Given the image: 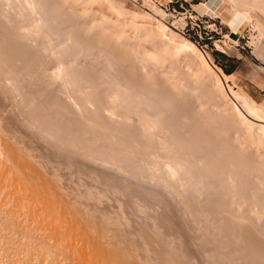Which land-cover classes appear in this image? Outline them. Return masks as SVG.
Segmentation results:
<instances>
[{"label": "rangeland", "instance_id": "rangeland-1", "mask_svg": "<svg viewBox=\"0 0 264 264\" xmlns=\"http://www.w3.org/2000/svg\"><path fill=\"white\" fill-rule=\"evenodd\" d=\"M12 1V2H11ZM11 1H9V0H5V2H4V0H1L0 1V28H2L3 27V29L4 30H2V29H0V48H1V50L2 51H0V72H2V73H0V75H1V77H0V85H1V87H0V89H2V92H1V90H0V105H2L3 104V106H0V113H1V115H0V117L1 118H3V120L1 119V122L3 121V126H6L5 128L6 129H19V130H22L23 129V132L24 133H26L27 135H29V133L31 132V131H35V133H34V131H33V134H35V135H32V132H31V134L29 135V136H31V139L30 140H32L31 142H30V144H32V146L31 147H35V148H37L38 146V148H40L38 151H40L39 153H41V154H44L43 156H48V157H46V158H48L49 160H53L54 161V164L55 163H59V166L62 168L63 166H65L64 167V170H63V173H64V175H66L65 177L69 180V184L71 185V187H73V189L75 188V186H76V189H77V187L79 186V185H85V186H81L80 188H81V190H80V188L78 187V189H77V192L78 193H81V194H83L81 197V199H82V201H83V198L84 199H86L85 201H86V203H87V201L88 200H90V202L89 203H87L89 206H91L90 208H88L89 206L87 205V208L89 209V211H88V214H93V216H94V219H96V223H98V224H100L103 220L105 221H103V224L105 223V224H107V226H110L111 225V223H112V221L113 222H115L116 224H117V222L116 221H114V220H116L117 218H119V216H120V221L122 222V225L124 224L126 227L124 228V227H122V225L120 226V224H118L119 225V228L121 229H119L118 228V225L116 226H113V225H111L112 227H109L110 229H109V231H111L112 230V234H110V235H114V233L116 234L115 235V238H117V239H119L118 241H120V245H124V248L126 247L127 248V250L129 251V253L130 254H132V252L134 253L135 252V254H136V256H137V254H141L140 252H142V249H143V251H144V253H142L143 255H144V259H147V262H149L148 264H150V262H152L151 264H178V262H179V264H188V260H190V259H192V256L194 257V259H192V261H193V264H195L194 262H196L197 264H212V263H218V264H257V262H258V264L260 263V264H264V263H262V259L264 260V193L263 192H260V190L262 191H264V189H263V187H264V165H263V163H264V160H262V158L264 157V137H262V136H264V130L261 128V127H258V123H261V121H259V120H257V119H255V118H252V119H254L253 121H254V123H256V124H252V126H251V124L248 122V121H251V123H252V120H246V119H244V118H242L239 114V116L237 115V113H239V112H237V110L236 109H234L235 107L233 106V103L231 102L232 100H231V98L229 97L230 96V94H229V90L228 89H230L231 88V90L233 91V92H236L237 93V91H238V93H239V95H243V96H246V97H248V99H249V101H250V103H251V105L253 106V108L254 109H256V111L257 112H259L261 115H263L264 116V64L261 62V61H259L258 59H256L255 57H254V55H253V51L255 50V49H257V48H259V47H263L264 46V2H259V1H262V0H259V1H255V0H247V1H245V0H84V2H83V0H67V1H69V3L67 4L66 3V1L65 0H47V2L53 7H51L50 5H49V9L48 10H50V11H52L51 13H49V14H47V17H46V15H44L42 12H44L43 10L47 7L46 5H47V3H45V2H43L42 0H39V2H40V4L42 3V4H44V5H42V6H46L44 9L42 8V9H40L41 8V6L39 5V3H38V5L36 6V8H33V7H31V6H33V5H30L31 3H29L31 0H19L18 1V3H17V0L16 1H14V0H11ZM24 1V2H23ZM26 1H27V3H26ZM42 1V2H41ZM46 1V0H45ZM54 1V2H53ZM61 2V4H57V2ZM77 1V2H76ZM79 1V2H78ZM82 1V2H81ZM249 1V2H248ZM1 2H3V3H1ZM8 2H10L9 3V5H8ZM14 2V3H13ZM16 2V3H15ZM20 2V3H19ZM72 2V3H71ZM253 2V3H252ZM259 2V3H258ZM5 3V4H4ZM7 3V4H6ZM63 3H64V5H63ZM66 3V4H65ZM241 3V4H240ZM243 3V4H242ZM4 6H6V7H3V5ZM15 6H14V5ZM17 4H18V6H17ZM27 4H29L28 6H27ZM46 4V5H45ZM55 4V5H54ZM249 4H250V6H249ZM2 5V6H1ZM21 5V6H20ZM23 5V6H22ZM57 5V6H56ZM62 5H63V10H62ZM66 5V6H65ZM70 5H72V6H70ZM75 5V6H74ZM77 5V6H76ZM262 5V6H261ZM22 7V9L20 8V7ZM24 6H25V9H24ZM65 6V7H64ZM79 6V7H78ZM7 7H8V9H7ZM9 7H10V9L12 8L13 9V7H14V10H12L11 9V13L9 12ZM38 7V8H37ZM40 7V8H39ZM58 7V8H57ZM20 8V9H19ZM30 10H29V9ZM38 9V10H33V9ZM48 8V7H47ZM51 8H52V10H51ZM61 8V9H60ZM74 8V9H73ZM3 9V10H2ZM5 9V10H4ZM60 9V10H59ZM22 10V11H21ZM47 10V9H46ZM47 10V11H48ZM66 12H65V11ZM81 10V11H80ZM6 11L8 12V13H10V14H8V13H6ZM31 11V12H30ZM40 11V12H39ZM61 11H63V13L61 12ZM88 11V12H87ZM1 12H3V13H1ZM13 12V13H12ZM18 12V13H17ZM34 14H33V13ZM55 12H58V14L57 13H55ZM79 12V13H78ZM82 12H84V13H82ZM87 12V13H86ZM21 13V14H20ZM62 13V14H61ZM71 13V14H70ZM5 14H8V16L6 17V15ZM14 15V16H11V15ZM24 14V15H23ZM27 14V15H26ZM37 14V15H36ZM53 14V15H52ZM65 14V15H64ZM70 14V15H75V16H68V15ZM86 14V15H85ZM5 15V16H4ZM10 15V16H9ZM17 15V16H16ZM36 15V16H35ZM43 15V16H42ZM51 15V16H50ZM56 15V16H55ZM57 15H59L58 17H60V18H62V20L60 19V18H58L57 17ZM84 15V16H83ZM92 15V16H91ZM22 16V17H21ZM33 16V17H32ZM61 16H63V17H61ZM66 16V17H65ZM69 18H68V17ZM77 16V17H76ZM3 17H5V18H3ZM17 17V18H16ZM19 17L20 18H22V20L21 19H19ZM23 17H26V18H23ZM40 17V18H39ZM44 17V18H43ZM74 17V18H73ZM77 18V20H76V18ZM83 17V18H82ZM104 17V18H103ZM12 20V19H14V21L12 20H10V19ZM29 18V19H28ZM49 18H51V19H49ZM66 18H67V20H68V22H67V20H66ZM71 18V19H70ZM87 18H88V20H87ZM25 19V20H24ZM31 19H33V20H31ZM38 19V20H37ZM58 19V20H57ZM86 19V20H85ZM106 19V20H105ZM24 20V21H23ZM28 20L30 21L29 23H28ZM39 20H40V22H39ZM45 22H44V21ZM47 20V21H46ZM49 20V21H48ZM58 21V22H56V21ZM65 20V21H64ZM80 20V21H79ZM97 20V21H96ZM102 20V21H101ZM105 20V21H104ZM2 21V22H1ZM17 21V22H16ZM32 21V22H31ZM53 21V22H52ZM71 21V22H70ZM78 21V22H77ZM104 21V22H103ZM11 22V23H10ZM12 22H13V24H12ZM15 22V23H14ZM27 22V23H26ZM34 22V23H33ZM50 23L51 24V26L50 25H48V23ZM65 22H67V23H65ZM70 22V23H69ZM86 22V23H85ZM2 23H4V24H2ZM6 23V24H5ZM32 23V24H31ZM36 23H37V25H40V26H36ZM43 23V24H42ZM60 23V24H59ZM69 23V24H68ZM88 23V24H87ZM96 23V24H95ZM107 23V24H106ZM7 24H9L8 26H7ZM22 24V25H21ZM23 24H24V26H23ZM33 24H34V27H36L37 29H35V28H33ZM44 24H46V25H44ZM64 26H63V25ZM77 24H79V25H77ZM101 24V25H100ZM110 24V25H109ZM114 24V25H113ZM1 25H3V26H1ZM10 25H12V26H10ZM27 25H28V27H27ZM30 25H32V26H30ZM48 25V26H47ZM72 25H73V27H72ZM77 25V26H76ZM90 25V26H89ZM109 25V26H108ZM4 26H6V27H4ZM21 26V27H20ZM30 26V27H29ZM47 26V27H46ZM84 26L86 27V28H84ZM88 26V27H87ZM107 26V27H106ZM50 27V28H49ZM54 29H53V28ZM58 27V28H57ZM60 27V28H59ZM66 27V28H65ZM79 27H80V29H79ZM82 27V28H81ZM8 28L11 30V31H8ZM14 28V29H13ZM18 28V29H17ZM27 28V29H26ZM28 28H30V29H28ZM32 28V29H31ZM47 28V29H46ZM84 28V29H83ZM101 30H100V29ZM105 28V29H104ZM111 28V29H110ZM39 29V30H38ZM42 29V30H41ZM49 29H51V30H49ZM56 29V30H55ZM65 31H64V30ZM80 31H79V30ZM81 29H82V31H81ZM89 29V30H88ZM92 29V30H91ZM96 29V30H95ZM100 31H99V30ZM46 32H45V31ZM62 30V31H61ZM74 30V31H73ZM93 30H94V32H93ZM4 31H6L7 32V34H6V32L4 33ZM14 31V32H13ZM59 33H58V32ZM61 31V32H60ZM66 31L68 32H70V33H66ZM74 33H73V32ZM77 31H78V33H77ZM84 31V33L85 32H87V33H82ZM98 31H99V33H98ZM103 31V32H102ZM106 31V32H105ZM110 31H111V33H110ZM119 31V32H118ZM3 32V33H2ZM11 34V35H9V33ZM36 32V33H35ZM38 32H40V33H38ZM44 32V33H43ZM53 32V33H52ZM54 32H56V33H54ZM72 32V33H71ZM102 32V33H101ZM28 33V34H27ZM48 34V38H50L51 39V37H52V39L50 40V39H47V34ZM83 35H82V34ZM233 33H237L238 34V39H235L234 37H233ZM14 34V35H13ZM21 34V35H20ZM34 36H33V35ZM39 34V36H37ZM43 34H45V35H43ZM50 34H52V35H50ZM57 34V35H56ZM59 34H61V35H59ZM71 34H73L72 36H71ZM75 34V35H74ZM81 34V35H80ZM87 34V35H86ZM93 36H92V35ZM95 34V35H94ZM154 34V35H153ZM7 35V36H6ZM63 35V36H62ZM66 37H65V36ZM68 35H70V37L68 36ZM77 35H79V36H77ZM86 36V37H83V36ZM112 35V36H111ZM121 35V36H120ZM5 36V37H4ZM12 37L11 38V40L13 39L14 41H11L10 40V37ZM32 36V37H31ZM42 36V37H41ZM45 38H44V37ZM75 36V37H74ZM117 36V37H116ZM119 36V37H118ZM129 36V37H128ZM133 37V39H132V37ZM25 39H24V38ZM38 38V40L40 41V42H38V40H37V38ZM41 37V38H40ZM74 37V38H73ZM76 37H77V39L79 40H77L76 39ZM92 39L91 41H89L90 40V38ZM103 37V38H102ZM108 37V38H107ZM3 38V39H2ZM53 38H55V40H53ZM63 38H65V39H63ZM85 38V39H84ZM87 38V39H86ZM94 38V39H93ZM120 38V39H119ZM162 38V39H161ZM167 38V39H166ZM9 39V40H8ZM42 41H41V40ZM46 39V40H45ZM62 39V40H61ZM66 39H67V41H66ZM97 39H101V40H98L97 41ZM104 39V40H103ZM125 39V40H124ZM127 39V40H126ZM159 39V40H158ZM27 40V41H26ZM31 40V41H30ZM32 40H34V41H32ZM46 42H45V41ZM69 40V41H68ZM72 40V42H70ZM111 40V41H110ZM118 40V41H117ZM123 40V41H122ZM134 41V42H132V41ZM137 40V41H136ZM185 40V41H184ZM5 41V42H4ZM22 41V42H21ZM36 41H37V43H36ZM49 41V42H48ZM51 41V42H50ZM62 41V42H61ZM77 41V42H76ZM82 43H81V42ZM89 41V42H88ZM112 41H114V42H112ZM145 41V42H144ZM171 41H172V43H171ZM17 42V43H16ZM24 42V43H23ZM29 44H28V43ZM34 42V43H33ZM42 42V43H41ZM43 42H45L46 43V45H45V43H43ZM65 42V43H64ZM83 42L86 44V46H85V44H83ZM102 42V43H101ZM129 42V43H128ZM182 42V43H181ZM185 42V43H184ZM189 44H188V43ZM192 42V43H191ZM3 43V44H2ZM6 43V44H5ZM33 43V44H32ZM49 43V44H48ZM72 43H74V44H72ZM89 43V44H88ZM91 43V44H90ZM93 43H97V44H95V45H93ZM121 43V44H120ZM137 43V44H136ZM35 44V45H34ZM37 44V45H36ZM40 44V45H39ZM45 46H44V45ZM51 44V45H50ZM54 44V45H53ZM57 44H59V45H57ZM61 44V45H60ZM66 44H68V45H66ZM100 44V45H99ZM112 44V45H111ZM120 44V45H119ZM174 44V45H173ZM178 44V45H177ZM185 44V45H184ZM187 44V45H186ZM195 45V48L193 47L194 45ZM14 45V46H13ZM34 45V46H33ZM53 45V46H52ZM57 45V46H56ZM78 45H80L79 47H81V48H79L78 49ZM90 45H92L93 47H91ZM99 45V46H98ZM132 45H134V46H132ZM137 45H139V46H137ZM158 45H159V47H158ZM162 45V46H161ZM164 45V46H163ZM172 45V46H171ZM191 45H193V46H191ZM4 46H9V47H6V49H2V48H4ZM50 46V47H49ZM52 46V47H51ZM65 46L67 47V48H65ZM89 46V47H88ZM107 46H108V48H107ZM113 46V47H112ZM129 46V47H128ZM131 46V47H130ZM137 46V48H134V47H136ZM156 46V47H155ZM169 48H168V47ZM184 46V47H183ZM11 47V48H10ZM20 47V48H19ZM29 47V48H28ZM37 47V49L35 50V48ZM41 47H45L44 49L43 48H41ZM48 48V50H47V48ZM53 47L56 49H54L53 50ZM62 47V48H61ZM64 47V48H63ZM69 47V48H68ZM74 47H76L75 49V51H76V54L73 52L74 51ZM83 47H85V49L83 48ZM95 47V48H94ZM115 47V48H114ZM122 47V48H121ZM8 48V49H7ZM12 48H13V51H12ZM15 48V49H14ZM50 48V49H49ZM60 48V49H59ZM71 48V49H70ZM131 52V54H132V57L130 56L131 54H130V52L129 51H127V49ZM132 48H134V49H132ZM142 48H143V50H142ZM156 48H159V49H157L156 50ZM170 49V51L169 50H167V53H166V50L164 51V49ZM176 48H178V49H176ZM180 48V49H179ZM197 48V49H196ZM10 49V50H9ZM30 49V50H29ZM31 49H32V51H31ZM45 49H46V51H45ZM62 49V50H61ZM63 49H64V51H63ZM70 49V50H69ZM94 49H96V50H94ZM102 49V50H101ZM121 49V50H120ZM136 49V50H135ZM175 49V50H174ZM9 51V53H6L5 51ZM45 52H44V51ZM58 50V51H57ZM60 50H61V53L63 54V52L65 53V54H61L60 53ZM68 52H67V51ZM78 50H79V52H78ZM83 50H85V51H83ZM87 50V51H86ZM88 50H91V51H88ZM132 50H133V53H132ZM141 50V52L139 53V51ZM156 50V51H155ZM160 50V51H159ZM173 50V51H172ZM181 52H180V51ZM13 53H12V52ZM38 51V52H37ZM47 51H49V52H47ZM53 51H55V52H53ZM83 52V53H81L80 54V52ZM116 51H118V52H116ZM124 51H126V54H128L127 55V57L128 58H130V59H127V60H123L124 58H122V57H120V56H125V54H123L122 55V53H124ZM137 52V54H139L138 56H137V54H134L135 52ZM143 51V52H142ZM153 51V52H152ZM158 51V52H157ZM163 51H164V53H163ZM23 52H25V53H23ZM29 52V53H28ZM30 52L32 53V52H34V53H32V56H30L31 54H30ZM46 52L48 53V54H46ZM53 52V53H52ZM72 52V53H71ZM87 52H89V54H85V53ZM93 52V53H92ZM107 52V53H106ZM113 52V53H112ZM145 52H147V53H145ZM150 52V53H149ZM157 52V53H156ZM162 52V54H160ZM169 52V53H168ZM171 52V53H170ZM180 54H179V53ZM3 53V54H2ZM28 53V54H27ZM45 53V54H44ZM67 53H69V56H68V54ZM118 53V54H117ZM120 53V54H119ZM144 53V54H143ZM168 54V55H166V54ZM175 53H177L176 55H175ZM13 54V55H12ZM19 54H20V56H19ZM35 54V55H34ZM39 54V55H38ZM49 54H50V56H49ZM70 54H74V55H70ZM80 54V55H79ZM85 54V55H84ZM115 54V55H114ZM141 54V55H140ZM143 54V55H142ZM151 54H153L152 55V57H151ZM157 54H159V57H158V55ZM5 55V56H4ZM13 57H12V56ZM27 55V56H26ZM37 55V56H36ZM43 55V56H42ZM45 55V56H44ZM46 55L48 56V57H46ZM64 55H67V57L65 58L64 57ZM78 57H77V56ZM83 55V57H81ZM91 55V56H90ZM109 55V56H108ZM113 55V56H112ZM145 55V56H144ZM155 55H157L155 58H153ZM162 55L164 56V57H162ZM175 55V56H174ZM179 55V57H176V56H178ZM7 56V57H6ZM15 56V57H14ZM64 58H63V57ZM81 58H83V59H81ZM90 56V57H89ZM92 56H94V57H92ZM98 56V57H97ZM105 56V57H104ZM134 56V57H133ZM139 56H141V57H139ZM11 57V58H10ZM26 57V58H25ZM44 57V58H43ZM119 57V58H118ZM127 57H125V59L127 58ZM136 57V58H135ZM140 59H139V58ZM145 57V58H144ZM157 57L159 58V59H157ZM161 57V58H160ZM167 57V58H166ZM173 57V58H172ZM3 58V59H2ZM7 58V59H6ZM15 58V59H14ZM16 58H19V59H17L16 60ZM36 58V59H35ZM52 60H51V59ZM54 58V59H53ZM68 58V59H67ZM88 58H89V60H88ZM99 58V59H98ZM102 58V59H101ZM134 58V59H133ZM142 58V59H141ZM58 59V60H57ZM65 61H64V60ZM71 59V60H70ZM76 59V60H75ZM78 59V60H77ZM87 59V60H86ZM92 59V60H91ZM97 59V60H96ZM117 59V60H116ZM135 60V62L136 63H138V61H139V64L140 65H138V64H135V62L134 61H131L130 62V60ZM137 59H138V61H137ZM147 61H146V60ZM150 59V60H149ZM153 59V60H152ZM154 59H155V61H154ZM162 59V60H161ZM163 59H166V60H163ZM169 61H168V60ZM9 60V61H8ZM22 60V61H21ZM32 60V61H31ZM34 60V61H33ZM45 60V61H44ZM48 60H50L49 62H47ZM54 60H55V62H54ZM61 60V61H60ZM73 60H74V62H73ZM95 60V61H94ZM99 60H100V62H99ZM121 60V61H120ZM129 60V62H127L126 63V61H128ZM145 62H144V61ZM152 60V61H151ZM161 60V61H160ZM19 61V62H18ZM37 61V62H36ZM42 61V62H41ZM60 61V62H59ZM66 61H68V62H66ZM78 61V62H77ZM85 61V62H84ZM91 61V62H90ZM144 63H143V62ZM164 61V62H163ZM177 61H179V63L177 62ZM12 62H14V63H12ZM54 64H53V63ZM57 62V63H56ZM63 62V63H62ZM81 62V63H80ZM87 62V63H86ZM96 62V63H95ZM133 62V63H132ZM151 62H153V63H150ZM156 62V63H155ZM162 62V63H161ZM5 64V65H3V64ZM18 63V64H17ZM35 63V64H34ZM45 63H46V66H45ZM49 63H51V64H49ZM56 63V64H55ZM61 63V64H60ZM66 63V64H65ZM69 64V66H68V64ZM77 63V64H76ZM79 63V64H78ZM104 63V64H103ZM164 63V64H163ZM209 65H208V64ZM10 64H12V65H10ZM19 64H20V66H19ZM31 64V65H30ZM37 64V65H36ZM49 64V65H48ZM74 64V65H73ZM82 64H83V66H82ZM124 67V65H125V67L123 68V67H121V65ZM131 64V65H130ZM135 66H134V65ZM142 64V65H141ZM143 64H144V66L147 68H145L144 66H143ZM147 64H148V66H147ZM9 67H8V66ZM17 65H18V67H17ZM24 65V66H23ZM66 65V66H65ZM78 65V66H77ZM86 65V66H85ZM136 65H138V66H136ZM151 65V66H150ZM154 65V66H153ZM156 65V66H155ZM164 65V66H163ZM6 66H7V68H6ZM13 66V67H12ZM15 66V67H14ZM26 66H28V68L26 67ZM43 66V67H42ZM45 66V67H44ZM58 67L57 69L59 70H57L55 67ZM62 66V67H61ZM63 66H64V68L67 70H65V69H63ZM71 66V68H69ZM92 68H91V67ZM107 66V67H106ZM117 66V67H116ZM130 66V67H129ZM153 66V67H152ZM164 67L165 68V66H166V70H169L170 72H169V74H166V72H164L165 70H163L162 68V70H163V73L164 74H162V70H160V71H157V69H160V68H157V67ZM207 66V67H206ZM233 66H235L236 67V69L232 72V73H227L226 71H225V69H229V68H231V67H233ZM3 67V68H2ZM4 67H5V69H4ZM53 67V68H52ZM79 69H78V68ZM103 67V68H102ZM106 67V68H105ZM110 67V68H109ZM120 67V68H119ZM179 67H181V69H182V71H181V69L179 68ZM188 67V68H187ZM38 68V69H37ZM76 70L77 69V71H75L74 69ZM82 68H85V69H82ZM89 68V69H88ZM90 68H91V70H90ZM139 68H140V70H139ZM144 68V69H143ZM177 68H179V69H177ZM209 68V69H208ZM3 69V71H1ZM54 69V70H53ZM71 69H73V71L71 70ZM114 69V70H113ZM124 69H126V70H124ZM130 69V70H129ZM184 69H186L187 71H183ZM189 69V70H188ZM211 69V70H210ZM11 72H10V71ZM39 70V71H38ZM50 70H52V71H50ZM63 71L64 73H62L61 71ZM68 70L70 71V72H68ZM79 70V71H78ZM80 70H82L83 71V73H84V75L88 72V71H90L89 73L91 74V75H89V73H87L85 76L82 74V71H80ZM88 70V71H87ZM96 70H97V72H96ZM107 70V71H106ZM113 70V71H112ZM179 71L178 72V74L180 75H178L177 74V72L176 71ZM196 70V71H195ZM5 71V72H4ZM56 71H58V72H56ZM86 71V72H85ZM119 71V72H118ZM122 71V72H121ZM141 73H140V72ZM146 73H144V72ZM151 71V72H150ZM153 71H155L154 72V74H153ZM193 71V72H192ZM195 71V72H194ZM8 72V73H7ZM47 72V73H46ZM59 72H60V74H59ZM72 72V74L73 75H69V73H71ZM74 72V73H73ZM77 72V74H75ZM79 72V73H78ZM95 72V73H94ZM105 72V73H104ZM109 72V73H108ZM124 72V73H123ZM126 72V73H125ZM132 72H134V73H132ZM161 72V73H160ZM190 72V73H189ZM192 72V73H191ZM217 72V73H216ZM221 72V73H220ZM15 73V74H14ZM22 73H23V75H22ZM51 73V74H50ZM53 73H54V77H53ZM66 73V74H65ZM108 73V74H107ZM112 73V74H111ZM121 73H123V74H121ZM159 73H160V76H159ZM170 73H172V74H170ZM184 75H183V74ZM5 74V75H4ZM64 74V76H62ZM81 76H80V75ZM95 74V75H94ZM97 74V75H96ZM99 74V75H98ZM110 74H111V76H110ZM116 75V76H114V75ZM119 74V75H118ZM129 74V75H128ZM139 74V75H138ZM145 74V75H144ZM149 74V75H148ZM156 74V75H155ZM166 74V75H165ZM176 74V75H175ZM194 74V75H193ZM225 74V75H224ZM12 75H15V76H12ZM56 75H58V77L56 76ZM100 75H101V78H103L104 77V79H103V84L101 83V79H100ZM112 75H113V77H114V80H113V77H112ZM124 75V76H123ZM126 75V76H125ZM152 75V76H151ZM158 75V76H157ZM161 75H162V78H160L161 77ZM167 75H169V76H167ZM172 75V76H171ZM188 75H190V76H188ZM199 75V76H198ZM202 75V76H201ZM2 76L6 79V80H8L9 82H6V80L5 79H3L2 78ZM10 76H12V77H14V80H13V78L11 77V78H9ZM34 76V77H33ZM42 76V77H41ZM45 76V77H44ZM56 76V77H55ZM78 76H79V79H78ZM82 76H84L83 78H82ZM86 76H90L91 78H93L92 80L94 81V83H93V81H91V78H89V77H86ZM106 76H110L112 79H110V78H108V77H106ZM131 76V77H130ZM142 76V77H141ZM147 76H148V78H147ZM149 76H151V77H149ZM175 76V78L177 79H174L173 77ZM179 76V77H178ZM182 76V77H181ZM204 76V77H203ZM224 76V77H223ZM24 77V78H23ZM27 79H26V78ZM44 77V78H43ZM51 77V78H50ZM72 77V78H71ZM74 77V78H73ZM136 77V78H135ZM137 77H138V79H137ZM139 77H141V78H139ZM190 77V78H189ZM223 77V78H222ZM11 80V82H10V80ZM36 78V79H35ZM60 78V79H59ZM66 78H68V81H67V79ZM69 78L74 82V81H77V79L79 80V82L77 81L76 83H78V85L76 84V83H73L71 80H69ZM108 78V83L106 82V81H104L105 79H107ZM123 78L125 79V80H123ZM153 78V79H152ZM158 78H160V79H162V80H158ZM163 78H165V80H163ZM169 80H168V79ZM178 78H180V79H178ZM183 78H185V79H183ZM188 78H189V80H188ZM191 78H193V80L191 79ZM207 78H208V81H207ZM219 78H221V79H219ZM225 78V79H224ZM2 79V80H1ZM17 79H18V81H17ZM21 79V80H20ZM23 79H24V81H23ZM46 79H48V80H46ZM57 79V80H56ZM76 79V80H75ZM80 79H82V82H81V80ZM90 79V80H89ZM98 79H100V80H98ZM126 79H127V81H126ZM133 79H135L134 81H133ZM144 79V80H143ZM150 79V80H149ZM172 79V80H171ZM201 81H200V80ZM203 79H204V81H203ZM26 80V81H25ZM64 80H66V83H64L65 81ZM84 80V81H83ZM86 80H88V81H86ZM110 80L114 83V81H115V83H114V85H113V83H111L110 82ZM119 80V81H118ZM154 80V81H153ZM168 80V81H167ZM172 81V83H171V81ZM173 80H176V81H173ZM179 80V81H178ZM185 80V81H184ZM192 80V81H191ZM224 80H227L226 82L224 81ZM5 81V82H4ZM59 83H58V82ZM86 81V85H84L85 82ZM89 81H91L90 83L92 84V85H90L89 84ZM122 81H126L125 83H131L130 84V87H128L129 86V84H128V86H127V84L126 85H121V84H125L124 82H122ZM140 81V82H139ZM177 81H178V84L179 85H185V89H184V86H183V88L180 86V90H179V85L177 86ZM189 81V82H188ZM197 81H198V83H197ZM200 81V82H199ZM4 82V83H3ZM47 82V83H46ZM49 82V83H48ZM70 84H68V83ZM99 82V83H98ZM106 82V83H105ZM134 82V83H133ZM143 82V83H142ZM153 82V83H152ZM160 82H161V84H160ZM163 82V83H162ZM176 82V83H175ZM183 82V83H182ZM221 82H222V85H221ZM3 83V84H2ZM11 83H16V85L14 84H12L13 85V88H11L12 87V85H11ZM35 83V84H34ZM43 83V84H42ZM54 83V84H53ZM87 83H88V87H87ZM98 83V84H97ZM118 83V84H117ZM134 85H137V86H134V88H135V90L133 89V92H132V88H133V84ZM138 83H140V85H138ZM158 83V84H157ZM169 83V84H168ZM186 83V84H185ZM201 83V84H200ZM208 83V84H207ZM8 84H10L9 86H8ZM35 86H34V85ZM57 84V85H56ZM69 86H68V85ZM79 84H83V86L81 87ZM94 84H96V85H94ZM109 87V85H111L112 84V86L113 87H115V86H117V88H118V86L120 87H124L125 86V88H124V92H123V88H119L120 89V91H119V89L117 90V88L115 87V91L114 90H111V89H113V87H110V88H107V86ZM143 84L144 85H146V86H144V87H142L143 86ZM149 84H151V85H149ZM157 86H156V85ZM163 84V85H162ZM166 84V85H165ZM175 86H173V85ZM188 84V85H187ZM197 84V85H196ZM198 84H200L199 86H198ZM25 85V86H24ZM65 85H67L68 87H66ZM76 85V86H75ZM98 85H100V86H98ZM165 85V86H164ZM191 85V86H190ZM212 85V86H211ZM4 86V87H3ZM5 86H6V88H5ZM21 86V87H20ZM45 86V87H44ZM54 86V87H53ZM74 86V87H73ZM96 86V87H95ZM105 86L107 89H105V87L103 88V87ZM153 86H154V88H153ZM170 89V91H167V90H169V89H167V87ZM209 86V87H208ZM228 86V87H227ZM3 87V88H2ZM8 87V88H7ZM63 87V88H62ZM65 87V88H64ZM75 87H77V88H75ZM99 87V88H98ZM102 87V88H101ZM148 87V88H147ZM152 87V88H151ZM156 87V88H155ZM166 87V88H165ZM178 88V90L181 92V93H179V91L177 90L176 91V89L175 88ZM190 87H191V90H190ZM193 87H194V89H193ZM197 87H198V90H197ZM202 87V88H201ZM224 87H225V89H226V91H225V89H224ZM28 88V89H27ZM36 88V89H35ZM47 88V89H46ZM54 88V89H53ZM56 88V89H55ZM73 88V89H72ZM83 88V89H82ZM85 88V89H84ZM90 88H92V89H90ZM128 88V89H127ZM140 88H142L141 90H142V93H140V96H138L139 95V93H137V92H140ZM145 88H147L146 90H145ZM158 88V89H157ZM164 88H165V90H164ZM187 88H188V90H187ZM196 88V89H195ZM222 88V89H221ZM7 89V90H6ZM12 89V91L13 92H11L10 90ZM58 89V90H57ZM63 89V90H62ZM67 89H68V91H67ZM75 89V90H74ZM78 89V91H76ZM80 89V90H79ZM81 89L83 90V92L81 91ZM104 89V90H103ZM122 89V90H121ZM125 89H127V91L125 90ZM130 89V91L128 92V90ZM139 89V90H138ZM153 89V90H152ZM157 91H156V90ZM160 89V90H159ZM183 89V90H182ZM199 89H201V91L199 90ZM205 89V90H204ZM208 89V90H207ZM215 89V90H214ZM5 90V91H4ZM16 90H17V92L19 91L21 94H19V92L17 93L16 92ZM47 90V91H46ZM92 90H96L97 92H98V94H96L97 92L95 91H93L92 92ZM103 90V91H102ZM148 90H149V92H148ZM152 90V91H151ZM163 90V91H162ZM191 92V93H189V96L187 97V94H188V92ZM194 90V91H193ZM204 90V91H203ZM207 90V91H206ZM210 90V91H209ZM217 90V91H216ZM230 90V91H231ZM44 91H45V93H44ZM65 91V92H64ZM70 91V92H69ZM73 91V92H72ZM81 91V92H80ZM102 91V92H101ZM106 91V92H105ZM112 91V93H108V92H111ZM117 91V92H116ZM119 91V92H118ZM146 91H147V94H143V92L144 93H146ZM183 91H184V93H183ZM195 91H197V92H195ZM199 91V92H198ZM212 92L211 94L209 93V96L207 95L208 93L207 92ZM6 94H5V93ZM8 92V93H7ZM31 92V93H30ZM53 92V93H52ZM88 92H89V94H88ZM113 92H115V93H113ZM123 92V93H125V94H122L123 96H121V93ZM127 92L130 94L131 92L133 93V95H132V93L130 94V95H132V96H135V92L138 94H136V96H135V98L137 97H139V100H141V102L139 103L138 101V99L136 98V101H135V98H133L132 96L131 97H129V95L127 94ZM153 92V93H152ZM154 92L156 93V94H154ZM157 92H158V95H159V97H157L156 95H157ZM163 94H162V93ZM171 94H170V93ZM203 92H205V93H203ZM11 93H13V94H11ZM25 93H27V94H25ZM30 93V94H29ZM34 93V94H33ZM37 95H36V94ZM41 93V94H40ZM49 93V94H48ZM61 93V94H60ZM64 93V94H63ZM68 93V94H67ZM75 93V94H74ZM82 93V95H83V99H84V96H85V100H86V102H84L85 100H83L82 98H80V96L82 97V95H80ZM86 93H87V95H86ZM105 93V94H104ZM116 93H117V97H116V99H115V96H116ZM118 93H120V94H118ZM148 93H150V94H148ZM164 93H167V95L166 94H164ZM172 93H173V95H172ZM179 93V94H178ZM187 93V94H186ZM196 93V94H195ZM219 93V94H218ZM237 93V94H238ZM4 94V96H2ZM24 94V95H23ZM52 94H54V95H52ZM74 94V95H73ZM77 94V95H76ZM91 94H93V96H91ZM113 94V95H112ZM114 94H115V96H114ZM127 94V96H124V95H126ZM143 96H145L144 98L145 99H143L142 97V95ZM153 94V95H152ZM160 94L161 95H163L162 97L160 96ZM182 94V95H181ZM195 96H193V95ZM201 95V97L202 98H199L200 97V95ZM11 95V96H10ZM12 95H14V96H12ZM27 95V96H26ZM48 95V96H47ZM64 95H66V96H64ZM68 95V96H67ZM80 95V96H79ZM88 95H90V96H88ZM96 95H98V96H96ZM149 95H152V96H156V98H152V96H149ZM171 95H172V98H171ZM177 95H179V96H177ZM190 95H192L193 97H191ZM198 95V96H197ZM205 95H206V97H205ZM219 95V96H218ZM15 96H17V97H15ZM40 96V97H39ZM44 96V97H43ZM59 96V97H58ZM86 96H88V97H86ZM100 96V97H99ZM103 96V97H102ZM107 96H108V98H107ZM111 96V97H110ZM114 96V97H113ZM149 96V97H148ZM166 96H170V97H166L167 99H169L170 100V102H169V100L166 102V98L165 97ZM211 96V97H210ZM213 96V97H212ZM2 97H3V99H2ZM6 97H8V98H6ZM11 97V98H10ZM21 97H23V98H21ZM25 97V98H24ZM33 97V98H32ZM37 97V98H36ZM71 97V98H70ZM74 97V98H73ZM79 97V98H78ZM92 97V98H91ZM97 97H99V99L97 98ZM113 97V98H112ZM120 97V98H119ZM122 97V98H121ZM130 98V99H128V101L129 102H131V103H129L127 100H124V99H126V98ZM148 97V98H147ZM164 97V99H162ZM186 97V98H185ZM189 97H191V98H194L193 99V103H195L196 104V106L197 107H195L194 106V104L192 103L191 104V102H189L190 100H192V99H188ZM211 99H210V98ZM32 98V99H31ZM46 98L47 99H49V100H46ZM62 98V99H61ZM91 98V99H90ZM113 100H112V99ZM118 98V99H117ZM141 98V99H140ZM159 98V99H158ZM174 98V99H173ZM179 98H181V99H179ZM210 100H209V99ZM12 99H14V100H12ZM20 101H19V100ZM35 99V100H34ZM42 99H44V100H42ZM65 99H67V100H65ZM73 99H75V100H73ZM94 99L96 100V102L94 101ZM99 101H98V100ZM132 99H134V101L132 100ZM146 99H147V101H146ZM179 99V100H178ZM183 99V100H182ZM187 99L189 100V101H187ZM198 99H200V100H198ZM209 101V103L207 102L206 103V101ZM213 99V100H212ZM7 102H9V103H7ZM13 102V104H12V102ZM16 100V101H15ZM40 100V101H39ZM73 102H72V101ZM78 102H77V101ZM81 100H83V101H81ZM91 100V101H90ZM106 100H108V101H106ZM117 100H118V102H117ZM148 100H149V102H148ZM161 100V101H160ZM174 102V104H176L177 103V106L178 107H180L178 110L180 111H175V110H177L176 108H173L172 109V107L174 106V107H177L176 105H173V102ZM196 102H195V101ZM198 100V101H197ZM204 100V101H203ZM230 100V101H229ZM25 101V102H24ZM62 103H61V102ZM88 101V102H87ZM104 102L105 103V101L107 102V104L105 103V104H102L101 106H100V102ZM111 101V102H110ZM119 101H121L122 103L123 102H128L129 104H131V107H132V105H133V107H132V109L135 107V109H136V111H134V112H132L130 109H127L126 108V106H125V103H121V102H119ZM143 101V102H142ZM146 101V102H145ZM180 101V102H179ZM187 101V102H186ZM203 102V103H201V102ZM211 101V102H210ZM24 102V103H23ZM34 102V103H33ZM47 102H49V103H47ZM52 102V103H51ZM79 102H80V104H79ZM82 102H83V104H82ZM91 102V103H90ZM97 102H99V104L97 103ZM117 102V103H116ZM136 104V103H139L140 105V107H141V105H142V110L144 109V111L146 112V109H147V107H148V109H149V107H151L152 108V110L153 109H155L156 107V109H155V111L153 112V111H150V112H152V114L150 113L149 114V116H148V112L147 113H145V114H147V116H148V118H149V120H150V115H152L153 117H151V118H154V120H155V118L156 117H159L160 119H157V121H160L159 123L155 120L154 121V123H155V126H156V128L155 127H153L152 126V124L150 125L149 123H151V122H148L147 124L145 123V121H147L148 119L146 118V116L144 115V113L142 114V110H141V108H139V110H141V112H140V114L138 113V105H134V103ZM153 102V104H151V105H153V106H150V104L149 103H152ZM154 102L155 103H157V105L154 107ZM229 102H230V104H229ZM20 105H19V104ZM21 103H22V105H21ZM40 103V104H39ZM42 103V104H41ZM56 103V104H55ZM58 103V104H57ZM62 105H61V104ZM69 105H68V104ZM87 103V104H86ZM90 103V104H89ZM95 103H96V105H95ZM111 103H113L114 104V106H115V108L112 106V104ZM118 103H119V105H118ZM127 103V105H129ZM142 103V104H141ZM145 103V104H144ZM167 103H169V105H170V103L172 104V105H170V106H172L171 108H170V106L169 105H167ZM185 103V104H184ZM215 103H216V105H215ZM219 103V104H218ZM232 103V104H231ZM5 104V105H4ZM10 104V105H9ZM11 104H12V106H11ZM15 104V105H14ZM25 104V105H24ZM46 104V105H45ZM49 105V107H48V105ZM78 104V105H77ZM85 104V105H84ZM94 104V105H93ZM110 104V106L112 107H110V108H108V109H106L108 106L107 105H109ZM189 104V105H188ZM199 104L200 105H202V107L206 104V107L208 108V109H211V105H212V107L214 108V109H216L217 110V108H219V110H214V109H211V111L210 110H207V108L206 107H203L204 109H201L200 108V106H199ZM14 105V106H13ZM24 105V106H23ZM34 105V107H36V109L38 110L37 112H35L36 111V109L35 108H33L32 106ZM36 105V106H35ZM44 107H43V106ZM64 105V106H63ZM73 105V106H72ZM76 105L77 106H79L80 108H82V109H78L79 107H76ZM81 105H83L85 108L87 107L88 109H85L83 106H81ZM91 105V106H90ZM93 105V106H92ZM123 105V106H122ZM145 105H146V108H145ZM162 105V106H161ZM180 105V106H179ZM185 105L187 106L186 107V109H185ZM191 105V106H190ZM210 107H208V106ZM219 107H218V106ZM228 105V106H227ZM41 106L43 107V108H41ZM46 106H47V108H46ZM58 106V107H57ZM71 106H72V109H71ZM96 106H98V107H96ZM105 106V107H104ZM107 106V107H106ZM119 108H118V107ZM163 106H165V107H163ZM166 106H168V107H166ZM183 106V107H182ZM195 107V109H196V111L198 110L199 111V113H198V111L196 112L195 111V109L193 110L194 112H192V108H194ZM199 106V107H198ZM1 107H4L3 109H1ZM7 107V108H6ZM9 107H11L10 109H9ZM12 107H13V109H12ZM23 107V108H22ZM26 107V108H25ZM53 107H54V110H53ZM65 107V108H64ZM67 107V108H66ZM69 107V108H68ZM92 107H94V108H92ZM101 107L102 108H104V109H101ZM128 108H129V106H127ZM160 108V110H159V108ZM162 107L164 108V110L162 109ZM188 107H190L189 109H188ZM231 107H232V109H231ZM16 109V111H15V109ZM21 108V109H20ZM40 108H41V110H40ZM52 108V109H51ZM60 108H62V111H61V109ZM97 110H96V109ZM117 108H118V111L120 110V112L121 113H119V112H117L116 110H117ZM123 108V109H122ZM125 108V109H124ZM150 108V109H151ZM165 108H167L166 110H165ZM170 108V109H169ZM183 108V109H182ZM221 108V109H220ZM25 109V111H23ZM27 109H29V110H27ZM52 110V112H54V113H52L51 112V110ZM58 109V110H57ZM65 109H69V111H67V110H65ZM75 109H78V111L77 110H75ZM98 109H100L99 111H98ZM149 109V110H150ZM260 109V110H259ZM3 110V111H2ZM6 110V111H5ZM31 110H33V111H31ZM35 110V111H34ZM56 110V111H55ZM81 110H82V113L84 114V115H82V113H81ZM84 110H87V111H84ZM107 110V112H103V111H106ZM128 110V111H127ZM170 110H172L173 111V113H172V111H170ZM186 110V111H185ZM205 110V112L206 111H208V113H211V115H210V118H208V113L206 114H204V111ZM212 110H214V111H216V112H212ZM222 110V111H221ZM234 112L233 114H231L232 113V111ZM2 111V112H1ZM8 111V113L10 114H6V112ZM13 111H15V112H13ZM28 111V112H27ZM41 112V115H40V112ZM50 111V112H49ZM58 111V112H57ZM67 111V112H66ZM73 113H72V112ZM92 113H90V112ZM94 111V112H93ZM97 113H96V112ZM113 111H115V112H113ZM127 111V112H126ZM156 111H157V113H156ZM165 111H166V113H165ZM170 111V112H169ZM182 111L183 112H185V113H182ZM13 112V113H12ZM31 112H32V115H31ZM45 113V116H44V114H42V113ZM56 112V113H55ZM61 112V113H60ZM69 112V113H68ZM87 112V113H86ZM112 112V113H111ZM118 114H117V113ZM128 113L127 115V117H125L126 115V113ZM130 112H131V116H130ZM137 114H136V113ZM175 112H176V114H175ZM192 112V113H191ZM223 112V113H222ZM3 113V114H2ZM20 113V114H19ZM24 113V114H23ZM29 113V114H28ZM36 113V114H35ZM39 113V114H38ZM59 113V114H58ZM64 113H66V117H65V115H64ZM94 113V114H93ZM104 115H106V117L108 118V116H109V118H111L112 120H111V123H110V120H109V118L107 119L106 117H105V115H104V117L101 119V117H102V114ZM114 113H116V114H114ZM125 113V114H124ZM136 114V115H133V114ZM162 113H163V115H162ZM165 113V114H164ZM170 115H169V114ZM181 113V114H180ZM187 113H189L188 115H187ZM194 113V114H193ZM198 113V114H197ZM201 113H203V115L201 114ZM214 113V114H213ZM216 113V114H215ZM219 113V114H218ZM220 113H221V115H220ZM40 115L42 118L40 119V121H39V119H38V115ZM67 114H69V116L67 115ZM72 114V115H71ZM73 114H75V115H73ZM76 114H77V116H76ZM113 114V115H112ZM142 114V115H141ZM168 114V115H167ZM177 114H180V115H177ZM182 114H186V115H182ZM190 114H193V115H195V116H192V115H190ZM229 114H230V116H229ZM259 114V115H260ZM5 115H7V116H5ZM16 115V116H15ZM18 115V116H17ZM24 115V116H23ZM37 116V117H35V116ZM48 115V118L50 119V120H52L50 123L49 122H47V120H48V118L46 119L45 117ZM50 115V116H49ZM53 115V116H52ZM54 115H56V116H54ZM58 115H60V116H58ZM87 115H89V116H87ZM94 115V116H93ZM116 115V116H115ZM120 115V116H119ZM121 115H122V119H124L123 121H122V119H121ZM124 115V116H123ZM141 115V116H140ZM143 115H144V117H143ZM159 115H161V117L159 116ZM168 116V117H165V116ZM206 115V116H205ZM215 115H216V117H215ZM220 115V116H219ZM224 115V116H223ZM234 115H235V117H234ZM10 116V117H9ZM21 116H23V117H21ZM26 116H29V118L28 117H26ZM65 118H64V117ZM71 116V117H70ZM80 116V117H79ZM86 116V117H85ZM91 116H93V117H91ZM111 116V117H110ZM112 116H114V117H112ZM120 117V119H118L119 117ZM175 116V117H174ZM180 116V117H179ZM183 116H185V117H183ZM199 116V117H198ZM204 116V117H203ZM214 117V118H212V117ZM219 117V120H218V117ZM232 116V117H231ZM16 117V118H15ZM17 117H18V119H17ZM53 117V118H52ZM58 117V119H56V118ZM75 117V118H74ZM78 117L79 118H81V119H78ZM88 117H89V119H90V123L88 122L89 121V119H88ZM137 117H139L138 119H137ZM142 117V118H141ZM170 117H174L173 119L172 118H170ZM180 119H179V118ZM191 117H197V119H201L200 121L198 120V121H193L195 118H191ZM201 117V118H200ZM205 117L206 118H208L209 120H208V122L210 121V119H213V121L212 122H214V120H215V122H214V124H216L217 122H216V120L219 122V123H217V125L219 124L220 126H215V125H213V123L210 125V123H208L206 120L207 119H205ZM222 117V118H221ZM235 118V120H237V121H235L234 120V118ZM248 118L247 119H249L250 118V116H247ZM22 118V119H21ZM32 118H34L35 119V121H32L33 119ZM45 118V119H44ZM65 119V123H63L62 124V120L64 121V119ZM77 118V119H76ZM93 120H92V119ZM96 118V119H95ZM114 118V119H113ZM127 118V119H126ZM144 118H146L145 120H144ZM164 118H166V121H164L165 119ZM176 118V119H175ZM185 118V119H184ZM186 118H188V120H189V123H188V120L186 119ZM190 118V119H189ZM216 118V119H215ZM237 118V119H236ZM238 118H239V121H238ZM242 118V119H241ZM250 118V119H251ZM7 119V121L9 120V119H11V120H9L8 122L9 123H11L12 125H10L7 121L5 122V120ZM13 119V120H12ZM28 119V120H27ZM29 119H32V120H29ZM46 121H44V120ZM54 119H56V120H54ZM75 119V120H74ZM83 119V120H82ZM86 119V120H85ZM101 121H99V120ZM104 119V120H103ZM117 121H116V120ZM133 119L135 120V122H136V125H134L135 123H133L134 121H133ZM137 119V120H136ZM143 119V120H142ZM179 119V120H178ZM184 119V120H183ZM192 119V120H191ZM203 119V120H202ZM226 119V120H225ZM23 120V121H22ZM79 120V121H78ZM82 120V121H81ZM105 121V122H103V121ZM107 120V121H106ZM114 120H115V122H114ZM121 120V122H123V124L120 122V124L121 125H118V123H119V121ZM139 120V121H138ZM162 120L164 121V122H166L165 124H164V122H162ZM168 120H169V122H168ZM174 122H173V121ZM180 120H182V121H180ZM187 120V121H186ZM191 120V121H190ZM196 120V119H195ZM230 120H233V121H231L230 122ZM242 122H241V121ZM244 120H246V121H244ZM255 120H256V122H255ZM18 121H20V122H18ZM32 121V122H31ZM39 121V122H38ZM41 121H43L44 122V124H43V122H42V125H41ZM49 121V120H48ZM57 121H58V123L59 124H61L63 127L62 128H64V126H66V128L68 127V129H66L65 128V131L67 132H65L64 131V129H60V127H58L57 125ZM77 121V122H76ZM97 121V122H96ZM126 121H132V124L131 123H129V122H126ZM138 121V122H137ZM141 121H142V123H141ZM144 121V122H143ZM152 121H153V119H152ZM184 121V122H183ZM192 121H193V123H196V122H200V125H196L195 124V128H197V129H195L198 133H199V135H201L202 136V138H204V140H201V141H203V142H201L198 138H199V136H198V133H195V134H193V123H192ZM201 121H203V123H204V121L206 122V124L204 123H202ZM225 125L224 127H226L225 129H222V128H220V127H223V124H221V122ZM6 124H5V123ZM14 122V123H13ZM24 122V123H23ZM56 122V123H55ZM67 122V123H66ZM73 122V123H72ZM78 122H80V123H78ZM93 124H92V123ZM96 122V123H95ZM103 122V123H102ZM163 124H162V123ZM173 122V123H172ZM176 122V123H175ZM181 122H183V123H181ZM185 122H187V124L185 123ZM231 124H230V123ZM7 123H8V125H10L9 127H8V125H7ZM17 123V124H16ZM19 123H21V124H19ZM23 123V124H22ZM26 123V124H25ZM37 123V124H36ZM79 125H78V124ZM88 123L89 124V126H88V124L86 125V124ZM105 123V124H104ZM127 123H129V124H131L130 126H129V124H127ZM139 123V124H138ZM140 123H141V125L143 126V128L145 127V128H147L148 126V130L146 129V130H144L143 128H142V126L140 127L139 125H140ZM153 123V122H152ZM153 123V124H154ZM190 123H192V124H190ZM246 123H249V124H246ZM15 124L17 125V127H14L15 126ZM29 124V125H28ZM32 124H33V126H32ZM72 124V125H71ZM104 124V125H103ZM107 124V125H106ZM110 124V125H109ZM114 124V125H113ZM117 124V125H116ZM125 124V125H124ZM158 124V125H157ZM160 124H162V127H160ZM176 124V126H174V125ZM183 126H182V125ZM189 124L191 125V127L189 126ZM201 124L203 125V126H201ZM226 124H229L228 125V127H227V125ZM247 126L246 128H245V125ZM18 125H19V128H18ZM21 125V126H20ZM31 125V126H30ZM49 125V126H48ZM68 125V126H67ZM127 125H128V129H130L131 128V130H129V131H127ZM164 125V126H163ZM166 125V126H165ZM181 125V126H180ZM187 125V126H186ZM204 125L206 126V128L204 127ZM241 125H244L243 127L241 126ZM249 125H250V127H249ZM24 126H26V127H24ZM34 126H35V128H34ZM39 126L41 127V128H39ZM52 126H54L55 128H57V129H55V128H53ZM60 126V125H59ZM72 126V127H71ZM74 126V127H73ZM103 126V127H102ZM111 126V128H109V127ZM116 126V127H115ZM121 126H123L122 128L123 129H126V130H123V129H121ZM133 126H135V127H137V128H135V127H133ZM158 126L160 127V128H158ZM172 129V130H169L170 128ZM173 126V127H172ZM177 126L179 127V128H181L180 130H178L177 129ZM211 126V127H210ZM257 126V127H256ZM23 127V128H22ZM32 128L30 131L28 130V129H30V128ZM47 127V128H46ZM78 127H79V129H78ZM100 127V128H99ZM118 127V128H117ZM120 127V128H119ZM126 127V128H125ZM133 127V128H132ZM139 127V128H138ZM151 127V128H150ZM165 127V128H164ZM184 127V128H183ZM188 127V128H187ZM204 127V129L202 130V128ZM223 127V128H224ZM236 127V128H235ZM21 128V129H20ZM43 128V130H45V131H43V130H41ZM51 129V130H49V129ZM77 128V129H76ZM91 128H93V129H91ZM97 128V129H96ZM98 128H99V130H98ZM107 128V129H106ZM110 130H109V129ZM117 131H115L114 129ZM150 128V129H149ZM164 128V129H163ZM168 128V129H167ZM173 128H174V130H173ZM199 128V129H198ZM215 128V129H214ZM219 128V129H218ZM241 128V129H240ZM250 128V129H249ZM26 129L28 130V131H26ZM53 129V130H52ZM69 129H70V131L72 130V131H75V133H71V132H69ZM82 129V130H81ZM87 129V130H86ZM95 129H96V131H95ZM100 129H102V131L100 130ZM104 129L105 130H108V131H105L104 132ZM121 129V130H120ZM135 129L137 132H139L140 131V133H142L143 131H145V133H142V134H139V135H141V136H144L143 138H140L139 137V135H135V133H137L136 131H133V130ZM141 129H142V132H141ZM161 129V130H160ZM166 129V130H165ZM185 129V130H184ZM190 129V130H189ZM192 129V130H191ZM252 129H253V131H252ZM254 129H255V131H254ZM39 130V131H38ZM49 130V131H48ZM113 130V131H112ZM122 131V134L121 135H124V136H122L121 137V135H119V136H117V133H119L120 131ZM139 130V131H138ZM156 130V131H155ZM160 131V133L159 134H157L159 131ZM162 130H164V135H163V133H162ZM205 130H206V132L208 133H206L205 132ZM212 130V131H211ZM218 130H219V132H218ZM223 130H225V131H223ZM228 130H229V132H228ZM236 130V131H235ZM256 130H257V132H256ZM51 131V132H50ZM57 131V132H56ZM63 131V132H62ZM123 131H125V132H123ZM127 131V132H126ZM146 131H150V133L152 134V136H151V134H149L148 132H146ZM169 132V134H168V132ZM178 131V132H177ZM188 131H190L192 134H193V136H195V137H192V138H196L195 140H193L192 141V138L190 137L191 135H190V132H188ZM202 131V132H201ZM204 131V132H203ZM250 131V132H249ZM47 132V133H46ZM50 132V133H49ZM59 132V133H58ZM65 132V133H64ZM78 132V133H77ZM83 132H84V135H83ZM89 132V133H88ZM91 132V133H90ZM96 132V133H95ZM99 132V133H98ZM106 132H108V135H107V133ZM112 132H114L115 133V135H116V137H114L115 135L114 134H112ZM128 132H130L129 134H128ZM154 132V133H153ZM155 132H157V133H155ZM166 132V133H165ZM183 132V133H182ZM226 132H228L227 134H226ZM253 132V133H252ZM256 132V133H255ZM45 133V134H44ZM63 133L65 134V136L63 135ZM71 133V134H70ZM93 133H95L94 135H93ZM106 133V134H105ZM146 133H148L147 135H144V134H146ZM172 133V134H171ZM174 133V134H173ZM179 133V134H178ZM183 134V136H181V134ZM189 133V134H188ZM216 133V134H215ZM218 133V134H217ZM220 133V134H219ZM225 133V134H224ZM229 133H230V135H229ZM241 133V134H240ZM250 133V134H249ZM253 135H252V134ZM37 134V135H36ZM41 134V136H39V135ZM44 134V135H43ZM52 134H54V136L52 135ZM66 134H68V135H66ZM82 134V135H81ZM91 134H92V137H89V136H91ZM97 134H98V138H95V137H97ZM131 134V140L130 139H128ZM162 134V135H161ZM166 134V135H165ZM177 134V135H176ZM187 134H188V136H187ZM203 134V135H202ZM222 134V135H221ZM237 134H238V136H237ZM46 135H47V137H46ZM59 135V136H58ZM62 135V136H61ZM73 135H77V136H75V137H73ZM80 135V136H79ZM88 135V136H87ZM103 135V136H102ZM128 135V136H127ZM132 135H135V137L137 136V140L135 139V137H133L132 138ZM150 135V136H149ZM155 135H156V137H155ZM158 135H160V136H158ZM172 135V136H171ZM178 135H180V136H178ZM204 135H205V137H204ZM211 135V136H210ZM214 135V136H213ZM227 135V136H226ZM248 135V136H247ZM44 136V137H43ZM66 136H68V138L66 137ZM71 136H72V139H71ZM78 136H79V138H78ZM83 136V137H82ZM108 136V137H107ZM110 136V137H109ZM114 138H112V137ZM127 136V137H126ZM147 136V137H146ZM158 136V137H157ZM174 136V137H173ZM176 136V137H175ZM185 136H186V138H185ZM209 136V137H208ZM226 136V137H225ZM245 136V137H244ZM250 136V137H249ZM32 137H33V139H32ZM77 137V138H76ZM86 137V139H84ZM99 137H101V138H99ZM105 139H104V138ZM120 137V138H119ZM123 137H126V138H123ZM146 137V138H145ZM152 137V138H151ZM162 137V138H161ZM172 137H173V139H172ZM198 137V138H197ZM208 139H207V138ZM213 137V138H212ZM233 137V138H232ZM237 137H238V139H239V142H238V140H237ZM243 137V138H242ZM261 137V138H260ZM36 138V139H35ZM40 138V140L38 141V139ZM43 138H46L47 140L48 139H56V140H50V141H47L46 139H43ZM61 138V139H60ZM74 138V139H73ZM83 138V140L82 141H80L81 139ZM89 138V139H88ZM90 138H92V139H90ZM94 138V139H93ZM110 138V139H109ZM122 138V139H121ZM155 138H156V141H155ZM159 138H160V140H159ZM170 138V139H169ZM181 138H183V140L181 139ZM191 140H190V139ZM201 137H200V139H202ZM209 138H211V139H209ZM220 138V139H219ZM223 138V139H222ZM240 138H241V140H240ZM255 138V139H254ZM58 139V140H57ZM63 139V140H62ZM66 139H68V140H66ZM88 139V143H89V141H90V143H89V145H88V143H85L86 142V140ZM99 140V141H97V140ZM109 139V140H108ZM121 139V140H120ZM124 139V140H123ZM128 139V140H127ZM134 139H135V143H136V145L134 144V143H131L132 142V140H133V142H134ZM138 139H139V141H140V143H139V141H138ZM163 139V140H162ZM208 140V142H207V140ZM212 139H213V141H212ZM217 139V140H216ZM230 139V140H229ZM37 140V141H36ZM65 140V141H64ZM74 140H75V142H74ZM78 140H79V142H78ZM85 140V141H84ZM93 140V141H92ZM112 140L114 141V142H112ZM123 140V141H122ZM145 140V141H144ZM147 140H149V141H147ZM151 140V141H150ZM158 140V141H157ZM165 140H166V142H165ZM178 140V141H177ZM190 140V141H189ZM215 140L217 141V145L215 144L216 142H215ZM219 140V141H218ZM234 140V141H233ZM237 140V141H236ZM249 141V143H245V141ZM262 140V141H261ZM35 141H36V144H34L35 143ZM42 141H44L43 143H45V144H47V145H43V143H42ZM45 141H47V142H45ZM53 141H54V143H53ZM57 141V142H56ZM64 141V142H63ZM69 143V144H67V142ZM69 141H71L72 143L70 144V142ZM100 141H102L103 143L104 142H106L104 145H106V149H105V146L100 142ZM124 141H125V143H124ZM128 141V142H127ZM136 141H138V144H137V142ZM141 141H143L142 143H141ZM147 141V142H146ZM177 141V142H176ZM182 142V144H181V142ZM193 142V144L192 143H190V142ZM213 142L212 144H214V146L212 145V149H210L211 148V142ZM259 141V142H258ZM56 142V143H55ZM60 142H63L66 146L65 147H69V150L66 148V150H65V147H63L64 146V144L63 143H61V145H60ZM78 142V143H77ZM80 142H82V143H80ZM92 142H93V144H92ZM97 144H96V143ZM100 142V143H99ZM110 142V143H109ZM114 143V144H112V143ZM116 142H118V143H116ZM121 142V143H120ZM161 142H162V144H161ZM167 142H168V144H167ZM173 142V143H172ZM175 142V143H174ZM178 142H179V144H178ZM187 142H189L190 144H192L191 146H192V148H191V146L190 145H188V143ZM197 142H200V143H197ZM205 142H207V144H205ZM221 142V143H220ZM227 142L229 143V144H227ZM258 142V143H257ZM39 143H40V145H39ZM52 143H53V145H52ZM122 143H124V144H122ZM128 143V144H127ZM132 144L131 146H130V144ZM154 143V144H153ZM155 143H157V145L159 144H161L162 146H163V143L166 145H164V148H162V146L160 145V147H159V145H158V148L156 147L157 145L155 144ZM186 143V144H185ZM195 143V144H194ZM196 143L197 144H199V145H196ZM201 143H202V145H201ZM244 143V144H243ZM262 143V144H261ZM50 144V145H49ZM56 144V146H54ZM80 144V145H79ZM82 144V145H81ZM83 144H85V145H83ZM87 144V145H86ZM119 144V145H118ZM121 144V145H120ZM134 144V145H133ZM140 144V146L141 147H143V149L140 147V149H138L139 147H137L138 145ZM142 144L144 145V146H142ZM175 144V145H174ZM181 144V147L179 146ZM205 144V145H204ZM208 144H210V145H208ZM222 144H224V145H222ZM235 144H238V145H236L235 146ZM249 144V145H248ZM35 145V146H34ZM49 145V146H48ZM52 145V146H51ZM59 145V146H58ZM77 145V146H76ZM92 145V146H91ZM115 145H117V146H119V147H117V146H115ZM122 145H124V146H122ZM127 145H129V148H128V146ZM152 146V148H151V146ZM155 145V146H154ZM187 145V146H186ZM206 145L208 146V147H206ZM219 145L222 147V148H224V150L225 149H229L228 150V152L226 153H224V151H223V149H220L219 148ZM226 145V146H225ZM250 145H251V147H250ZM262 145H263V147H262ZM44 147V149H42L43 147ZM45 146H46V150H45ZM80 146H81V148L83 149L82 151H81V148H80ZM100 146V147H99ZM108 146V147H107ZM146 146V149L144 148ZM149 146V147H148ZM171 146V147H170ZM174 146V147H173ZM176 146V147H175ZM183 146V147H182ZM186 146V147H185ZM200 146H202L201 148L202 149H204V151H207L208 150V152H204L202 149H200ZM230 146V147H229ZM239 146V147H238ZM42 147V148H41ZM54 147V148H53ZM73 149H72V148ZM80 148V149H78V148ZM87 147V148H86ZM98 147V148H97ZM112 147H114V148H112ZM122 147V148H121ZM125 147H127V148H125ZM156 147V148H155ZM173 147V148H172ZM179 147V148H178ZM185 147V148H184ZM217 149V151H215L214 152V150H216L215 148ZM227 147V148H226ZM236 147V148H235ZM248 147H250V148H248ZM35 148H32V149H35ZM37 148V149H38ZM57 148V149H56ZM62 148V149H61ZM63 148H64V150H63ZM86 148V149H85ZM107 148H112V149H110L111 151H115V152H109V151H107L108 149ZM125 148V149H124ZM135 149V150H133V149ZM150 148V149H149ZM168 150H167V149ZM170 148V149H169ZM175 148V149H174ZM178 148V149H177ZM180 148H182V149H180ZM198 148V149H197ZM207 148V149H206ZM220 150H219V149ZM254 148H255V150H254ZM260 148H263V149H260ZM48 149V150H47ZM77 149L79 150V151H77ZM92 149V150H91ZM106 150V152L108 153L109 152V155L108 156H106V152H105V150ZM116 149V150H115ZM118 149V150H117ZM119 149L120 150H125L126 151V153H122L121 151H119ZM141 149L142 150H144V152H145V150H147V152H145V153H143V151H141ZM153 149V150H152ZM156 149V150H155ZM158 149H160L159 151H158ZM185 149V150H184ZM189 149V150H188ZM195 149H196V151H195ZM248 149H250L249 150V152H247L248 151ZM253 149V150H252ZM257 149V150H256ZM41 150H43V151H41ZM59 150V151H58ZM68 150V151H67ZM73 150V151H72ZM75 150V151H74ZM88 150V151H87ZM97 150V151H96ZM133 150V152H134V154L136 155V154H138V156H139V160H136L135 158L137 157L138 158V156L136 155V157H133L134 156V154L132 155V153H131V151ZM137 150H140L139 152H137ZM157 151L158 152V154H157V152H156V154L157 155H155V151ZM175 150V151H174ZM177 150V151H176ZM202 152H201V151ZM211 150V151H210ZM223 151V155H221V153H222V151ZM231 150V151H230ZM234 150V151H233ZM37 150L35 151V152H38ZM100 151V152H99ZM165 151H166V153H165ZM181 151V152H180ZM183 151V152H182ZM191 151V152H190ZM195 151V152H194ZM225 151H227V150H225ZM242 151V152H241ZM262 151V152H261ZM48 152V153H47ZM61 152V153H60ZM64 152V153H63ZM68 152L70 153V154H68ZM82 152V153H81ZM85 152V153H84ZM117 152V153H116ZM131 154H129V153ZM137 152V153H136ZM149 152V154H147ZM159 152H161V157L159 156L160 155V153ZM175 152H176V154L178 155V154H180V153H182V154H180V156L178 155H175ZM178 152V153H177ZM192 152H193V156H192ZM212 152V153H211ZM232 155H234V156H236V154L237 153H239L240 155H241V157H240V155H238L237 154V156H239L240 158L238 159V160H240V161H236V160H233L232 161V156H231V154ZM246 152V153H245ZM258 152V153H257ZM57 153H59V154H57ZM63 153V154H62ZM72 153H73V156H72ZM90 153V154H89ZM102 153L104 154V156L105 157H112V159L110 158H108V159H106L103 155H102ZM120 153V154H119ZM123 155H122V154ZM164 153H165V155L167 156V160H165L166 158V156L164 155ZM168 153V154H167ZM173 154V155H171V154ZM186 153H187V155H186ZM199 153V154H198ZM203 153H205V154H203ZM217 153H218V155L219 156H217ZM220 153V154H219ZM229 153V154H228ZM46 154H49V155H46ZM55 154V155H54ZM61 154V155H60ZM80 156H79V155ZM82 154V155H81ZM110 154H112L111 156H110ZM117 154V155H116ZM152 154V155H151ZM184 154L186 155V156H184ZM195 154H197V155H195ZM210 154H211V157H210ZM242 154H244V156L242 155ZM259 154H260V156H259ZM78 155V157H76ZM92 155V156H91ZM100 155V156H99ZM113 155H115L114 157H113ZM119 155H122L123 156V159H122V157L121 156H119ZM126 155H129V156H127V157H125ZM143 156L142 158H144V157H147V155H148V157H150L153 161H154V163H152L151 164V161L152 160H150V162L148 161L149 159H147V158H144V159H142V161L145 163H143L142 161H141V157L140 156ZM146 155V156H145ZM168 155H170V156H168ZM175 155V156H174ZM200 157H199V156ZM213 155V156H212ZM225 155H226V157H225ZM231 157H230V156ZM262 155V156H261ZM51 156V157H50ZM55 157V159L53 158V157ZM65 156V157H64ZM70 157V158H67V157ZM88 156V157H87ZM98 156V157H97ZM117 156V157H116ZM153 156H155V157H153ZM159 156V157H158ZM165 156V157H164ZM175 158H174V157ZM176 156H177V158H178V160L176 159ZM190 156V157H189ZM197 156V157H196ZM203 156V157H202ZM224 158H223V157ZM58 157H59V160H58ZM61 157V158H60ZM63 157V158H62ZM74 157V158H73ZM103 157V158H102ZM125 157V158H124ZM132 157L135 159H132ZM157 157H158V159L159 160H163V161H159L158 159H157ZM193 157V158H192ZM211 158V160H209L210 158ZM219 157V158H218ZM222 157V158H221ZM229 157H230V160H229ZM113 158H114V161H113ZM154 158V159H153ZM165 158V159H164ZM169 158H172V159H169ZM179 158H181V159H179ZM203 158V159H202ZM207 158V159H206ZM216 158V159H215ZM226 158V159H225ZM243 158H245V159H243ZM77 159V160H76ZM80 159V160H79ZM88 159H89V162H88ZM98 159V160H97ZM116 159V160H115ZM132 159V164L130 163V162H128L129 160H131ZM146 159V160H145ZM156 159V160H155ZM170 161H169V160ZM188 159V160H187ZM195 159V160H194ZM206 159V160H205ZM222 161H221V160ZM237 159V158H236ZM241 159H243V161H245V163L244 162H242V160ZM264 159V158H263ZM65 160V161H64ZM70 160V161H69ZM81 160H83V161H81ZM97 160V161H96ZM126 160V161H125ZM158 160V161H157ZM187 160V161H186ZM202 160H203V162H202ZM215 160V161H214ZM219 160V161H218ZM225 160V161H224ZM228 160V161H227ZM262 160V161H261ZM107 161V162H106ZM112 161V162H111ZM120 162L119 163V165H117V164H115L114 162H116V163H118V162ZM134 161H135V163H134ZM148 161V162H147ZM156 161V162H155ZM171 161H175V162H177V163H171ZM183 161H184V163H183ZM189 161V162H188ZM213 161V162H212ZM218 161V162H217ZM234 161L235 162H237V165H236V163H234ZM77 162V163H76ZM86 162V163H85ZM104 162V163H103ZM108 162H110L109 164H108ZM137 162V163H136ZM141 162V163H140ZM164 162V163H163ZM198 162V163H197ZM223 162V163H222ZM231 162V163H230ZM73 163H74V165H73ZM112 163V164H111ZM122 163L124 164V165H122ZM127 163V164H126ZM129 163V164H128ZM150 163V164H149ZM162 163V165H160ZM165 163H166V165H165ZM178 163H181V164H178ZM187 163V164H186ZM215 163V164H214ZM224 163H225V165H224ZM226 163H228V164H226ZM239 163V164H238ZM242 163H243V165H242ZM249 163V164H248ZM262 165H261V164ZM64 164V165H63ZM70 164H72L73 166H75V167H72V165H71V168H70ZM105 164V165H104ZM120 164L122 165V168L121 167H118V166H120ZM136 164H138V166L136 165ZM168 164H175L176 166L177 165H181L180 167H181V171L183 172V170H184V167H183V165L185 166V164L187 165L186 166V169L185 170H187L189 167V169H191V170H189L191 173H193L192 175H193V177H191L193 180L192 181H194L193 183H190V185L188 184L189 183V181H187V180H185V179H188V175H186V172L188 171H186V172H179V174H177V176L175 177V176H172L171 177V175L170 174H168L169 172V168H168V166L169 167H171L170 165H168ZM188 164H190V165H188ZM201 164V165H200ZM204 166H203V165ZM231 164V165H230ZM248 164V165H247ZM76 165L78 166V167H76ZM80 165V166H79ZM83 165V166H82ZM90 165V166H89ZM96 167H95V166ZM110 165V166H109ZM117 165V166H116ZM127 165V166H126ZM134 165V166H133ZM136 165V166H135ZM156 165H158V166H156ZM168 165V166H167ZM196 165V166H195ZM213 165H215V166H217L216 168H215V166H213ZM219 165H220V167H219ZM223 165V166H222ZM235 166L236 167V169H235V167H233V166ZM246 165V166H245ZM249 165H251L250 167H249ZM254 165V166H253ZM58 166V165H57ZM87 166V167H86ZM90 168H89V167ZM101 166V167H100ZM114 166V167H113ZM129 166V167H128ZM131 166H133V169H131L132 167ZM151 166V167H150ZM163 166V167H162ZM164 166H166L167 167V169H168V171L167 170H165L166 169V167H164ZM192 166H193V168H192ZM197 166H198V169H197ZM230 168H229V167ZM241 166V167H240ZM243 166V167H242ZM248 166V167H247ZM67 167V168H66ZM108 167V168H107ZM110 167V168H109ZM114 169H113V168ZM115 167H116V169H115ZM117 167H118V169H117ZM135 167H136V169H135ZM154 167V168H153ZM160 167H162V169L160 168ZM199 167H202L204 170H202L201 168H199ZM210 167H212V168H210ZM219 167V168H218ZM225 167V168H224ZM227 167V168H226ZM239 167V168H238ZM245 167V168H244ZM252 167V168H251ZM255 167V168H254ZM73 168V169H72ZM76 168V169H75ZM83 168V169H82ZM85 168V169H84ZM144 168V169H143ZM158 168V169H157ZM194 168H196L195 170H194ZM220 168L222 169L221 171H220ZM243 170H242V169ZM253 170H251V169ZM63 169V168H62ZM61 169V170H62ZM66 169V170H65ZM109 169V170H108ZM124 169V170H123ZM129 169V170H128ZM135 169V170H134ZM141 170L144 174H142L141 173V171L140 172H138L139 170ZM155 169H156V171H155ZM164 169V170H163ZM194 171H196V172H193V170ZM200 169V170H199ZM214 169H216V171L214 170ZM229 169V170H228ZM233 169V170H232ZM238 169V170H237ZM247 169V170H246ZM249 169V170H248ZM258 169V170H257ZM76 170V171H75ZM131 170H133V171H131ZM149 170H150V173H151V175H150V173H149ZM154 171L155 172V174H153V172L152 171ZM159 170V171H158ZM184 170V171H185ZM235 170V171H234ZM251 170V171H250ZM262 170V171H261ZM74 173H73V172ZM79 171V172H78ZM116 171H118V172H116ZM120 171H122V172H120ZM129 171V172H128ZM135 171V172H134ZM165 171V172H164ZM200 171V172H199ZM213 171V172H212ZM225 173H224V172ZM255 171V172H254ZM106 172V173H105ZM112 172V173H111ZM115 172V173H114ZM124 172V173H123ZM166 173V174H164V173ZM168 172V173H167ZM199 172V173H198ZM204 172V173H203ZM218 172V173H217ZM232 174H231V173ZM235 174H234V173ZM248 172V173H247ZM71 173V174H70ZM121 173H123V174H121ZM130 173H131V175H130ZM133 173H135V174H133ZM158 173V174H157ZM197 173V174H196ZM222 173H224L225 175H223ZM228 173V174H227ZM241 173H242V175H241ZM246 173V174H245ZM255 173H256V175H255ZM259 173V174H258ZM104 174V175H103ZM106 174V175H105ZM114 174V175H113ZM119 176V178H118V176ZM124 174H126V175H124ZM135 176H133V175ZM146 174V175H145ZM157 174V175H156ZM180 174H181V176H180ZM194 174H196V175H194ZM208 174V175H207ZM211 174V175H210ZM224 176L223 178H222V176ZM251 175V177H250V175ZM261 174V175H260ZM70 175V176H69ZM75 175V176H74ZM140 175H141V177H140ZM143 175V176H142ZM155 175V176H154ZM161 177H160V176ZM164 175H167V176H164ZM186 175V176H185ZM199 175H202V176H199ZM208 177H207V176ZM220 175V176H219ZM234 175V176H233ZM235 175H237V176H235ZM241 175V176H240ZM249 175V176H248ZM254 175V177H252ZM257 175H259L260 176V180L259 179H257L258 177H256ZM88 176V177H87ZM98 176V177H97ZM126 176V177H125ZM130 176V177H129ZM132 176V177H131ZM147 176V177H146ZM149 176H151V177H149ZM154 176V177H153ZM180 176V177H179ZM184 176L186 177L185 179H184ZM213 176V177H212ZM226 176H227V178H226ZM231 176V177H230ZM241 178H240V177ZM263 176V177H262ZM64 177V178H65ZM73 177V178H72ZM77 177V178H76ZM81 177V178H80ZM100 177V178H99ZM123 177H124V179H123ZM139 177V180L138 179H136V178H138ZM165 177H167V178H165ZM169 177H170V179H169ZM199 177H202V178H199ZM211 177V178H210ZM215 177V178H214ZM235 178V179H233V178ZM236 177H238V179L236 178ZM70 178H71V180H70ZM89 178V179H88ZM132 178H133V180H132ZM147 180H146V179ZM149 178V179H148ZM180 178V179H179ZM185 181H187L188 183H185V184H188L189 186H185L184 185V180ZM195 178V179H194ZM199 178V179H198ZM218 178V179H217ZM226 178V179H225ZM244 178V179H243ZM245 178H247L246 180H245ZM249 178H250V180L251 181H249ZM252 178H254V179H252ZM261 178L263 179V180H261ZM73 179V180H72ZM80 179H81V181H80ZM123 179V180H122ZM129 179V180H128ZM151 179H153L154 181H152ZM166 179V180H165ZM172 179V180H171ZM201 179L202 180H204V181H202L203 183H205V184H203L202 182H198V181H201ZM206 179V180H205ZM220 179H221V181L223 182H221L220 181ZM227 179H231V181L232 182H234L233 184H232V182L230 181V180H227ZM242 180V181H240V180ZM64 180V179H63ZM78 182H76V181ZM80 181V183H79V181ZM85 180V181H84ZM88 180V181H87ZM93 180V181H92ZM110 180H112V182L110 181ZM120 180V181H119ZM126 180L128 181V182H126ZM132 182H131V181ZM138 180V181H137ZM141 180L142 181H144L143 183L141 182ZM146 180V181H145ZM157 180V181H156ZM169 180V181H168ZM177 180V181H176ZM178 180H179V183H178ZM184 181L183 182V184H182V181ZM189 180V179H188ZM197 180V181H196ZM211 180V181H210ZM212 180H213V182H212ZM235 180H236V182H235ZM256 180V181H255ZM259 180V181H258ZM65 181V183H66V181L67 180H64ZM70 181H73L72 182V184L73 185H75V186H72V184H71V182ZM90 181H92V182H90ZM103 181H105V182H103ZM108 181V182H107ZM122 181V182H121ZM163 181H164V183H163ZM166 181L168 182V183H166ZM174 182V183H172V182ZM191 181V182H192ZM206 181V182H205ZM209 181V182H208ZM220 181V182H219ZM228 181V182H227ZM231 183H230V182ZM258 181V182H257ZM261 181H263V182H261ZM75 182H76V184H75ZM89 184H88V183ZM97 182V183H96ZM100 182H101V184H100ZM103 182V183H102ZM119 182H121L120 184H119ZM151 182V183H150ZM163 183V185L161 184H158V183ZM175 182H176V184L177 185H175ZM198 182V183H197ZM210 182H212L213 183V185H215L214 187L212 186V184H210ZM217 182H218V184H217ZM239 182V183H238ZM247 182V183H246ZM251 184H253V185H251ZM257 182V183H256ZM86 183H87V185H89L88 187H86L87 185H86ZM94 183V184H93ZM126 183V184H125ZM131 183V184H130ZM134 184V186H133V184ZM139 185H138V184ZM148 184L149 186H150V188L148 187V185H146V184ZM152 183H153V185H152ZM167 185H166V184ZM225 183H226V185H225ZM227 183H230V184H227ZM235 183H237V185L235 184ZM243 183H245V184H243ZM248 183H249V185L250 186H248ZM67 184H68V182H67ZM106 184V185H105ZM125 186H124V185ZM130 184V185H129ZM172 184L173 185H175V186H172ZM178 184H180V185H178ZM195 185V187H194V185ZM200 184V185H199ZM207 184V185H206ZM259 184H262V186L261 185H259V187H258V185ZM91 185V186H90ZM92 185L93 186H95L94 188L92 187ZM121 185H122V187H121ZM127 185V186H126ZM129 185V186H128ZM144 185V186H143ZM156 185H157V187H156ZM160 185V186H159ZM168 185H169V188H168ZM171 185V186H170ZM183 185V186H182ZM202 185L204 186V187H202ZM209 185H211L210 187H209ZM224 187H223V186ZM228 185H229V187H228ZM233 185H235L234 187H233ZM242 185H243V187H242ZM98 186L100 187L99 188V190L101 191H103V189H104V195H106L105 197H104V195H102V194H100L101 195V197L103 198H105V201H97L98 199L97 198H95V200L97 201V202H100V204L98 203V204H95V203H97L95 200H94V196H92V200L90 199V197L88 198V200H87V197L85 196L86 194V192L87 191H89L88 190V188L90 187V188H93L92 189V192L93 191H95L96 192V189H98ZM104 186H105V188H104ZM133 186V187H132ZM141 186V187H140ZM143 186V187H142ZM164 186V187H163ZM167 186V187H166ZM182 186V187H181ZM198 186H199V188H198ZM206 186V187H205ZM239 186H240V188H239ZM253 186V187H252ZM84 187V188H83ZM128 187H130V188H128ZM141 188V191L139 190L140 188ZM162 187V188H161ZM167 189H166V188ZM209 187V188H208ZM222 189H221V188ZM250 187V189H248V188ZM258 187V188H257ZM87 188V189H86ZM89 188V189H90ZM121 188H122V191H121ZM126 188H128V189H130L129 190V192H130V194H129V192H128V190L126 189ZM139 188V189H138ZM158 188V189H157ZM170 188H172L171 190H170ZM175 188H177L176 190H175V192H172V191H174V189ZM180 188V190H178ZM195 188H198L199 190H201L202 188H203V190H201L202 192V194L200 193V194H198L199 192L197 191V189H195ZM210 188H211V190H212V192L211 191H209L210 190ZM224 188H226V189H224ZM232 188H234V189H232ZM242 188H243V191H242ZM260 188V190H258ZM76 189L74 190V191H76ZM83 189V190H82ZM85 189V190H84ZM107 189V190H106ZM114 189L116 190V191H114ZM124 189V190H123ZM125 189H126V191H125ZM133 189V190H132ZM137 189V190H136ZM161 189H162V191H161ZM164 189V190H163ZM166 189V190H165ZM182 189V190H181ZM192 189V190H191ZM228 189V190H227ZM241 191H240V190ZM256 189V190H255ZM112 190V191H111ZM185 192H184V191ZM219 190V191H218ZM237 190H239V191H237ZM245 190H247V191H245ZM80 191V192H79ZM85 191V193H83ZM91 191V190H90ZM137 191V192H136ZM146 191V192H145ZM179 192V193H177V192ZM197 191V192H196ZM204 191H205V193H204ZM215 191L217 192V193H215ZM230 191V192H229ZM234 191H235V193H236V195L234 194ZM254 191V192H253ZM259 191V192H258ZM94 192V193H95ZM114 192V193H113ZM121 192V193H120ZM122 192L124 193V194H122ZM126 192V193H125ZM135 193V194H139V195H133V193ZM139 192V193H138ZM169 194H168V193ZM170 192H172V193H170ZM186 192H187V194H186ZM195 192V193H194ZM210 192V193H209ZM221 192V193H220ZM241 192V193H240ZM248 192H249V194H248ZM256 192H258V193H256ZM99 192H97V194H98ZM100 193H102V192H100ZM110 193H112V194H110ZM117 193H119V194H117ZM140 193H141V195H140ZM166 193V194H165ZM174 193V194H173ZM176 193V194H175ZM181 193V195H179ZM208 193V194H207ZM230 193V194H229ZM239 193H240V195H239ZM252 193H254V194H256V196L259 194L260 196H261V198H260V196L258 197L257 196V198H256V196H254V194H252ZM97 194H95V196L97 195ZM143 194V195H142ZM162 194V196L159 198V196ZM172 194H173V196H172ZM185 196H184V195ZM215 194V195H214ZM220 194V195H219ZM227 194V195H226ZM99 195V194H98ZM97 195V196H98ZM122 197H120V196ZM155 195V196H154ZM190 195V196H189ZM196 195V196H195ZM204 195V196H203ZM207 195V196H206ZM209 195H210V197H209ZM231 195V196H230ZM233 195V196H232ZM238 195V196H237ZM245 195H246V198H245ZM252 195V196H251ZM126 196V197H125ZM130 197L131 198V200H129V198L128 197ZM137 196V197H136ZM165 196V197H164ZM168 196V197H167ZM177 196V197H176ZM187 196H189L190 198H187ZM200 196V197H199ZM203 196V197H202ZM212 196V197H211ZM216 196H217V198H216ZM228 196V197H227ZM235 196V197H234ZM242 196V197H241ZM249 196V197H248ZM251 196V197H250ZM100 197V196H99ZM101 197H100V199H101ZM108 197V198H107ZM114 197H116L115 198V200H114ZM133 197H136V198H139V199H136L135 200V198H133ZM157 197V199H153V198H156ZM162 197H164V198H162ZM182 197H186V200L183 198L182 199ZM192 197V198H191ZM193 197H194V199H193ZM223 197H227V198H223ZM230 197V198H229ZM232 197H234V198H232ZM238 199H237V198ZM244 197V198H243ZM255 197V198H254ZM103 198V199H104ZM111 198V199H110ZM119 198V199H118ZM125 198H127V199H125ZM170 198V199H169ZM177 198H179L178 200H176ZM206 198V199H205ZM208 198V199H207ZM220 198V199H219ZM241 198V199H240ZM263 198V199H262ZM142 199V200H141ZM159 199V200H158ZM162 199H164V200H162ZM181 199H182V201H181ZM198 199V200H197ZM201 201H200V200ZM211 201H210V200ZM227 199V200H226ZM232 199H233V201H232ZM238 201H241V202H237L236 200ZM243 199H245V201L243 200ZM249 199V200H248ZM257 200V202L260 204V206H259V204L256 202V200ZM94 200V201H93ZM118 200V201H117ZM121 200V201H120ZM129 200V201H128ZM150 200H152L151 201V203H150ZM158 200V201H157ZM174 200V201H173ZM191 202H190V201ZM209 200V201H208ZM234 200H235V202H234ZM247 200V201H246ZM252 200L254 201V202H252ZM92 201V202H91ZM120 201V202H119ZM124 203H123V202ZM131 201V202H130ZM138 201V202H137ZM142 201H143V203H144V205L146 206V209H147V207H149L150 206V208L152 207V209H150V208H148L147 210H149V212L147 211V210H145V211H147L148 213H146V212H144V213H142L143 212V210L145 209V208H143L144 206L142 205L143 203H142ZM146 201V202H145ZM177 201V202H176ZM199 201V202H198ZM202 201H204V202H202ZM229 201V202H228ZM243 201H244V203H243ZM105 202V203H104ZM127 202V203H126ZM128 202H130V203H128ZM132 202H133V204H132ZM135 202V203H134ZM139 204V202H140V204H139V206L141 205V206H143L142 207V211H140L141 210V207H136V205H138L137 203ZM156 202V203H155ZM157 202L158 203H161L162 205H160V204H157ZM184 202V203H183ZM208 202H210V203H208ZM221 202V203H220ZM232 202H233V204H232ZM249 202H251V204L249 203ZM260 202H262V203H260ZM102 203V204H101ZM113 203V204H112ZM120 203H121V205H120ZM148 203V204H147ZM156 204V205H158V206H156V205H154V204ZM182 203H183V205H182ZM195 204V206H194V204ZM198 203H200V204H198ZM206 203V204H205ZM216 203V204H215ZM238 203V204H237ZM116 204V205H115ZM122 204L124 205V206H122ZM126 204H128V205H126ZM130 204H132L133 206H135L134 208H132L133 206H131ZM135 204V205H134ZM147 204V205H146ZM166 204V205H165ZM170 204V205H169ZM187 204V205H186ZM193 204V205H192ZM205 204V205H204ZM213 204V205H212ZM218 204H219V206H218ZM223 204V205H222ZM227 204V205H226ZM231 206H230V205ZM241 204V205H240ZM244 204V205H243ZM253 204V205H252ZM255 204V205H254ZM263 206H262V205ZM113 205V206H112ZM116 207H115V206ZM125 205L127 206V207H125ZM152 205V206H151ZM154 205V206H153ZM169 205V206H168ZM179 205V206H178ZM186 205V206H185ZM190 205V206H189ZM199 205V206H198ZM212 205V206H211ZM222 205V206H221ZM224 205H225V207H224ZM119 206H122V208L125 210V213L124 214H126V215H128V216H126L125 217V215L123 216H121V215H119V214H122L123 212H121L120 211V209L119 208H121V207H119ZM164 206V207H163ZM168 206V208L169 209H167L166 207ZM172 206V207H171ZM174 206V207H173ZM189 206V207H188ZM229 206H230V208H229ZM234 206V207H233ZM236 206V207H235ZM241 206V207H240ZM249 206V207H248ZM252 206V207H251ZM253 206H255L254 208H253ZM262 206V207H261ZM92 207H96L95 209H96V211H95V209L94 208H92ZM103 207V208H102ZM119 207V208H118ZM129 207H130V209H129ZM160 207H161V209H160ZM185 207V208H184ZM219 207H221V208H219ZM223 207V208H222ZM227 207V208H226ZM242 207H244V208H242ZM101 208V209H100ZM118 208V209H117ZM121 208V209H122ZM140 208V212H138V209ZM164 208H166V209H164ZM190 208V209H189ZM193 208V209H192ZM195 208V209H194ZM206 208V209H205ZM233 208V209H232ZM238 208V209H237ZM246 208V209H245ZM253 208V209H252ZM258 208L261 210V211H259L258 210ZM84 209L86 210V205H84ZM87 209V210H88ZM90 209H92V211H93V209H94V211H95V214H94V212L92 213L91 211H90ZM98 209V210H97ZM99 209H100V211H99ZM104 209H107V210H104ZM157 209V210H156ZM171 209V210H170ZM203 209H205V210H202ZM213 209V210H212ZM215 209H216V211H215ZM234 210V211H231V210ZM236 209V210H235ZM242 211H241V210ZM248 209V210H247ZM256 209V210H255ZM262 209H263V211H262ZM101 210H103V211H101ZM110 210V211H109ZM113 212H112V211ZM115 210H116V212H115ZM129 210H130V212H129ZM137 211L136 213H135V211ZM166 210H168V211H166ZM169 210H170V212H172V213H170L169 212ZM182 210H183V214H182ZM186 210H188V211H186ZM197 210V211H196ZM199 210H201V213H202V215L200 214V211ZM221 210V211H220ZM226 210H230V211H226ZM238 210V211H237ZM246 210H247V212H246ZM253 210V211H252ZM99 211V212H98ZM108 211V212H107ZM117 211H119L118 213H117ZM134 213H133V212ZM157 211V212H156ZM159 211H161V212H159ZM177 211V212H176ZM187 212V214H186V212ZM211 211L213 212L212 214H211ZM215 211V212H214ZM222 211H223V213H222ZM228 212V213H233V214H230V215H234V216H236V218H238L239 217V215H241V216H243V218L241 217H239V219H240V221L241 222H237V221H239V220H235V218L233 217V219L234 220H231L232 219V217L228 214V213H226V212ZM237 211V212H236ZM251 211V212H250ZM255 211H257V212H255ZM259 211V212H258ZM90 212V213H89ZM97 212V213H96ZM115 212V214H117V215H119L118 217H117V215L115 216L113 213ZM152 212H154V213H152ZM168 212V213H167ZM198 212H199V214H198ZM204 212H205V214H204ZM218 214H217V213ZM219 212H221V213H219ZM226 213V215H227V217H226V215H225V213ZM240 212V213H239ZM246 212V213H245ZM250 212V213H249ZM100 213V214H99ZM105 213V214H104ZM141 213V214H140ZM149 213H152V214H149ZM155 213H157V217H156V215H154ZM160 213V214H159ZM161 213H162V215H161ZM170 213V214H169ZM190 213H192V215L190 214ZM194 213V214H193ZM197 213V214H196ZM208 215H207V214ZM237 215H236V214ZM104 214V215H103ZM107 214V215H106ZM109 214H110V217H111V215H112V218L111 219H113V216L114 217H116L114 220H111L110 218H109ZM137 216H136V215ZM146 214H148V215H146ZM211 214V215H210ZM221 214V215H220ZM243 214V215H242ZM249 214L251 215L250 217H249ZM96 215V216H95ZM133 215V216H132ZM138 215H139V217H138ZM150 216V219H155V224L156 225H158V227H157V231L158 232H156L155 230H156V227L153 229L152 227H150V225H152L154 222H152V220L150 221L149 220V217L147 218V217H145V218H143L144 216ZM153 215V216H152ZM166 215V216H165ZM185 215V216H184ZM247 215H248V217H247ZM255 215V216H254ZM105 216L108 218V219H106L105 218ZM143 216V217H142ZM179 216V217H178ZM188 216V217H187ZM196 216H197V218H196ZM220 216H222V217H220ZM96 217V218H95ZM103 217L105 218V219H103ZM123 217H125L126 219H128L129 218V222L126 220V219H124L125 220V222H128V223H126L125 224V222H124V220H123ZM128 217V218H127ZM137 217V219H135ZM201 217V218H200ZM213 217V218H212ZM245 217V218H244ZM254 217V218H253ZM256 217V218H255ZM102 219L101 221H100V223H99V220L100 219ZM121 218H122V220H121ZM131 218L133 219V220H131ZM171 218V219H170ZM203 218V219H202ZM206 218V219H205ZM211 218V219H210ZM217 218V219H216ZM221 218V219H220ZM228 218V219H227ZM250 218H251V221H250ZM142 221V223H141V221ZM142 219H144V220H142ZM148 219V221H146V220ZM156 219L158 220V221H156ZM199 219H201V220H199ZM205 219V220H204ZM208 219V220H207ZM219 219V220H218ZM241 219H243V221L241 220ZM246 219V220H245ZM255 219V220H254ZM109 220V221H108ZM118 220V219H117ZM131 220V221H130ZM137 220V221H136ZM164 222H163V221ZM172 220V221H171ZM175 220V222H173ZM190 220V221H189ZM199 220V221H198ZM211 220H212V222H211ZM217 220V221H216ZM222 220H224V221H222ZM249 220V221H248ZM258 220V221H257ZM262 220H263V222H262ZM111 221V222H110ZM119 221V223H121ZM133 221V222H132ZM134 221H136V222H134ZM186 223H185V222ZM202 221H204L205 223H202ZM207 221H208V223H207ZM219 221H222V223L224 222V224L221 226V222H219ZM232 221H235V224H234V222L232 223ZM246 221V222H245ZM254 222V224H253V222ZM108 222H110V223H108ZM124 222V223H123ZM138 222L139 223H141V224H138ZM147 222V223H146ZM160 222V223H159ZM190 222V223H189ZM192 222V223H191ZM196 222V223H195ZM201 222V223H200ZM218 224H217V223ZM250 222V223H249ZM257 222H260V224L258 223V225L260 226H258L256 223ZM132 223V224H131ZM152 223V224H151ZM158 223V224H157ZM164 223V224H163ZM170 225H169V224ZM172 223V224H171ZM211 223H213L212 224V226H211ZM216 223V224H215ZM229 223V224H228ZM245 225H244V224ZM109 224V225H108ZM147 224H149V225H147ZM163 224V225H162ZM187 224V225H186ZM194 224V225H193ZM206 224H207V226H206ZM230 224H232L233 225V227L235 228H233ZM239 224V225H238ZM241 224V225H240ZM251 224V225H250ZM127 225H128V228H127ZM130 225H131V227H130ZM135 225H138V226H136V227H134ZM142 225V226H141ZM172 225V226H171ZM174 225V226H173ZM188 225L190 226L191 225V227H188ZM204 226V227H201V226ZM214 225H215V227H214ZM220 225V226H219ZM225 225H226V227H225ZM228 225V226H227ZM99 226V225H98ZM143 226L146 228L147 226H148V229H147V231H143ZM152 226H154V225H152ZM193 226V227H192ZM197 226V227H196ZM200 228H199V227ZM217 226H218V228H217ZM224 226V228H222ZM239 226V227H238ZM242 226H243V228H242ZM252 226V228L251 229H248V227L250 228ZM133 227V228H132ZM150 227V228H149ZM163 227V229H161V228ZM168 227V228H167ZM174 227V228H173ZM220 227V228H219ZM231 227V228H230ZM240 227H241V231L239 232L238 230H240ZM255 227V228H254ZM259 227V228H258ZM118 228V229H117ZM132 228V229H131ZM160 228V229H159ZM170 228V229H169ZM173 228V229H172ZM177 228V229H176ZM179 228V229H178ZM182 228V229H181ZM192 228H194V229H192ZM202 228H204V229H207V228H209V229H207V232H206V230L204 231V229H202ZM212 228H217L216 230L218 231H216V233L214 234V229H212ZM227 228V229H226ZM237 228V229H236ZM245 228V229H244ZM258 228V229H257ZM260 228L262 229V230H260ZM114 229V230H113ZM116 229V230H115ZM135 229H137V230H135ZM140 229V230H139ZM149 229H152L153 231H154V235L153 234H151L153 231L152 230H149ZM211 229V230H210ZM223 229V230H222ZM229 229V230H228ZM237 230L238 231V233H237V231H234V230ZM253 229H255V230H253ZM119 230V231H118ZM123 230H125V231H123ZM129 230V231H128ZM142 230V231H141ZM160 230V231H159ZM161 230H162V232H161ZM174 230V231H173ZM177 230V231H176ZM179 230V231H178ZM187 230V231H186ZM190 230V231H189ZM209 230V231H208ZM221 232H220V231ZM228 230V231H227ZM244 230V231H243ZM249 230H251L250 232H249ZM5 231V230H4ZM6 231H8V230H6ZM5 231V234H4V232L2 231V233L5 235V236H7L6 235V232ZM15 231V235H16V233L18 232V230L16 231V230H14ZM13 231V232H14ZM127 231V232H126ZM133 231V232H132ZM136 231V232H135ZM139 231H141V232H139ZM172 231V232H171ZM176 231V232H175ZM193 231V232H192ZM199 231V232H198ZM224 231H226V232H228V234L225 232L224 233ZM255 232V233H251V232ZM260 232V233H258V232ZM20 232V231H19ZM117 232H120V233H117ZM125 232V234H123ZM137 232H139V233H141V234H139V233H137ZM143 232H145V233H143ZM149 232V233H148ZM174 232V233H173ZM179 234H178V233ZM187 232V233H186ZM197 232V233H196ZM245 232V233H244ZM132 233H134V234H132ZM156 233V234H155ZM168 233V234H167ZM203 233H204V235H203ZM211 235H210V234ZM219 233H220V235H219ZM224 233V234H223ZM257 233V234H256ZM9 234H11V233H9V231H8V237H9ZM13 234V233H12ZM119 234V235H118ZM121 234V235H120ZM142 234L144 235V237L146 236V238L144 239L143 238V236H142ZM150 234V235H149ZM161 234V235H160ZM172 235V237H171V239L169 238L170 237V235ZM190 234V235H189ZM194 236H193V235ZM208 234V235H207ZM213 234H214V236H213ZM250 234V235H249ZM251 234H253V236L251 235ZM262 234V235H261ZM17 235H18V233H17ZM15 236L16 238L18 237V238H20L21 240H23V237L21 238V237H19L20 235H18V236ZM141 235V236H140ZM148 235V236H147ZM153 235V236H152ZM157 235V236H156ZM166 235H168V237H166ZM180 235V236H179ZM198 235V236H197ZM202 235H203V237H202ZM256 235V236H255ZM11 236H13V235H11ZM22 236V235H21ZM120 237V238H118V237ZM122 236H124V237H122ZM133 236V237H132ZM137 236V237H136ZM139 236H140V238H139ZM154 236H156V240L154 239ZM159 236V237H158ZM177 236V237H176ZM182 236V237H181ZM191 236V237H190ZM196 236V237H195ZM204 236H207V240L204 238ZM231 236V237H230ZM248 236V237H247ZM260 236V237H259ZM8 237H3V239L1 238L0 239V243H1V245L2 244H4L5 245V243H6V245H5V247L7 246V243H10L12 240H9L8 242H4L5 241V239H10V237L8 238ZM14 237V236H13ZM131 237V238H130ZM151 237V238H150ZM163 237H166V238H163ZM173 237H174V239H173ZM176 237V238H175ZM180 237V238H179ZM185 237V238H184ZM189 237V238H188ZM246 239H245V238ZM254 238V237H256V238H254L253 239V241H252V238ZM5 238V239H4ZM15 238V239H16ZM17 238V239H18ZM114 238V240L115 241H117V239H115ZM122 238H124V239H122ZM131 240H130V239ZM133 238V239H132ZM143 238V239H142ZM153 238V239H152ZM159 238H160V240H159ZM179 238V239H178ZM184 238V239H183ZM200 238V239H199ZM208 238H209V240H208ZM226 238V239H225ZM236 238V239H235ZM242 238V239H241ZM130 241H129V240ZM139 239H140V241H139ZM166 239V240H165ZM168 239H169V242H168ZM172 239H173V244H174V247L172 246V242L170 243V241H172ZM181 239V240H180ZM228 239H229V241H228ZM251 239V240H250ZM258 239V240H257ZM1 240H2V242H1ZM4 240V241H3ZM6 240V241H7ZM19 240V239H18ZM24 240H25V238H24ZM123 240V241H122ZM146 240V241H145ZM148 240V241H147ZM152 240V242H150ZM153 240H154V242H153ZM162 240H165V241H163V243H162ZM174 240H176L175 242H174ZM196 240V241H195ZM200 240V241H199ZM202 240V241H201ZM222 240V242H220ZM233 240V241H232ZM243 240V241H242ZM246 240H248L247 242H246ZM257 240V241H256ZM263 240V241H262ZM17 241V240H16ZM122 241V242H121ZM125 241V242H124ZM129 241V242H128ZM133 241V242H132ZM137 242V244H135L136 242ZM143 241V242H142ZM156 241H159L158 243L156 242ZM167 241V242H166ZM182 242V244H181V242ZM198 241V242H197ZM204 241V242H203ZM207 241V242H206ZM211 243H210V242ZM215 241V242H214ZM220 243H219V242ZM237 241V242H236ZM245 241V242H244ZM260 241V242H259ZM4 242V243H3ZM15 241H13V245L15 244V246H16V244L18 245V243H14ZM18 242V241H17ZM19 242H20V240H19ZM128 242V243H127ZM141 242V243H143V244H139V243ZM144 242H146V244L147 245H145V243ZM149 242V243H148ZM166 242V243H165ZM179 242H180V244H179ZM186 242V243H185ZM195 242V243H194ZM213 242H214V244H213ZM225 242V243H224ZM231 242V243H230ZM239 242H241V244L239 243ZM244 242V243H243ZM259 244H258V243ZM130 243V244H129ZM133 243V244H132ZM152 243H153V245H152ZM160 243V244H159ZM169 243V244H168ZM188 243V244H187ZM239 243V244H238ZM243 243V244H242ZM257 245H256V244ZM152 246H151V245ZM156 244V245H155ZM158 244V245H157ZM193 244V245H192ZM197 244L200 246H197ZM216 244V245H215ZM218 244V245H217ZM222 244V245H221ZM228 244V245H227ZM245 244V245H244ZM247 244V245H246ZM263 244V245H262ZM10 245V244H9ZM131 245V246H130ZM132 245H133V247H132ZM160 245V246H159ZM162 245V246H161ZM164 245H166V247L165 248H163L164 247ZM172 246V248H170V246ZM179 245V246H178ZM180 245H182V246H180ZM186 245V246H185ZM190 247H189V246ZM207 245V246H206ZM209 245V246H208ZM211 245H212V247H211ZM213 245H215V246H213ZM261 245V246H260ZM11 246V245H10ZM10 246H8V247H6V249L4 250V251H8L9 250V248H10ZM127 246H129V247H127ZM137 246V247H136ZM140 246V248H138ZM142 246H144V247H142ZM154 246H156V248H157V246H158V248L156 249V250H154L155 249V247ZM167 246L170 248H167ZM204 246H206L205 248H207V249H204ZM224 246V247H223ZM231 247L230 249L228 248V247ZM252 246V247H251ZM1 247V249L0 250H3L2 248L4 247L3 245L2 246H0ZM14 246H12L11 248H13ZM18 247V246H17ZM16 247V248H17ZM148 247H150V250H149V248ZM153 247H154V249H153ZM162 247V248H161ZM180 247H182V248H180ZM192 247V248H191ZM197 247V248H196ZM199 247V248H198ZM217 249H216V248ZM227 247V248H226ZM245 247V248H244ZM247 247V248H246ZM256 247V248H255ZM263 247V249H261V248ZM8 248V249H7ZM15 248V250H13L12 249V251L14 252V251H16L17 253H19L20 251V249H21V247H19L18 248V250ZM128 248H130V249H128ZM146 248V249H145ZM148 248V249H147ZM160 248V249H159ZM166 248H167V250H166ZM176 250H175V249ZM191 248V249H190ZM216 250H215V249ZM221 248V249H220ZM226 248V249H225ZM233 248V249H232ZM250 248V250H248ZM251 248H252V250H251ZM260 248V249H259ZM138 249V250H137ZM145 249V250H144ZM172 249V250H171ZM214 249V252L212 251ZM218 249H219V251H218ZM242 249V250H241ZM244 249H245V251H244ZM11 250V249H10ZM8 251V252H12V251ZM22 250V249H21ZM133 250V251H132ZM140 250V252L138 253V251ZM152 250V251H151ZM159 250V251H158ZM168 253H164L165 251ZM177 251V253L175 252V251ZM183 250V251H182ZM186 250H188V251H186ZM199 250V251H198ZM205 250V251H204ZM207 250V251H206ZM234 250H235V252H234ZM148 251V252H147ZM162 251H164V252H162ZM175 252V254L174 253H172V252ZM197 251V252H196ZM212 251V252H211ZM216 251H218V254H217V252ZM257 251V252H256ZM263 251V252H262ZM2 253H3V251H1ZM0 252V254H1V257H2V253ZM13 252H12V254H13ZM16 252H14V254L16 253ZM22 252H23V250H22ZM145 252H147V253H145ZM153 254H152V253ZM155 252V253H154ZM169 252L171 253V255L169 254ZM183 252H185V253H183ZM225 254H223V253ZM231 252H232V254H231ZM234 252V253H233ZM254 252H256V253H254ZM4 253H6V252H4ZM16 253V254H17ZM158 253L160 254L159 256L160 257H158L157 255H158ZM181 253V254H180ZM207 253V255L209 254L210 256H207V255H204V254H206ZM230 253V254H229ZM239 253V254H238ZM242 253H243V255H242ZM253 253H254V255L256 256H254L253 255ZM260 253V254H259ZM11 254V253H10ZM10 254H8L10 257H11V260H13V257L15 256L14 254V256H11ZM21 253H19V254H17V257H18V255H20ZM140 255V257L141 256H143V255ZM149 254V255H148ZM174 254V255H173ZM178 256H177V255ZM182 254H185L186 256H183ZM189 254V255H188ZM214 254V255H213ZM228 256H227V255ZM248 254H251V255H248ZM6 256H7V254H5ZM21 255H23V254H21ZM133 255V254H132ZM147 255V257H145ZM151 255V256H150ZM156 255V256H155ZM168 255H170L171 256V258H173L172 260L170 259V257L168 256ZM172 255H173V257H172ZM192 255V256H191ZM217 255H219V257L217 256ZM222 255V256H221ZM238 255V256H237ZM239 255H240V257H239ZM245 255H248L249 257H247V256H245ZM24 256L25 255H23V257L22 258H24ZM134 257H136L135 255H133ZM165 256H168V258L169 259H167V257H165ZM180 256H181V258H180ZM188 256H190V257H188ZM230 256V257H229ZM252 256H254V257H252ZM10 257H5L4 255H3V258H5V260L6 259H9ZM17 257L14 259V262L13 261H11V263L13 264V263H15V261H17L18 262V259L19 260H21V258H20V256H19V258L17 259ZM138 257H139V255H138ZM138 257H136V259L138 258ZM149 257V258H148ZM163 257V258H162ZM208 257H210V258H208ZM258 257V258H257ZM2 258V259H3ZM37 258V257H36ZM38 258H41V257H38ZM143 258V257H142ZM151 258V259H150ZM152 258H153V260H152ZM156 258V259H155ZM160 258V259H159ZM178 258V259H177ZM205 258V259H204ZM225 258V259H224ZM228 258V259H227ZM234 258H236V259H234ZM250 258V259H249ZM254 258V259H253ZM260 258V259H259ZM26 259V258H25ZM28 260H30L29 258H27ZM139 259V258H138ZM158 259V260H157ZM166 260V262H165V260ZM181 259H183L184 260V263H183V260H181ZM195 259H196V261H195ZM210 259V260H209ZM213 259V260H212ZM225 260V261H223V260ZM231 259V260H230ZM245 259V260H244ZM258 259V260H257ZM10 260V259H9ZM23 260V259H22ZM22 260H21V262H22ZM28 260H26V261H28ZM33 260V259H32ZM31 260V262L33 263V261ZM34 260H35V258H34ZM151 260V261H150ZM156 260V261H155ZM161 260V261H160ZM163 260V261H162ZM169 260H171V261H169ZM176 261V262H174V261ZM198 260V261H197ZM220 260V261H219ZM228 260V261H227ZM244 260V261H243ZM261 260V261H260ZM3 262H2V264L4 263V262H8V260H6V261H4V259L2 260ZM35 261H38L39 262V259L38 260H35ZM41 262H43L42 264H44V261L41 259L40 260ZM146 261V260H145ZM168 261V262H167ZM192 261H190L191 263H192ZM200 261V262H199ZM203 261V262H202ZM205 261H207L206 263H205ZM216 261V262H215ZM226 261H227V263H226ZM242 261H243V263H242ZM246 261V262H245ZM249 261V262H248ZM256 261V262H255ZM260 261V262H259ZM6 262V264H10V261L7 263ZM24 262V261H23ZM174 262V263H173ZM182 262V263H181ZM189 262V264H191ZM235 262V263H234ZM240 262V263H239ZM253 262V263H252ZM264 262V261H263ZM27 263V262H26ZM26 263H22V264H26ZM20 264V263H19ZM28 264H30L29 262H28ZM36 264V263H35ZM38 264V263H37ZM39 264H40V262H39ZM45 264H47V263H45Z\"/></svg>", "mask_w": 264, "mask_h": 264}, {"label": "bare ground", "instance_id": "bare-ground-1", "mask_svg": "<svg viewBox=\"0 0 264 264\" xmlns=\"http://www.w3.org/2000/svg\"><path fill=\"white\" fill-rule=\"evenodd\" d=\"M1 1V0H0ZM9 1H11V0H9ZM14 1H16V0H14ZM18 1L19 0H17V3H18ZM25 1V0H24ZM23 1V2H24ZM43 2H45V3H47V7L45 8L44 6H42V5H44V4H40V2H39V0H31L29 3H31L30 5H33V6H31V7H33V8H36V6L38 5V3H39V5L41 6V8L40 9H42L43 7L45 8H43L44 10V12H42L44 15H46V17H47V14H49V13H51L52 11H50V10H48L49 9V3L47 2V0L45 1V0H42ZM41 1V2H42ZM49 1V0H48ZM61 1V0H60ZM63 1V0H62ZM66 1V3L68 4L69 3V1H67V0H65ZM73 1V0H72ZM75 1V0H74ZM73 1V2H74ZM245 1H247V0H245ZM256 1V0H255ZM257 1H259V0H257ZM4 2H5V0H4ZM12 2V1H11ZM54 2V1H53ZM57 2V1H56ZM77 2V1H76ZM79 2V1H78ZM82 2V1H81ZM83 2H84V0H83ZM249 2V1H248ZM259 2H264V0H262V1H259ZM258 2V3H259ZM1 3H3V2H1ZM9 3L10 2H8V5H9ZM14 3V2H13ZM16 3V2H15ZM20 3V2H19ZM26 3H27V1H26ZM61 4V2H57V4ZM65 3V4H66ZM72 3V2H71ZM75 3V2H74ZM253 3V2H252ZM5 4V3H4ZM7 4V3H6ZM70 4V3H69ZM241 4V3H240ZM243 4V3H242ZM263 4V3H262ZM3 5V4H2ZM1 5V6H2ZM14 5V4H13ZM29 4H27V6H28ZM55 5V4H54ZM63 5H64V3H63ZM63 5H62V10H63ZM10 6V5H9ZM15 6V5H14ZM17 6H18V4H17ZM21 6V5H20ZM19 6V7H20ZM23 6V5H22ZM51 6V5H50ZM57 6V5H56ZM66 6V5H65ZM64 6V7H65ZM70 6H72V5H70ZM75 6V5H74ZM77 6V5H76ZM249 6H250V4H249ZM262 6V5H261ZM3 7H6V6H4L3 5ZM29 7V6H28ZM52 7V6H51ZM79 7V6H78ZM21 9H22V7H20ZM19 8V9H20ZM32 8V9H33ZM38 8V7H37ZM53 8V7H52ZM52 8H51V10H52ZM58 8V7H57ZM7 9H8V7H7ZM9 9H10V7H9ZM12 9V8H11ZM11 9L9 10V12L11 11ZM24 9H25V6H24ZM29 9V8H28ZM48 11H47V10ZM61 9V8H60ZM59 9V10H60ZM74 9V8H73ZM3 10V9H2ZM5 10V9H4ZM12 10H14V7H13V9ZM30 10V9H29ZM33 10H35V9H33ZM36 10H38V9H36ZM35 10V11H36ZM22 11V10H21ZM65 11V10H64ZM81 11V10H80ZM31 12V11H30ZM40 12V11H39ZM49 12V13H48ZM62 13H63V11H61ZM66 12V11H65ZM88 12V11H87ZM86 12V13H87ZM1 13H3V12H1ZM6 13H8L7 11H6ZM11 13V12H10ZM10 13H8V14H10ZM13 13V12H12ZM18 13V12H17ZM33 13V12H32ZM47 13V14H46ZM55 13H57L58 14V12H55ZM61 13V14H62ZM79 13V12H78ZM82 13H84V12H82ZM8 14H5L6 15V17L8 16ZM21 14V13H20ZM34 14V13H33ZM71 14V13H70ZM68 15L69 17L70 16H75V15ZM2 15V14H1ZM0 15V16H1ZM4 15V16H5ZM24 15V14H23ZM27 15V14H26ZM37 15V14H36ZM35 15V16H36ZM53 15V14H52ZM65 15V14H64ZM86 15V14H85ZM3 16V15H2ZM10 16V15H9ZM11 16H14L13 14L11 15ZM17 16V15H16ZM43 16V15H42ZM51 16V15H50ZM56 16V15H55ZM59 15H57V17H58ZM67 16V17H68ZM84 16V15H83ZM92 16V15H91ZM15 17V16H14ZM22 17V16H21ZM33 17V16H32ZM61 17H63V16H61ZM66 17V16H65ZM68 17V18H69ZM77 17V16H76ZM75 17V18H76ZM3 18H5V17H3ZM17 18V17H16ZM23 18H26V17H23ZM40 18V17H39ZM44 18V17H43ZM58 18H60V17H58ZM74 18V17H73ZM83 18V17H82ZM104 18V17H103ZM10 19V18H9ZM15 19V18H14ZM14 19H12L13 21H14ZM19 19H21L22 20V18H20L19 17ZM27 19V18H26ZM29 19V18H28ZM49 19H51V18H49ZM61 20H62V18H60ZM71 19V18H70ZM11 20V19H10ZM11 20V21H12ZM25 20V19H24ZM23 20V21H24ZM31 20H33V19H31ZM38 20V19H37ZM58 20V19H57ZM66 20H67V18H66ZM76 20H77V18H76ZM86 20V19H85ZM87 20H88V18H87ZM106 20V19H105ZM104 20V21H105ZM44 21V20H43ZM47 21V20H46ZM49 21V20H48ZM56 21V20H55ZM65 21V20H64ZM80 21V20H79ZM89 21V20H88ZM97 21V20H96ZM102 21V20H101ZM103 21V22H104ZM2 22V21H1ZM17 22V21H16ZM30 21L28 20V23H29ZM32 22V21H31ZM39 22H40V20H39ZM45 22V21H44ZM53 22V21H52ZM56 22H58V21H56ZM67 22H68V20H67ZM67 22H65V23H67ZM71 22V21H70ZM69 22V23H70ZM78 22V21H77ZM11 23V22H10ZM15 23V22H14ZM27 23V22H26ZM34 23V22H33ZM48 23V22H47ZM51 23V22H50ZM50 23H48V25H50L51 26V24ZM68 23V24H69ZM86 23V22H85ZM1 24V23H0ZM2 24H4V23H2ZM6 24V23H5ZM12 24H13V22H12ZM30 24V23H29ZM32 24V23H31ZM43 24V23H42ZM60 24V23H59ZM88 24V23H87ZM96 24V23H95ZM107 24V23H106ZM9 24H7V26H8ZM22 25V24H21ZM44 25H46V24H44ZM47 25V26H48ZM63 25V24H62ZM65 25V24H64ZM63 25V26H64ZM77 25H79V24H77ZM76 25V26H77ZM101 25V24H100ZM110 25V24H109ZM108 25V26H109ZM114 25V24H113ZM1 26H3V25H1ZM10 26H12V25H10ZM23 26H24V24H23ZM30 26H32V25H30ZM29 26V27H30ZM36 26H40V25H37V23H36ZM46 26V27H47ZM90 26V25H89ZM4 27H6V26H4ZM9 27V26H8ZM21 27V26H20ZM27 27H28V25H27ZM72 27H73V25H72ZM88 27V26H87ZM107 27V26H106ZM33 28H35V29H37L36 27H34V24H33ZM50 28V27H49ZM53 28V27H52ZM58 28V27H57ZM60 28V27H59ZM66 28V27H65ZM82 28V27H81ZM84 28H86L85 26H84ZM83 28V29H84ZM0 29H2V30H4L3 29V27L2 28H0ZM14 29V28H13ZM18 29V28H17ZM27 29V28H26ZM28 29H30V28H28ZM32 29V28H31ZM47 29V28H46ZM54 29V28H53ZM79 29H80V27H79ZM78 29V30H79ZM100 29V28H99ZM98 29V30H99ZM105 29V28H104ZM111 29V28H110ZM39 30V29H38ZM42 30V29H41ZM49 30H51V29H49ZM56 30V29H55ZM64 30V29H63ZM66 30V29H65ZM64 30V31H65ZM89 30V29H88ZM92 30V29H91ZM96 30V29H95ZM101 30V29H100ZM99 30V31H100ZM8 31H11L9 28H8ZM45 31V30H44ZM62 31V30H61ZM60 31V32H61ZM74 31V30H73ZM72 31V32H73ZM80 31V30H79ZM81 31H82V29H81ZM99 31H98V33H99ZM1 32V31H0ZM6 31H4V33H5ZM14 32V31H13ZM46 32V31H45ZM58 32V31H57ZM71 32V33H72ZM88 32V31H87ZM87 32H85V33H87ZM93 32H94V30H93ZM103 32V31H102ZM101 32V33H102ZM106 32V31H105ZM119 32V31H118ZM3 33V32H2ZM9 33V32H8ZM36 33V32H35ZM38 33H40V32H38ZM44 33V32H43ZM53 33V32H52ZM54 33H56V32H54ZM59 33V32H58ZM66 33H70L69 31L67 32L66 31ZM74 33V32H73ZM77 33H78V31H77ZM82 33H84V31L82 32ZM81 33V34H82ZM84 33V34H85ZM110 33H111V31H110ZM6 34H7V32H6ZM28 34V33H27ZM47 34V33H46ZM80 34V35H81ZM9 35H11L10 33H9ZM14 35V34H13ZM21 35V34H20ZM33 35V34H32ZM35 35V34H34ZM33 35V36H34ZM43 35H45V34H43ZM50 35H52V34H50ZM57 35V34H56ZM59 35H61V34H59ZM73 34H71V36H72ZM75 35V34H74ZM83 35V34H82ZM87 35V34H86ZM92 35V34H91ZM95 35V34H94ZM154 35V34H153ZM7 36V35H6ZM37 36H39V34L37 35ZM63 36V35H62ZM65 36V35H64ZM67 36V35H66ZM65 36V37H66ZM69 37H70V35H68ZM77 36H79V35H77ZM93 36V35H92ZM112 36V35H111ZM121 36V35H120ZM1 37V36H0ZM5 37V36H4ZM10 37V36H9ZM32 37V36H31ZM42 37V36H41ZM40 37V38H41ZM44 37V36H43ZM49 36H48V34H47V39H50V38H48ZM75 37V36H74ZM73 37V38H74ZM83 37H86L85 35L83 36ZM117 37V36H116ZM119 37V36H118ZM129 37V36H128ZM132 37V36H131ZM11 38L12 37H10V40H11ZM24 38V37H23ZM37 38V37H36ZM45 38V37H44ZM90 38V37H89ZM103 38V37H102ZM108 38V37H107ZM3 39V38H2ZM25 39V38H24ZM51 39H52V37H51ZM50 39V40H51ZM63 39H65V38H63ZM76 39H77V37H76ZM85 39V38H84ZM87 39V38H86ZM94 39V38H93ZM120 39V38H119ZM132 39H133V37H132ZM162 39V38H161ZM167 39V38H166ZM9 40V39H8ZM37 40H38V38H37ZM41 40V39H40ZM46 40V39H45ZM44 40V41H45ZM53 40H55V38H53ZM62 40V39H61ZM78 40V39H77ZM80 40V39H79ZM78 40V41H79ZM92 39L90 38V40L89 41H91ZM98 40H101V39H97V41ZM104 40V39H103ZM125 40V39H124ZM127 40V39H126ZM159 40V39H158ZM11 41H14L13 39L11 40ZM27 41V40H26ZM31 41V40H30ZM32 41H34V40H32ZM42 41V40H41ZM66 41H67V39H66ZM69 41V40H68ZM88 41V42H89ZM111 41V40H110ZM118 41V40H117ZM123 41V40H122ZM132 41V40H131ZM137 41V40H136ZM185 41V40H184ZM5 42V41H4ZM15 42V41H14ZM22 42V41H21ZM38 42H40L39 40H38ZM46 42V41H45ZM45 42H43V43H45ZM49 42V41H48ZM51 42V41H50ZM62 42V41H61ZM70 42H72V40L70 41ZM77 42V41H76ZM81 42V41H80ZM112 42H114V41H112ZM132 42H134V41H132ZM145 42V41H144ZM17 43V42H16ZM24 43V42H23ZM28 43V42H27ZM34 43V42H33ZM32 43V44H33ZM36 43H37V41H36ZM42 43V42H41ZM65 43V42H64ZM82 43V42H81ZM102 43V42H101ZM129 43V42H128ZM171 43H172V41H171ZM182 43V42H181ZM185 43V42H184ZM188 43V42H187ZM192 43V42H191ZM3 44V43H2ZM6 44V43H5ZM29 44V43H28ZM49 44V43H48ZM72 44H74V43H72ZM83 44H85L84 42H83ZM89 44V43H88ZM91 44V43H90ZM95 44H97V43H93V45H95ZM121 44V43H120ZM119 44V45H120ZM137 44V43H136ZM189 44V43H188ZM35 45V44H34ZM33 45V46H34ZM37 45V44H36ZM40 45V44H39ZM44 45V44H43ZM45 45H46V43H45ZM44 45V46H45ZM51 45V44H50ZM54 45V44H53ZM52 45V46H53ZM57 45H59V44H57ZM56 45V46H57ZM61 45V44H60ZM66 45H68V44H66ZM75 45V44H74ZM100 45V44H99ZM98 45V46H99ZM112 45V44H111ZM174 45V44H173ZM178 45V44H177ZM185 45V44H184ZM187 45V44H186ZM194 45V44H193ZM193 45H191V46H193ZM1 46V45H0ZM14 46V45H13ZM51 46V47H52ZM80 45H78V49L79 48H81V47H79ZM85 46H86V44H85ZM91 47H93L92 45H90ZM132 46H134V45H132ZM137 46H139V45H137ZM137 46L136 47H134V48H137ZM162 46V45H161ZM164 46V45H163ZM172 46V45H171ZM6 47H9V46H4V48H2L3 50L4 49H6ZM50 47V46H49ZM89 47V46H88ZM113 47V46H112ZM129 47V46H128ZM131 47V46H130ZM156 47V46H155ZM158 47H159V45H158ZM168 47V46H167ZM184 47V46H183ZM194 48H195V45L193 46ZM11 48V47H10ZM20 48V47H19ZM29 48V47H28ZM41 48H45V47H41ZM47 48V47H46ZM62 48V47H61ZM64 48V47H63ZM65 48H67L66 46H65ZM69 48V47H68ZM76 47H74V53L76 54V49H75ZM84 49H85V47H83ZM95 48V47H94ZM107 48H108V46H107ZM115 48V47H114ZM122 48V47H121ZM134 48H132V49H134ZM169 48V47H168ZM8 49V48H7ZM15 49V48H14ZM37 49V47L35 48V50ZM50 49V48H49ZM55 48L53 47V50H54ZM60 49V48H59ZM71 49V48H70ZM69 49V50H70ZM127 49V48H126ZM157 49H159V48H156V50ZM164 49V48H163ZM176 49H178V48H176ZM180 49V48H179ZM197 49V48H196ZM10 50V49H9ZM30 50V49H29ZM38 50V49H37ZM47 50H48V48H47ZM56 50V49H55ZM62 50V49H61ZM61 50H60V53H61ZM68 50V51H69ZM94 50H96V49H94ZM102 50V49H101ZM121 50V49H120ZM136 50V49H135ZM142 50H143V48H142ZM155 50V51H156ZM166 50V53H167V50H169L170 51V49H164V51ZM175 50V49H174ZM0 51H2L1 50V48H0ZM12 51H13V48H12ZM11 51V52H12ZM31 51H32V49H31ZM44 51V50H43ZM45 51H46V49H45ZM44 51V52H45ZM58 51V50H57ZM63 51H64V49H63ZM67 51V50H66ZM67 51V52H68ZM83 51H85V50H83ZM87 51V50H86ZM88 51H91V50H88ZM127 51H129L128 49H127ZM160 51V50H159ZM164 51H163V53H164ZM173 51V50H172ZM180 51V50H179ZM6 53H9V51L7 50V51H5ZM14 52V51H13ZM12 52V53H13ZM38 52V51H37ZM47 52H49V51H47ZM46 52V54H48ZM53 52H55V51H53ZM52 52V53H53ZM78 52H79V50H78ZM116 52H118V51H116ZM130 52V51H129ZM135 52V51H134ZM141 52V50L139 51V53ZM143 52V51H142ZM153 52V51H152ZM158 52V51H157ZM156 52V53H157ZM181 52V51H180ZM23 53H25V52H23ZM29 53V52H28ZM27 53V54H28ZM32 53H34V52H32ZM32 53L30 52V56H32ZM72 53V52H71ZM81 53H83L82 51L80 52V54ZM85 53V52H84ZM87 53V52H86ZM85 53V54H86ZM93 53V52H92ZM107 53V52H106ZM113 53V52H112ZM132 53H133V50H132ZM145 53H147V52H145ZM150 53V52H149ZM165 53V54H166ZM169 53V52H168ZM171 53V52H170ZM179 53V52H178ZM3 54V53H2ZM45 54V53H44ZM62 54V53H61ZM63 54H65L64 52H63ZM62 54V55H63ZM68 54V56H69V53H67ZM79 54V55H80ZM84 54V55H85ZM87 54H89V52L87 53ZM86 54V55H87ZM118 54V53H117ZM120 54V53H119ZM123 54H125V56H120V57H122V58H124L123 60H127V59H130L131 57H132V54H131V52H130V58H128L127 57V55L129 54H126V51H124V53H122V55ZM134 54H137V52H135ZM144 54V53H143ZM142 54V55H143ZM160 54H162V52L160 53ZM177 53H175V55H176ZM180 54V53H179ZM13 55V54H12ZM11 55V56H12ZM35 55V54H34ZM39 55V54H38ZM70 55H74V54H70ZM115 55V54H114ZM139 54H137V56H138ZM141 55V54H140ZM152 55L153 54H151V57H152ZM158 55V57H159V54H157ZM157 55H155L153 58H155ZM166 55H168V54H166ZM174 55V56H175ZM5 56V55H4ZM19 56H20V54H19ZM27 56V55H26ZM37 56V55H36ZM43 56V55H42ZM45 56V55H44ZM49 56H50V54H49ZM67 57V55H64V57ZM77 56V55H76ZM91 56V55H90ZM89 56V57H90ZM109 56V55H108ZM113 56V55H112ZM129 56V55H128ZM145 56V55H144ZM165 56V55H164ZM163 55H162V57H164ZM7 57V56H6ZM13 57V56H12ZM15 57V56H14ZM21 57V56H20ZM46 57H48L47 55H46ZM63 57V56H62ZM63 57V58H64ZM65 57V58H66ZM70 57V56H69ZM78 57V56H77ZM80 57V56H79ZM81 57H83V55L81 56ZM80 57V58H81ZM92 57H94V56H92ZM98 57V56H97ZM105 57V56H104ZM125 57H127L126 59H125ZM134 57V56H133ZM139 57H141V56H139ZM138 57V58H139ZM157 57V59H159ZM176 57H179V55L178 56H176ZM1 58V57H0ZM11 58V57H10ZM26 58V57H25ZM44 58V57H43ZM119 58V57H118ZM136 58V57H135ZM145 58V57H144ZM161 58V57H160ZM167 58V57H166ZM173 58V57H172ZM3 59V58H2ZM7 59V58H6ZM15 59V58H14ZM17 59H19V58H16V60ZM36 59V58H35ZM51 59V58H50ZM54 59V58H53ZM68 59V58H67ZM81 59H83V58H81ZM99 59V58H98ZM102 59V58H101ZM134 59V58H133ZM140 59V58H139ZM142 59V58H141ZM52 60V59H51ZM58 60V59H57ZM64 60V59H63ZM71 60V59H70ZM76 60V59H75ZM78 60V59H77ZM87 60V59H86ZM88 60H89V58H88ZM92 60V59H91ZM97 60V59H96ZM117 60V59H116ZM146 60V59H145ZM150 60V59H149ZM153 60V59H152ZM151 60V61H152ZM162 60V59H161ZM160 60V61H161ZM163 60H166V59H163ZM168 60V59H167ZM9 61V60H8ZM22 61V60H21ZM32 61V60H31ZM34 61V60H33ZM45 61V60H44ZM50 60H48L47 62H49ZM61 61V60H60ZM59 61V62H60ZM65 61V60H64ZM95 61V60H94ZM121 61V60H120ZM131 61H134L135 62V60H130V62ZM137 61H138V59H137ZM144 61V60H143ZM142 61V62H143ZM147 61V60H146ZM154 61H155V59H154ZM169 61V60H168ZM19 62V61H18ZM37 62V61H36ZM42 62V61H41ZM54 62H55V60H54ZM66 62H68V61H66ZM73 62H74V60H73ZM78 62V61H77ZM85 62V61H84ZM91 62V61H90ZM99 62H100V60H99ZM127 62H129V60L128 61H126V63ZM145 62V61H144ZM143 62V63H144ZM164 62V61H163ZM178 63H179V61H177ZM12 63H14V62H12ZM53 63V62H52ZM57 63V62H56ZM55 63V64H56ZM63 63V62H62ZM69 63V62H68ZM67 63V64H68ZM81 63V62H80ZM87 63V62H86ZM96 63V62H95ZM133 63V62H132ZM150 63V62H149ZM151 63H153V62H151ZM150 63V64H151ZM156 63V62H155ZM162 63V62H161ZM3 64V63H2ZM18 64V63H17ZM35 64V63H34ZM49 64H51V63H49ZM48 64V65H49ZM54 64V63H53ZM61 64V63H60ZM66 64V63H65ZM77 64V63H76ZM79 64V63H78ZM104 64V63H103ZM135 64H138V65H140L139 64V61H138V63H136L135 62ZM164 64V63H163ZM208 64V63H207ZM3 65H5V64H3ZM10 65H12V64H10ZM31 65V64H30ZM37 65V64H36ZM74 65V64H73ZM121 65V64H120ZM131 65V64H130ZM134 65V64H133ZM138 65H136V66H138ZM142 65V64H141ZM209 65V64H208ZM8 66V65H7ZM7 66H6V68H7ZM19 66H20V64H19ZM24 66V65H23ZM45 66H46V63H45ZM44 66V67H45ZM66 66V65H65ZM68 66H69V64H68ZM78 66V65H77ZM82 66H83V64H82ZM86 66V65H85ZM135 66V65H134ZM143 66H144V64H143ZM146 66V65H145ZM144 66V67H145ZM147 66H148V64H147ZM151 66V65H150ZM154 66V65H153ZM152 66V67H153ZM156 66V65H155ZM164 66V65H163ZM162 66V67H163ZM9 67V66H8ZM13 67V66H12ZM15 67V66H14ZM17 67H18V65H17ZM27 68H28V66H26ZM43 67V66H42ZM55 67V66H54ZM62 67V66H61ZM91 67V66H90ZM107 67V66H106ZM105 67V68H106ZM117 67V66H116ZM121 67H123L122 65H121ZM124 67H125V65H124ZM123 67V68H124ZM130 67V66H129ZM149 67V66H148ZM161 66L160 67H157V68H160V69H157V71H160V70H162L163 68H162ZM207 67V66H206ZM3 68V67H2ZM53 68V67H52ZM56 69L58 68V67H55ZM69 68H71V66L69 67ZM78 68V67H77ZM80 68V67H79ZM78 68V69H79ZM92 68V67H91ZM91 68H90V70H91ZM103 68V67H102ZM110 68V67H109ZM120 68V67H119ZM146 68V67H145ZM162 68V69H161ZM180 69H181V67H179ZM179 68H177V69H179ZM188 68V67H187ZM4 69H5V67H4ZM38 69V68H37ZM63 69H65L64 68V66H63ZM74 69V68H73ZM73 69H71L72 71H73ZM81 69V68H80ZM82 69H85V68H82ZM89 69V68H88ZM144 69V68H143ZM147 69V68H146ZM167 68H166V66H165V68L163 69V70H165L164 72H166V74H169V70H166ZM183 69V68H182ZM182 69H181V71H182ZM209 69V68H208ZM54 70V69H53ZM58 70V69H57ZM66 70V69H65ZM75 70V69H74ZM114 70V69H113ZM112 70V71H113ZM124 70H126V69H124ZM130 70V69H129ZM139 70H140V68H139ZM163 70L161 71L162 72V74H164L163 73ZM189 70V69H188ZM211 70V69H210ZM1 71H3V69L1 70ZM10 71V70H9ZM39 71V70H38ZM50 71H52V70H50ZM59 71V70H58ZM58 71H56V72H58ZM61 71V70H60ZM67 71V70H66ZM75 71H77V69L75 70ZM79 71V70H78ZM80 71H82V70H80ZM88 71V70H87ZM107 71V70H106ZM183 71H187L186 69H184ZM196 71V70H195ZM194 71V72H195ZM5 72V71H4ZM11 72V71H10ZM62 73H64L63 71H61ZM68 72H70L69 70H68ZM86 72V71H85ZM90 71H88L87 73H89ZM96 72H97V70H96ZM119 72V71H118ZM122 72V71H121ZM140 72V71H139ZM144 72V71H143ZM151 72V71H150ZM154 72L155 71H153V74H154ZM160 72V73H161ZM177 72V74H178V70L176 71ZM193 72V71H192ZM191 72V73H192ZM0 73H2V72H0ZM8 73V72H7ZM47 73V72H46ZM74 73V72H73ZM79 73V72H78ZM86 73V74H87ZM95 73V72H94ZM98 73V72H97ZM105 73V72H104ZM109 73V72H108ZM107 73V74H108ZM124 73V72H123ZM123 73H121V74H123ZM126 73V72H125ZM132 73H134V72H132ZM141 73V72H140ZM145 73V72H144ZM160 73H159V76H160ZM190 73V72H189ZM217 73V72H216ZM221 73V72H220ZM15 74V73H14ZM51 74V73H50ZM59 74H60V72H59ZM66 74V73H65ZM73 75L72 74V72L71 73H69V75ZM75 74H77V72L75 73ZM82 74L84 75V73H83V71H82ZM85 74V75H86ZM92 74V73H91ZM90 73H89V75H91ZM112 74V73H111ZM111 74H110V76H111ZM146 74V73H145ZM144 74V75H145ZM165 74V75H166ZM170 74H172V73H170ZM183 74V73H182ZM2 75V74H1ZM1 75H0V77H1ZM5 75V74H4ZM22 75H23V73H22ZM61 75V74H60ZM70 75V76H71ZM80 75V74H79ZM84 75V76H85ZM95 75V74H94ZM97 75V74H96ZM99 75V74H98ZM114 75V74H113ZM113 75H112V77H113ZM119 75V74H118ZM129 75V74H128ZM139 75V74H138ZM149 75V74H148ZM156 75V74H155ZM176 75V74H175ZM179 75V74H178ZM184 75V74H183ZM194 75V74H193ZM225 75V74H224ZM12 76H15V75H12ZM12 76H10L9 78H11ZM57 77H58V75H56ZM55 76V77H56ZM62 76H64V74L62 75ZM81 76V75H80ZM84 76H82V78L84 77ZM108 77V76H106V77H108V78H110V79H112L111 77ZM114 76H116V75H114ZM124 76V75H123ZM126 76V75H125ZM152 76V75H151ZM151 76H149V77H151ZM158 76V75H157ZM167 76H169V75H167ZM172 76V75H171ZM180 76V75H179ZM178 76V77H179ZM188 76H190V75H188ZM199 76V75H198ZM202 76V75H201ZM34 77V76H33ZM42 77V76H41ZM45 77V76H44ZM43 77V78H44ZM53 77H54V73H53ZM65 77V76H64ZM86 77H89V78H91L90 76H86ZM117 77V76H116ZM131 77V76H130ZM142 77V76H141ZM141 77H139V78H141ZM182 77V76H181ZM204 77V76H203ZM224 77V76H223ZM222 77V78H223ZM2 78L3 79H5L3 76H2ZM8 78V79H9ZM13 78V80H14V77H12ZM24 78V77H23ZM26 78V77H25ZM51 78V77H50ZM72 78V77H71ZM74 78V77H73ZM85 78V77H84ZM83 78V79H84ZM108 78L107 79H105L104 81H108ZM136 78V77H135ZM147 78H148V76H147ZM160 78H162V75H161V77ZM160 78H158V80L160 79ZM174 79H176L175 78V76L173 77ZM190 78V77H189ZM189 78H188V80H189ZM7 79V78H6ZM5 79V80H6ZM27 79V78H26ZM36 79V78H35ZM60 79V78H59ZM67 79V81H68V78H66ZM78 79H79V76H78ZM77 79V81L79 82V80ZM86 79V78H85ZM93 78H91V81H93L92 80ZM100 79L102 80L101 81V83L103 84V79H104V77L103 78H101V75H100ZM100 79H98V80H100ZM137 79H138V77H137ZM153 79V78H152ZM168 79V78H167ZM178 79H180V78H178ZM183 79H185V78H183ZM192 80H193V78H191ZM219 79H221V78H219ZM225 79V78H224ZM2 80V79H1ZM10 80V79H9ZM12 80V79H11ZM11 80H10V82H11ZM21 80V79H20ZM46 80H48V79H46ZM57 80V79H56ZM69 80H71L70 78H69ZM76 80V79H75ZM81 80V82H82V79H80ZM90 80V79H89ZM113 80H114V77H113ZM123 80H125L124 78H123ZM135 79H133V81H134ZM144 80V79H143ZM150 80V79H149ZM160 80H162V79H160ZM163 80H165V78H163ZM169 80V79H168ZM167 80V81H168ZM172 80V79H171ZM170 80V81H171ZM177 80V79H176ZM176 80H173V81H176ZM181 80V79H180ZM191 80V81H192ZM200 80V79H199ZM202 80V79H201ZM200 80V81H201ZM17 81H18V79H17ZM23 81H24V79H23ZM26 81V80H25ZM65 82L64 83H66V80H64ZM72 81V80H71ZM77 81H72L73 83H76ZM84 81V80H83ZM86 81H88V80H86ZM86 81L84 82L85 84L84 85H86ZM91 81H89V84L90 85H92L90 82ZM95 81V80H94ZM94 81H93V83H94ZM119 81V80H118ZM126 81H127V79H126ZM125 81V82H126ZM136 81V80H135ZM154 81V80H153ZM179 81V80H178ZM178 81H177V86L179 85L178 84ZM182 81V80H181ZM185 81V80H184ZM199 81V82H200ZM203 81H204V79H203ZM207 81H208V78H207ZM225 82L227 81V80H224ZM5 82V81H4ZM3 82V83H4ZM6 82H9L8 80H6ZM58 82V81H57ZM105 82V83H106ZM109 82V81H108ZM107 82V83H108ZM110 82L111 83H113L111 80H110ZM122 82H124V81H122ZM124 82V83H125ZM140 82V81H139ZM189 82V81H188ZM2 83V84H3ZM47 83V82H46ZM49 83V82H48ZM59 83V82H58ZM68 83V82H67ZM83 83V82H82ZM99 83V82H98ZM97 83V84H98ZM114 83H115V81H114ZM114 83H113V85H114ZM134 83V82H133ZM132 83V84H133ZM143 83V82H142ZM153 83V82H152ZM163 83V82H162ZM171 83H172V81H171ZM176 83V82H175ZM183 83V82H182ZM197 83H198V81H197ZM13 83H11V85H12ZM15 85H16V83H14ZM13 84V85H14ZM35 84V83H34ZM33 84V85H34ZM43 84V83H42ZM54 84V83H53ZM69 84V83H68ZM67 84V85H68ZM77 85H78V83H76ZM118 84V83H117ZM127 84V86H128V84H129V86L128 87H130V84L131 83H125V84H121V85H126ZM158 84V83H157ZM160 84H161V82H160ZM169 84V83H168ZM186 84V83H185ZM201 84V83H200ZM200 84H198V86L200 85ZM208 84V83H207ZM10 84H8V86H9ZM13 85H12V87L11 88H13ZM57 85V84H56ZM67 85H65L66 87H68ZM81 87L83 86V84H79ZM94 85H96V84H94ZM106 85V84H105ZM138 85H140V83H138ZM149 85H151V84H149ZM156 85V84H155ZM163 85V84H162ZM166 85V84H165ZM164 85V86H165ZM173 85V84H172ZM188 85V84H187ZM197 85V84H196ZM221 85H222V82H221ZM25 86V85H24ZM35 86V85H34ZM76 86V85H75ZM89 85H88V83H87V87H88ZM97 86V85H96ZM95 86V87H96ZM98 86H100V85H98ZM107 86V85H106ZM134 86H137V85H134L133 84V88L131 89L132 90V92H133V89L135 90V88H134ZM141 86V85H140ZM144 86H146V85H144L143 84V86L142 87H144ZM157 86V85H156ZM174 86V85H173ZM180 86L181 85H179V90H180ZM183 86H184V89H185V85H182L181 87L183 88ZM191 86V85H190ZM201 86V85H200ZM212 86V85H211ZM0 87H1V85H0ZM4 87V86H3ZM2 87V88H3ZM10 87V86H9ZM21 87V86H20ZM45 87V86H44ZM54 87V86H53ZM74 87V86H73ZM103 87V86H102ZM101 87V88H102ZM105 87V86H104ZM103 87V88H104ZM110 87H113L112 86V84L111 85H109V87L107 86V88H110ZM116 88H117V86H115ZM115 87H113V89H111V90H114L115 89ZM138 87V86H137ZM167 87V86H166ZM165 87V88H166ZM175 87V86H174ZM209 87V86H208ZM228 87V86H227ZM5 88H6V86H5ZM8 88V87H7ZM63 88V87H62ZM65 88V87H64ZM75 88H77V87H75ZM89 88V87H88ZM99 88V87H98ZM106 87H105V89H107ZM119 88H123V92H124V88H125V86L124 87H119L118 86V88H117V90L119 89ZM131 88V87H130ZM148 88V87H147ZM147 88H145V90L147 89ZM152 88V87H151ZM153 88H154V86H153ZM156 88V87H155ZM165 88H164V90H165ZM202 88V87H201ZM28 89V88H27ZM36 89V88H35ZM47 89V88H46ZM54 89V88H53ZM56 89V88H55ZM73 89V88H72ZM83 89V88H82ZM81 89V91L83 92V90ZM85 89V88H84ZM90 89H92V88H90ZM128 89V88H127ZM127 89H125L126 91H127ZM137 89V88H136ZM142 88H140V92H137V93H139V95L135 92V96H136V94L138 95V96H140V93H142V90H141ZM158 89V88H157ZM167 89H169L168 87H167ZM176 89V91L178 90V88L176 87L175 88ZM193 89H194V87H193ZM196 89V88H195ZM222 89V88H221ZM224 89H225V87H224ZM1 90V92H2V89H0ZM7 90V89H6ZM58 90V89H57ZM63 90V89H62ZM75 90V89H74ZM80 90V89H79ZM104 90V89H103ZM102 90V91H103ZM122 90V89H121ZM139 90V89H138ZM153 90V89H152ZM151 90V91H152ZM156 90V89H155ZM160 90V89H159ZM178 90V91H179ZM183 90V89H182ZM187 90H188V88H187ZM186 90V91H187ZM190 90H191V87H190ZM197 90H198V87H197ZM200 91H201V89H199ZM205 90V89H204ZM203 90V91H204ZM208 90V89H207ZM206 90V91H207ZM215 90V89H214ZM229 90V94H230V98H231V102L233 103V106L235 107L234 109H236L237 110V112H239V113H237V115L239 114L242 118H244V119H246L247 121L248 120H252V123H251V121H248L250 124H251V126H252V124L254 123V119H252V118H255V119H257V120H259V121H261V123H258L257 125H258V127H261L263 130H264V116L263 115H261L259 112H257L256 111V109H254L253 108V106L251 105V103H250V101H249V99H248V97H246V96H243V95H239V93H238V91H237V93L236 92H233L232 90H231V88L230 89H228ZM231 90V91H230ZM5 91V90H4ZM11 92H13L12 91V89L10 90ZM47 91V90H46ZM67 91H68V89H67ZM76 91H78V89L76 90ZM80 91V92H81ZM95 92L96 90H92V92ZM101 91V92H102ZM115 91V90H114ZM119 91H120V89H119ZM118 91V92H119ZM130 91V89L128 90V92ZM157 91V90H156ZM163 91V90H162ZM167 91H170V89L169 90H167ZM194 91V90H193ZM210 91V90H209ZM207 92L208 94V96H209V93L210 92ZM217 91V90H216ZM225 91H226V89H225ZM0 92V93H1ZM16 92H17V90H16ZM19 92V91H18ZM17 92V93H18ZM65 92V91H64ZM70 92V91H69ZM73 92V91H72ZM93 92V93H94ZM97 92V91H96ZM99 92V91H98ZM98 92L96 93V94H98ZM106 92V91H105ZM117 92V91H116ZM121 93V96H123L122 94H125V93ZM127 92V94L129 95V97H131L132 95H133V93H132V95H130L129 93ZM148 92H149V90H148ZM188 92V91H187ZM195 92H197V91H195ZM199 92V91H198ZM227 92V91H226ZM5 93V92H4ZM8 93V92H7ZM31 93V92H30ZM29 93V94H30ZM44 93H45V91H44ZM53 93V92H52ZM109 94L110 93H112V91L111 92H108ZM113 93H115V92H113ZM120 93H118V94H120ZM153 93V92H152ZM162 93V92H161ZM170 93V92H169ZM179 93H181L180 91H179ZM178 93V94H179ZM183 93H184V91H183ZM189 93H191V92H188V94H187V97L189 96ZM203 93H205V92H203ZM212 93V92H211ZM210 93V94H211ZM6 94V93H5ZM11 94H13V93H11ZM19 94H21L20 92H19ZM25 94H27V93H25ZM34 94V93H33ZM36 94V93H35ZM41 94V93H40ZM49 94V93H48ZM61 94V93H60ZM64 94V93H63ZM68 94V93H67ZM75 94V93H74ZM73 94V95H74ZM88 94H89V92H88ZM95 94V93H94ZM105 94V93H104ZM127 94L126 95H124V96H127ZM143 94H147V91H146V93H144L143 92ZM148 94H150V93H148ZM154 94H156L155 92H154ZM163 94V93H162ZM164 94H166L167 95V93H164ZM171 94V93H170ZM185 94V93H184ZM196 94V93H195ZM219 94V93H218ZM24 95V94H23ZM37 95V94H36ZM52 95H54V94H52ZM77 95V94H76ZM80 95H82V93L80 94ZM79 95V96H80ZM84 95V94H83ZM83 95H82V97L80 96V98H82L83 99ZM86 95H87V93H86ZM99 95V94H98ZM98 95H96V96H98ZM113 95V94H112ZM142 95V94H141ZM153 95V94H152ZM152 95H149V96H152ZM172 95H173V93H172ZM172 95H171V98H172ZM182 95V94H181ZM193 95V94H192ZM192 95H190L191 97H193ZM200 95V94H199ZM202 95V94H201ZM201 95H200V97L199 98H202L201 97ZM2 96H4V94L2 95ZM11 96V95H10ZM12 96H14V95H12ZM27 96V95H26ZM48 96V95H47ZM64 96H66V95H64ZM68 96V95H67ZM88 96H90V95H88ZM88 96H86V97H88ZM91 96H93V94H91ZM114 96H115V94H114ZM113 96V97H114ZM135 96H132L133 98H135ZM143 96V95H142ZM148 96V97H149ZM155 96V95H154ZM154 96H152V98L154 97ZM157 97H159V95H158V92H157V95H156ZM156 96L154 97V98H156ZM160 96L162 97L163 95H161L160 94ZM177 96H179V95H177ZM198 96V95H197ZM219 96V95H218ZM15 97H17V96H15ZM40 97V96H39ZM44 97V96H43ZM59 97V96H58ZM100 97V96H99ZM99 97H97L98 99H99ZM103 97V96H102ZM111 97V96H110ZM112 97V98H113ZM116 97H117V93H116V96H115V99H116ZM126 98V99H124V100H127L128 101V99H130V98ZM145 96H143L142 98L143 99H145L144 98ZM147 97V98H148ZM165 97V96H164ZM164 97L162 98V99H164ZM166 97H170V96H166ZM165 97V98H166ZM191 97H189L188 99H192V100H188L187 99V101H189V102H191V104L193 103L192 101H193V99L194 98H191ZM195 97V96H194ZM205 97H206V95H205ZM211 97V96H210ZM209 97V98H210ZM213 97V96H212ZM6 98H8V97H6ZM11 98V97H10ZM21 98H23V97H21ZM25 98V97H24ZM33 98V97H32ZM31 98V99H32ZM37 98V97H36ZM71 98V97H70ZM74 98V97H73ZM79 98V97H78ZM92 98V97H91ZM90 98V99H91ZM107 98H108V96H107ZM111 98V99H112ZM120 98V97H119ZM122 98V97H121ZM137 98V97H136ZM136 98H135V101H136ZM186 98V97H185ZM208 98V99H209ZM2 99H3V97H2ZM50 99V98H49ZM49 99H47L46 98V100H49ZM62 99V98H61ZM97 99V100H98ZM118 99V98H117ZM138 100H139V97L137 98ZM141 99V98H140ZM159 99V98H158ZM174 99V98H173ZM179 99H181V98H179ZM178 99V100H179ZM211 99V98H210ZM209 99V100H210ZM12 100H14V99H12ZM19 100V99H18ZM35 100V99H34ZM42 100H44V99H42ZM65 100H67V99H65ZM73 100H75V99H73ZM83 100H85V96H84V99ZM83 100H81V101H83ZM87 100V99H86ZM86 100L84 101V102H86ZM113 100V99H112ZM133 101H134V99H132ZM169 99H167L166 98V102L168 101ZM183 100V99H182ZM198 100H200V99H198ZM197 100V101H198ZM205 100V99H204ZM203 100V101H204ZM213 100V99H212ZM6 101V100H5ZM11 101V100H10ZM16 101V100H15ZM20 101V100H19ZM40 101V100H39ZM72 101V100H71ZM77 101V100H76ZM91 101V100H90ZM94 101L96 102V100L94 99ZM99 101V100H98ZM106 101H108V100H106ZM105 101V103L107 104V102ZM146 101H147V99H146ZM145 101V102H146ZM161 101V100H160ZM172 101V100H171ZM174 101V100H173ZM172 101V102H173ZM186 101V102H187ZM195 101V100H194ZM206 101V100H205ZM230 101V100H229ZM7 102V101H6ZM12 102V101H11ZM14 102V101H13ZM13 102H12V104H13ZM25 102V101H24ZM23 102V103H24ZM61 102V101H60ZM73 102V101H72ZM78 102V101H77ZM88 102V101H87ZM111 102V101H110ZM117 102H118V100H117ZM116 102V103H117ZM119 102H121V101H119ZM129 102V101H128ZM123 102V103H125V106H126V108L127 109H132V107H133V105H132V107H131V104H129V103H131V102ZM137 102V101H136ZM139 103L141 102V100H139L138 101ZM143 102V101H142ZM148 102H149V100H148ZM169 102H170V100H169ZM180 102V101H179ZM196 102V101H195ZM201 102V101H200ZM209 103V101L207 100L206 101V103ZM211 102V101H210ZM7 103H9V102H7ZM34 103V102H33ZM47 103H49V102H47ZM52 103V102H51ZM62 103V102H61ZM60 103V104H61ZM91 103V102H90ZM89 103V104H90ZM98 104H99V102H97ZM101 104H100V106L102 105V104H105L103 101L102 102H100ZM122 103V102H121ZM122 103V104H123ZM127 103L129 104V105H127ZM134 103V102H133ZM139 103H134V105H140ZM201 103H203V102H201ZM231 103V104H232ZM12 104H11V106H12ZM19 104V103H18ZM40 104V103H39ZM42 104V103H41ZM56 104V103H55ZM58 104V103H57ZM68 104V103H67ZM79 104H80V102H79ZM82 104H83V102H82ZM87 104V103H86ZM112 104V106L115 108V106H114V104L113 103H111ZM142 104V103H141ZM145 104V103H144ZM150 104V106H153V105H151V104H153V102L152 103H149ZM185 104V103H184ZM194 104V106L195 107H197L196 106V104L195 103H193ZM219 104V103H218ZM229 104H230V102H229ZM5 105V104H4ZM10 105V104H9ZM15 105V104H14ZM13 105V106H14ZM20 105V104H19ZM21 105H22V103H21ZM25 105V104H24ZM23 105V106H24ZM46 105V104H45ZM48 105V104H47ZM62 105V104H61ZM69 105V104H68ZM78 105V104H77ZM76 105V107H79V106H77ZM85 105V104H84ZM94 105V104H93ZM92 105V106H93ZM95 105H96V103H95ZM118 105H119V103H118ZM143 105V104H142ZM142 105H141V107H142ZM157 105V103H155L154 102V107ZM167 105H169V103H167ZM170 105H172L171 103H170ZM169 105V106H170ZM173 105H176L177 106V103L176 104H174V102H173ZM189 105V104H188ZM203 105V104H202ZM202 105H200L199 104V106H200V108L201 109H204L203 107H206V104L202 107ZM215 105H216V103H215ZM0 106H3V104L2 105H0ZM32 106V105H31ZM36 106V105H35ZM43 106V105H42ZM41 106V108H43ZM64 106V105H63ZM73 106V105H72ZM72 106H71V109H72ZM81 106H83V105H81ZM91 106V105H90ZM103 106V105H102ZM108 106V107H107ZM106 107V109H108V108H110L111 106H110V104L109 105H107ZM110 106V107H109ZM120 106V105H119ZM123 106V105H122ZM127 106H129V108L127 107ZM162 106V105H161ZM180 106V105H179ZM191 106V105H190ZM193 106V107H194ZM198 106V107H199ZM208 106V105H207ZM218 106V105H217ZM228 106V105H227ZM33 108H35L36 109V107H34V105L32 106ZM48 107H49V105H48ZM58 107V106H57ZM84 107V106H83ZM96 107H98V106H96ZM105 107V106H104ZM118 107V106H117ZM140 106L137 108L138 110H139V108H141ZM163 107H165V106H163ZM162 107V109L164 110V108ZM166 107H168V106H166ZM172 106H170V108H171ZM183 107V106H182ZM186 105H185V109H186ZM195 107L194 108H192L191 110H192V112H194L193 110L195 109ZM209 107V106H208ZM219 107V106H218ZM4 107H1V109H3ZM7 108V107H6ZM11 107H9V109H10ZM23 108V107H22ZM26 108V107H25ZM41 108H40V110H41ZM46 108H47V106H46ZM65 108V107H64ZM67 108V107H66ZM69 108V107H68ZM85 108V107H84ZM92 108H94V107H92ZM112 108V107H111ZM119 108V107H118ZM118 108H117V112H119V113H121L120 112V110L118 111ZM145 108H146V105H145ZM151 107H149V109H150ZM157 108V107H156ZM155 108V109H156ZM159 108V107H158ZM169 108V109H170ZM173 108H180V107H172V109ZM190 107H188V109H189ZM207 108V107H206ZM210 108V107H209ZM12 109H13V107H12ZM15 109V108H14ZM17 109V108H16ZM16 109H15V111H16ZM21 109V108H20ZM52 109V108H51ZM50 109V110H51ZM61 109V111H62V108H60ZM78 109H82V108H78ZM78 109H75V110H77L78 111ZM85 109H88L87 107L85 108ZM96 109V108H95ZM101 109H104V108H102L101 107ZM123 109V108H122ZM125 109V108H124ZM130 109V110H131ZM134 109V110H133ZM131 111L132 112H134V111H136V109H135V107L133 108ZM148 109V107H147V109H146V112L144 111V109L142 110V108H141V110L143 111L142 112V114L144 113V115L146 116V118L148 119H146V118H144V120L146 119L147 121H145V123L147 124L148 122H151V123H149L150 125L152 124V126L153 127H155L156 128V126H155V123H154V121L156 120L157 121V119H160L159 117H156L155 118V120H154V118H151V117H153L152 115H150L151 117H150V120H149V118H148V116H149V114L151 113L152 114V112H150V111H155V109H153L152 110V108L149 110ZM167 108H165V110H166ZM175 110V111H179V110ZM183 109V108H182ZM211 109H214L213 107H212V105H211ZM211 109H208L207 108V110H210L211 111ZM221 109V108H220ZM231 109H232V107H231ZM27 110H29V109H27ZM53 110H54V107H53ZM58 110V109H57ZM65 110H67V109H65ZM97 110V109H96ZM100 109H98V111H99ZM141 110H139L138 111V113L140 114V112H141ZM159 110H160V108H159ZM168 110V109H167ZM214 110H216V109H214ZM214 110H212V112H216L217 110H219V108H217V110L216 111H214ZM260 110V109H259ZM3 111V110H2ZM1 111V112H2ZM6 111V110H5ZM15 111H13V112H15ZM23 111H25V109L23 110ZM31 111H33V110H31ZM35 111V110H34ZM38 110L36 109V111L35 112H37ZM56 111V110H55ZM67 111H69V109L67 110ZM66 111V112H67ZM84 111H87V110H84ZM128 111V110H127ZM126 111V112H127ZM150 113H149V112ZM153 111V112H154ZM170 111H172V110H170ZM169 111V112H170ZM186 111V110H185ZM195 111H196V109H195ZM198 111V110H197ZM196 111V112H197ZM222 111V110H221ZM232 111V110H231ZM234 111V110H233ZM232 111V113L231 114H233L234 112ZM12 112V113H13ZM28 112V111H27ZM40 112V111H39ZM42 112V111H41ZM41 112H40V115H41ZM50 112V111H49ZM51 112H52V110H51ZM58 112V111H57ZM72 112V111H71ZM79 112V111H78ZM90 112V111H89ZM94 112V111H93ZM96 112V111H95ZM103 112H107V110L106 111H103ZM109 112V111H108ZM107 112V113H108ZM113 112H115V111H113ZM116 112V113H117ZM125 112V113H126ZM148 112V113H147ZM180 112V111H179ZM191 112V113H192ZM204 112V114L207 112L208 113V111H206L205 112V110L203 111ZM218 112V111H217ZM8 113V111L6 112V114ZM52 113H54V112H52ZM56 113V112H55ZM61 113V112H60ZM69 113V112H68ZM73 113V112H72ZM81 113H82V110H81ZM87 113V112H86ZM91 113V112H90ZM97 113V112H96ZM112 113V112H111ZM116 113H114V114H116ZM123 113V112H122ZM124 113V114H125ZM129 113V112H128ZM128 113H126L125 115V117H127L128 115ZM136 113V112H135ZM133 114V115H136V114ZM145 113H147L148 114V116H147V114H145ZM156 113H157V111H156ZM165 113H166V111H165ZM164 113V114H165ZM172 113H173V111H172ZM182 113H185V112H183L182 111ZM198 113H199V111H198ZM197 113V114H198ZM206 113V114H207ZM223 113V112H222ZM3 114V113H2ZM9 114V113H8ZM20 114V113H19ZM24 114V113H23ZM29 114V113H28ZM36 114V113H35ZM39 114V113H38ZM37 114V115H38ZM42 114H44V116H45V113L43 112ZM59 114V113H58ZM92 114V113H91ZM94 114V113H93ZM102 114V113H101ZM118 114V113H117ZM141 114V115H142ZM169 114V113H168ZM167 114V115H168ZM175 114H176V112H175ZM181 114V113H180ZM180 114H177V115H180ZM189 113H187V115H188ZM194 114V113H193ZM193 114H190V115H192V116H195V115H193ZM202 115H203V113H201ZM214 114V113H213ZM216 114V113H215ZM219 114V113H218ZM260 114V115H259ZM0 115H1V113H0ZM10 115V114H9ZM31 115H32V112H31ZM40 115H38V119L40 118H42ZM64 115H65V117H66V113H64ZM68 116H69V114H67ZM72 115V114H71ZM73 115H75V114H73ZM82 115H84L83 113H82ZM105 115V114H104ZM104 115L102 114V117H101V119L104 117ZM113 115V114H112ZM140 115V116H141ZM144 115H143V117H144ZM162 115H163V113H162ZM165 116V117H168V116ZM170 115V114H169ZM182 115H186V114H182ZM186 115V116H187ZM210 115H211V113H208V118H210ZM220 115H221V113H220ZM219 115V116H220ZM238 115V116H239ZM2 116V115H1ZM5 116H7V115H5ZM16 116V115H15ZM18 116V115H17ZM24 116V115H23ZM23 116H21V117H23ZM35 116V115H34ZM50 116V115H49ZM53 116V115H52ZM54 116H56V115H54ZM58 116H60V115H58ZM76 116H77V114H76ZM87 116H89V115H87ZM94 116V115H93ZM93 116H91V117H93ZM116 116V115H115ZM120 116V115H119ZM118 116V117H119ZM124 116V115H123ZM130 116H131V112H130ZM160 117H161V115H159ZM164 116V115H163ZM206 116V115H205ZM224 116V115H223ZM229 116H230V114H229ZM239 116V117H240ZM244 116V117H243ZM247 116H250V118L249 119H247L248 117ZM10 117V116H9ZM26 117H28L29 118V116H26ZM35 117H37V116H35ZM64 117V116H63ZM64 117V118H65ZM71 117V116H70ZM80 117V116H79ZM78 117V119H81V118H79ZM86 117V116H85ZM105 117H106V115H105ZM111 117V116H110ZM112 117H114V116H112ZM175 117V116H174ZM173 117V118H174ZM180 117V116H179ZM178 117V118H179ZM183 117H185V116H183ZM188 117V116H187ZM199 117V116H198ZM204 117V116H203ZM212 117V116H211ZM215 117H216V115H215ZM218 117V116H217ZM232 117V116H231ZM234 117H235V115H234ZM233 117V118H234ZM16 118V117H15ZM24 118V117H23ZM46 119L48 118V115L45 117ZM44 118V119H45ZM53 118V117H52ZM56 118V117H55ZM63 118V119H64ZM75 118V117H74ZM107 118V117H106ZM108 118H109V116H108ZM107 118V119H108ZM139 117H137V119H138ZM142 118V117H141ZM170 118H172V117H170ZM172 118V119H173ZM191 118H195L193 121H198L199 119H197V117H191ZM201 118V117H200ZM208 118H206L205 117V119H207L206 121L208 122ZM212 118H214V117H212ZM222 118V117H221ZM241 118V119H242ZM1 119L3 120V118H1L0 117V239L2 238L3 239V237H8V231H9V233H11V234H9V237H10V239H5V241L4 242H8L9 240H12L10 243H7V246L6 247H8V246H10V248H9V250L10 251H12V249L13 250H15V248L18 250V248L19 247H21V249L23 250V252H22V250L20 249L19 251V253H21V254H23V255H25L24 256V258H22L23 257V255H18V257H17V254H19V253H17L16 251H14V252H16L15 254H14V252H13V254L15 255H13L12 254V252H8V251H4L5 249H6V247H5V245H6V243H5V245L4 244H2L4 247L2 248L3 250H0V252L1 251H3V253H2V257H1V254H0V264H2V260L4 259V261H6V260H8V262L10 261V264H12L11 263V261H13L14 262V259L17 257V259L19 258V256H20V258H21V260H22V262H21V260H19L18 259V262L17 261H15V263H13V264H22V263H26V264H28V262L30 263V264H39V262H40V264H42L43 262H41L40 260L42 259L43 261H44V264L45 263H47V264H148L149 262H147V259H144V255L142 254V253H144V251H143V249H142V252H140V250L138 251V253L140 252L143 256H141L140 257V255L141 254H137V256H136V254H135V252L133 253L132 252V254L133 255H135L136 257H138V255H139V259L137 258L136 259V257H134L132 254H130L129 253V251L127 250V248L125 247L124 248V245H120L121 243H120V241H118L119 239H117V238H115V233H114V235H110V234H112L113 232H112V230L111 231H109V227H112L111 225H113V226H117L118 224H120V226L122 225V222L120 221V216L119 215H125V217L126 216H128V215H126V214H124L125 213V210L122 208V206H124L123 204H122V206H119V207H121V208H119L120 209V211L121 212H123L122 214H119L120 212L119 211H117V213L119 214V215H117V214H115V212H116V210H115V212L113 213L115 216L117 215V217L119 216V218H117L116 220H114L116 217H114L113 216V219H111L112 218V215H111V217H110V214H109V218L111 219V220H114V221H116L117 222V224L115 223V222H113L112 221V223H111V225L110 226H107V224H103V221L100 223V221L102 220V219H100L99 220V223L100 224H98V223H96V219H94V216H93V214H91L90 212V214H88V211H89V209L88 208H90L91 206H89L87 203H89L90 202V200H88V198L90 197V199L92 200L93 198H94V200H95V198H99L97 201H105V196L106 195H104V189H103V191L101 190H99V186H98V189H96V192L95 191H93L92 192V189L95 187V186H93L92 185V187L93 188H88V190L89 191H87L86 193H85V191L83 192V193H85L86 195V197H87V203H86V199H84L83 198V201H82V195L83 194H81V193H78L77 192V189H78V187L80 188L81 186H85V185H79L78 187H77V189H76V186L75 185H73L72 184V182L73 181H70L71 182V184H72V186H75V188L73 189V187H71V185L69 184V178L67 179L66 177V175H64V173H63V170H64V167L65 166H63L62 168L59 166V163L57 164V163H55L54 164V161L51 159V160H49L48 158H46V157H48V156H43L44 154H41V153H39L40 151H38L40 148H35V147H31L32 146V144H30V142L32 141V140H30L31 139V136L32 135H35V134H33V129L32 128H30V129H28L29 131L32 129L33 131H31L32 132V135L31 136H29L30 134H31V132L29 133V135H27L26 133H24L23 132V129L22 130H19V129H6L5 127L6 126H3V121L1 122ZM17 119H18V117H17ZM22 119V118H21ZM33 119V120H32ZM32 119H29V120H32V121H35V119L34 118H32ZM40 119H39V121H40ZM43 119V120H44ZM51 119V118H50ZM49 118H48V120H47V122H51L52 120H50ZM56 119H58V117L56 118ZM56 119H54V120H56ZM77 119V118H76ZM88 119H89V117H88ZM92 119V118H91ZM94 119V118H93ZM92 119V120H93ZM96 119V118H95ZM100 119V120H101ZM114 119V118H113ZM118 119H120V117L118 118ZM121 119H122V115H121ZM127 119V118H126ZM136 119V120H137ZM152 119H153V121H152ZM165 120L164 121H166V118H164ZM176 119V118H175ZM180 119V118H179ZM178 119V120H179ZM185 119V118H184ZM183 119V120H184ZM187 120H188V118H186ZM190 119V118H189ZM216 119V118H215ZM237 119V118H236ZM9 120H11V119H9ZM8 120V121H9ZM13 120V119H12ZM28 120V119H27ZM75 120V119H74ZM83 120V119H82ZM81 120V121H82ZM86 120V119H85ZM99 120V119H98ZM99 120V121H100ZM104 120V119H103ZM102 120V121H103ZM109 120H110V123H111V118H109ZM116 120V119H115ZM115 120H114V122H115ZM124 119H122V121H123ZM143 120V119H142ZM186 120V121H187ZM192 120V119H191ZM190 120V121H191ZM201 120V119H200ZM199 120V121H200ZM203 120V119H202ZM218 120H219V117H218ZM226 120V119H225ZM234 120H235V118H234ZM246 120H244V121H246ZM7 121V119L5 120V122ZM7 121V122H8ZM23 121V120H22ZM31 121V122H32ZM38 121V122H39ZM45 121V120H44ZM79 121V120H78ZM107 121V120H106ZM117 121V120H116ZM125 121V120H124ZM133 123H135L134 125H136V122H135V120L133 119ZM139 121V120H138ZM137 121V122H138ZM163 120H162V122H164ZM173 121V120H172ZM180 121H182V120H180ZM193 121H192V123H193ZM213 121V119H210V121L208 122V123H210V125L213 123V125H217V123H219L217 120H216V124H214V122H215V120H214V122H212ZM231 121H233V120H230V122ZM235 121H237V120H235ZM238 121H239V118H238ZM241 121V120H240ZM4 122V123H5ZM18 122H20V121H18ZM42 122L43 121H41V125H42ZM46 122V121H45ZM53 122V121H52ZM51 122V123H52ZM77 122V121H76ZM89 123H90V119H89V121H88ZM97 122V121H96ZM95 122V123H96ZM101 122V121H100ZM103 122H105V121H103ZM102 122V123H103ZM120 122H121V120L119 121V123H118V125H121L120 124ZM126 122H129V123H131L132 124V121H126ZM144 122V121H143ZM154 124H153V123ZM158 123L160 122V121H157ZM161 122V123H162ZM168 122H169V120H168ZM174 122V121H173ZM172 122V123H173ZM184 122V121H183ZM183 122H181V123H183ZM202 123H203V121H201ZM221 122V121H220ZM229 122V123H230ZM242 122V121H241ZM255 122H256V120H255ZM9 123V122H8ZM8 123H7V125H8ZM14 123V122H13ZM24 123V122H23ZM22 123V124H23ZM54 123V122H53ZM56 123V122H55ZM63 123H65V119H64V121L62 120V124ZM67 123V122H66ZM73 123V122H72ZM78 123H80V122H78ZM77 123V124H78ZM92 123V122H91ZM94 123V122H93ZM92 123V124H93ZM113 123V122H112ZM111 123V124H112ZM122 124H123V122H121ZM129 123H127V124H129ZM141 123H142V121H141ZM141 123H140V127L142 126L141 125ZM166 122H164V124H165ZM176 123V122H175ZM186 124H187V122H185ZM188 123H189V120H188ZM192 123H190V124H192ZM204 123L206 124V122L204 121ZM203 123V124H204ZM224 123V122H223ZM222 122H221V124H223ZM249 123H246V124H249ZM257 123V122H256ZM256 123H254V124H256ZM6 124V123H5ZM10 125H12L11 123H9ZM17 124V123H16ZM15 124V126L14 127H17V125ZM19 124H21V123H19ZM26 124V123H25ZM37 124V123H36ZM43 124H44V122H43ZM57 126L58 127H60V129L63 127L61 124H59L58 123V121H57ZM86 124V123H85ZM88 124V123H87ZM86 124V125H87ZM105 124V123H104ZM103 124V125H104ZM131 124H129V126L131 125ZM139 124V123H138ZM163 124V123H162ZM162 124H160V127H162ZM167 124V123H166ZM184 124V123H183ZM189 124V126L191 127V125ZM195 124L196 125H200V122L198 123V122H196V123H193V134H195V133H198L195 129H197V128H195ZM225 124V123H224ZM223 124V127L225 126ZM231 124V123H230ZM10 125H8V127L10 126ZM29 125V124H28ZM60 125V126H59ZM64 125V124H63ZM72 125V124H71ZM79 125V124H78ZM107 125V124H106ZM110 125V124H109ZM114 125V124H113ZM117 125V124H116ZM125 125V124H124ZM133 125V124H132ZM158 125V124H157ZM168 125V124H167ZM174 125V124H173ZM182 125V124H181ZM180 125V126H181ZM185 125V124H184ZM227 125V127H228V125L229 124H226ZM245 125V124H244ZM244 125H241L242 127L244 126ZM21 126V125H20ZM31 126V125H30ZM32 126H33V124H32ZM49 126V125H48ZM68 126V125H67ZM88 126H89V124H88ZM144 126V125H143ZM143 126H142V128H143ZM164 126V125H163ZM166 126V125H165ZM174 126H176V124L174 125ZM183 126V125H182ZM187 126V125H186ZM201 126H203L202 124H201ZM207 126V125H206ZM206 126L204 125V127L206 128ZM212 126V125H211ZM210 126V127H211ZM217 126H220L219 124L217 125ZM24 127H26V126H24ZM53 128H55L54 126H52ZM72 127V126H71ZM74 127V126H73ZM103 127V126H102ZM109 127V126H108ZM116 127V126H115ZM123 126H121V129H123L122 128ZM131 127V126H130ZM133 127H135V126H133ZM132 127V128H133ZM149 127V126H148ZM147 127V128H148ZM159 126H158V128H160ZM169 127V126H168ZM173 127V126H172ZM204 127L202 128V130L204 129ZM220 127V128H222V129H225L226 127ZM247 126L245 125V128H246ZM249 127H250V125H249ZM257 127V126H256ZM18 128H19V125H18ZM23 128V127H22ZM34 128H35V126H34ZM39 128H41L40 126H39ZM47 128V127H46ZM65 128H66V126H64V128H62V129H64V131H65ZM100 128V127H99ZM99 128H98V130H99ZM109 128H111V126L109 127ZM108 128V129H109ZM118 128V127H117ZM120 128V127H119ZM126 128V127H125ZM135 128H137V127H135ZM139 128V127H138ZM147 128H143L144 130H146ZM151 128V127H150ZM149 128V129H150ZM165 128V127H164ZM163 128V129H164ZM170 128V127H169ZM179 127L177 126V129H178ZM182 128V127H181ZM181 128H179L178 130H180ZM184 128V127H183ZM188 128V127H187ZM229 128V127H228ZM236 128V127H235ZM21 129V128H20ZM49 129V128H48ZM55 129H57V128H55ZM66 129H68V127L66 128ZM77 129V128H76ZM78 129H79V127H78ZM91 129H93V128H91ZM97 129V128H96ZM96 129H95V131H96ZM107 129V128H106ZM112 129V128H111ZM114 129V128H113ZM120 129V130H121ZM168 129V128H167ZM199 129V128H198ZM215 129V128H214ZM219 129V128H218ZM241 129V128H240ZM250 129V128H249ZM27 129H26V131H28ZM41 130H43V128L41 129ZM49 130H51V129H49ZM48 130V131H49ZM53 130V129H52ZM82 130V129H81ZM87 130V129H86ZM101 131H102V129H100ZM110 130V129H109ZM115 130V129H114ZM119 130V131H120ZM123 130H126V129H123ZM129 130H131V128L130 129H128V125H127V131H129ZM133 130V129H132ZM148 130V129H147ZM161 130V129H160ZM166 130V129H165ZM169 130H172L171 128L169 129ZM173 130H174V128H173ZM185 130V129H184ZM190 130V129H189ZM192 130V129H191ZM39 131V130H38ZM43 131H45V130H43ZM105 131H108V130H105L104 129V132ZM113 131V130H112ZM116 131V130H115ZM126 131V132H127ZM133 131H136L135 129L133 130ZM139 131V130H138ZM156 131V130H155ZM159 131V130H158ZM196 131V132H195ZM212 131V130H211ZM223 131H225V130H223ZM236 131V130H235ZM252 131H253V129H252ZM254 131H255V129H254ZM51 132V131H50ZM49 132V133H50ZM57 132V131H56ZM63 132V131H62ZM66 132V131H65ZM64 132V133H65ZM68 132V131H67ZM66 132V133H67ZM69 132H73V133H75V131H70V129H69ZM109 132V131H108ZM108 132H106L107 133V135H108ZM117 132V131H116ZM123 132H125V131H123ZM137 132V131H136ZM141 132H142V129H141ZM146 132H148V131H146ZM164 132V130H162V133ZM168 132V131H167ZM178 132V131H177ZM188 132H190V131H188ZM195 132V133H194ZM202 132V131H201ZM204 132V131H203ZM205 132H206V130H205ZM218 132H219V130H218ZM228 132H229V130H228ZM228 132H226V134L228 133ZM250 132V131H249ZM256 132H257V130H256ZM255 132V133H256ZM34 133H35V131H34ZM47 133V132H46ZM59 133V132H58ZM63 133V135L65 136V134ZM70 133V134H71ZM72 133V134H73ZM78 133V132H77ZM89 133V132H88ZM91 133V132H90ZM96 133V132H95ZM95 133H93V135L95 134ZM99 133V132H98ZM105 133V134H106ZM122 134V131H120L119 133H117V136H119V135H121ZM130 132H128V134H129ZM142 134V133H145V131H143L142 133H140V131L139 132H137V133H135V135H139V134ZM149 134H151L150 133V131L148 132ZM148 133H146V134H144V135H147ZM154 133V132H153ZM155 133H157V132H155ZM160 133V131L157 133V134H159ZM166 133V132H165ZM183 133V132H182ZM207 133V132H206ZM209 133V132H208ZM207 133V134H208ZM253 133V132H252ZM251 133V134H252ZM258 133V132H257ZM45 134V133H44ZM43 134V135H44ZM76 134V133H75ZM112 134H114L115 135V133L114 132H112ZM168 134H169V132H168ZM172 134V133H171ZM174 134V133H173ZM179 134V133H178ZM181 134V133H180ZM189 134V133H188ZM188 134H187V136H188ZM192 133L190 132V135H191ZM193 134L190 136L191 138L192 137H195V136H193ZM216 134V133H215ZM218 134V133H217ZM220 134V133H219ZM225 134V133H224ZM241 134V133H240ZM250 134V133H249ZM37 135V134H36ZM39 135V134H38ZM53 136H54V134H52ZM66 135H68V134H66ZM82 135V134H81ZM83 135H84V132H83ZM135 135H132V138L133 137H135ZM143 135V134H142ZM162 135V134H161ZM163 135H164V133H163ZM166 135V134H165ZM177 135V134H176ZM203 135V134H202ZM222 135V134H221ZM229 135H230V133H229ZM253 135V134H252ZM39 136H41V134L39 135ZM59 136V135H58ZM62 136V135H61ZM75 136H77V135H73V137H75ZM80 136V135H79ZM79 136H78V138H79ZM88 136V135H87ZM103 136V135H102ZM122 136H124V135H121V137ZM128 136V135H127ZM126 136V137H127ZM130 137L128 138V139H130L131 138V134L129 135ZM141 135H139V137H140ZM148 136V135H147ZM146 136V137H147ZM150 136V135H149ZM151 136H152V134H151ZM158 136H160V135H158ZM157 136V137H158ZM172 136V135H171ZM178 136H180V135H178ZM181 136H183V134H181ZM198 136H199V140L201 141V140H204V138H202V136L201 135H199V133H198ZM211 136V135H210ZM214 136V135H213ZM227 136V135H226ZM225 136V137H226ZM237 136H238V134H237ZM248 136V135H247ZM44 137V136H43ZM46 137H47V135H46ZM67 138H68V136H66ZM83 137V136H82ZM89 137H92V134H91V136H89ZM108 137V136H107ZM110 137V136H109ZM112 137V136H111ZM114 137H116V135L114 136ZM126 137H123V138H126ZM144 136H141L140 138H143ZM145 137V138H146ZM155 137H156V135H155ZM174 137V136H173ZM173 137H172V139H173ZM176 137V136H175ZM200 137L202 138V139H200ZM204 137H205V135H204ZM209 137V136H208ZM239 137V136H238ZM238 137H237V140H238V142H239V139H238ZM245 137V136H244ZM250 137V136H249ZM262 137H264V136H262ZM30 138V139H29ZM48 138V137H47ZM77 138V137H76ZM95 138H98V134H97V137H95ZM99 138H101V137H99ZM104 138V137H103ZM113 138V137H112ZM117 138V137H116ZM120 138V137H119ZM152 138V137H151ZM162 138V137H161ZM185 138H186V136H185ZM207 138V137H206ZM213 138V137H212ZM233 138V137H232ZM243 138V137H242ZM261 138V137H260ZM32 139H33V137H32ZM36 139V138H35ZM43 139H46V138H43ZM61 139V138H60ZM71 139H72V136H71ZM74 139V138H73ZM80 139V138H79ZM84 139H86V137L84 138ZM89 139V138H88ZM88 139L86 140V142L85 143H88L87 141H88ZM90 139H92V138H90ZM94 139V138H93ZM105 139V138H104ZM110 139V138H109ZM108 139V140H109ZM114 139V138H113ZM122 139V138H121ZM120 139V140H121ZM127 139V140H128ZM135 139L137 140V136L135 137ZM135 139H134V142H133V140H132V142L131 143H134L135 145H136V143H135ZM170 139V138H169ZM182 140H183V138H181ZM190 139V138H189ZM196 139V138H195ZM194 138H192V141L193 140H195ZM208 139V138H207ZM206 139V140H207ZM209 139H211V138H209ZM220 139V138H219ZM223 139V138H222ZM255 139V138H254ZM40 140V138L38 139V141ZM47 140V139H46ZM50 140H56V139H48L47 141H50ZM58 140V139H57ZM63 140V139H62ZM66 140H68V139H66ZM83 140V138L80 140V141H82ZM97 140V139H96ZM100 140V139H99ZM99 140H97V141H99ZM124 140V139H123ZM122 140V141H123ZM131 140V139H130ZM159 140H160V138H159ZM163 140V139H162ZM191 140V139H190ZM189 140V141H190ZM217 140V139H216ZM215 140V144L217 145L218 143H217V141ZM230 140V139H229ZM236 140V141H237ZM240 140H241V138H240ZM37 141V140H36ZM36 141H35V143L34 144H36ZM41 141V140H40ZM47 141H45V142H47ZM65 141V140H64ZM63 141V142H64ZM85 141V140H84ZM93 141V140H92ZM138 141H139V139H138ZM138 141H136L137 142V144H138ZM145 141V140H144ZM147 141H149V140H147ZM146 141V142H147ZM151 141V140H150ZM155 141H156V138H155ZM158 141V140H157ZM178 141V140H177ZM176 141V142H177ZM190 142V143H192L193 144V142ZM196 141V140H195ZM212 141H213V139H212ZM219 141V140H218ZM234 141V140H233ZM245 141V140H244ZM262 141V140H261ZM33 142V141H32ZM44 141H42V143H43ZM57 142V141H56ZM55 142V143H56ZM63 142H60V145H61V143H63ZM67 142V141H66ZM70 142V144L72 143L71 141H69ZM74 142H75V140H74ZM78 142H79V140H78ZM77 142V143H78ZM103 145L106 143V142H102V141H100ZM99 142V143H100ZM112 142H114L113 140H112ZM111 142V143H112ZM128 142V141H127ZM143 141H141V143H142ZM165 142H166V140H165ZM181 142V141H180ZM201 142H203V141H201ZM207 142H208V140H207ZM207 142H205V144H207ZM211 142V141H210ZM214 142V141H213ZM213 142H211L210 144H208V145H210L211 146V148L210 149H212L213 147H212V145L214 146V144H212ZM247 141H245V143H246ZM259 142V141H258ZM257 142V143H258ZM53 143H54V141H53ZM53 143H52V145H53ZM80 143H82V142H80ZM89 143H90V141H89ZM89 143H88V145H89ZM96 143V142H95ZM110 143V142H109ZM116 143H118V142H116ZM121 143V142H120ZM124 143H125V141H124ZM124 143H122V144H124ZM139 143H140V141H139ZM144 143V142H143ZM173 143V142H172ZM175 143V142H174ZM188 143V145H192V144H190L189 142H187ZM197 143H200V142H197ZM196 143V145H199V144H197ZM221 143V142H220ZM247 143H249V141L247 142ZM64 144V143H63ZM67 144H69L68 142H67ZM73 144V143H72ZM92 144H93V142H92ZM97 144V143H96ZM112 144H114V143H112ZM128 144V143H127ZM130 144V143H129ZM133 144V145H134ZM154 144V143H153ZM156 145H157V143H155ZM161 144H162V142H161ZM160 144V145H161ZM167 144H168V142H167ZM166 144V145H167ZM178 144H179V142H178ZM181 144H182V142H181ZM181 144L179 145L180 147H181ZM184 144V143H183ZM182 144V145H183ZM186 144V143H185ZM195 144V143H194ZM204 144V145H205ZM227 144H229L228 142H227ZM244 144V143H243ZM250 144V143H249ZM248 144V145H249ZM262 144V143H261ZM39 145H40V143H39ZM43 145H47V144H45V143H43ZM50 145V144H49ZM48 145V146H49ZM51 145V146H52ZM80 145V144H79ZM82 145V144H81ZM83 145H85V144H83ZM87 145V144H86ZM119 145V144H118ZM121 145V144H120ZM132 144H130V146H131ZM159 145V144H158ZM158 145L156 146L157 148H158ZM160 145H159V147H160ZM164 143H163V146H162V148H164ZM165 145V146H166ZM175 145V144H174ZM201 145H202V143H201ZM222 145H224V144H222ZM236 145H238V144H235V146ZM264 145V144H263ZM263 145H262V147H263ZM54 146H56V144L54 145ZM59 146V145H58ZM66 145L64 144V146L63 147H65ZM77 146V145H76ZM92 146V145H91ZM105 146V149H106V145H104ZM115 146H117V145H115ZM122 146H124V145H122ZM128 146V148H129V145H127ZM140 146V144L137 146V147H139ZM142 146H144L143 144H142ZM151 146V145H150ZM155 146V145H154ZM187 146V145H186ZM185 146V147H186ZM226 146V145H225ZM43 147V146H42ZM41 147V148H42ZM68 147V146H67ZM67 147H65V150H66V148ZM100 147V146H99ZM108 147V146H107ZM117 147H119V146H117ZM141 147V146H140ZM140 147L138 148V149H140ZM149 147V146H148ZM155 147V148H156ZM171 147V146H170ZM174 147V146H173ZM172 147V148H173ZM176 147V146H175ZM183 147V146H182ZM184 147V148H185ZM202 146H200V149H202L201 148ZM206 147H208L207 145H206ZM230 147V146H229ZM239 147V146H238ZM250 147H251V145H250ZM250 147H248V148H250ZM32 148H35V149H32ZM54 148V147H53ZM72 148V147H71ZM74 148V147H73ZM72 148V149H73ZM78 148V147H77ZM80 148H81V146H80ZM80 148H78V149H80ZM87 148V147H86ZM85 148V149H86ZM98 148V147H97ZM112 148H114V147H112ZM112 148H110V149H112ZM120 148V147H119ZM122 148V147H121ZM125 148H127V147H125ZM124 148V149H125ZM142 149H143V147H141ZM145 149H146V146L144 147ZM151 148H152V146H151ZM179 148V147H178ZM177 148V149H178ZM191 148H192V146H191ZM215 148V147H214ZM219 148L220 149H223V151H224V153L226 152H228V150L229 149H225V150H227V151H225L224 150V148H222L220 145H219ZM218 148V149H219ZM227 148V147H226ZM236 148V147H235ZM264 148V147H263ZM263 148H260V149H263ZM42 149H44V147L42 148ZM57 149V148H56ZM62 149V148H61ZM68 150H69V147L67 148ZM77 149V151H79ZM104 149V150H105ZM108 150L107 151H109V152H115V151H111L109 148H107ZM130 149V148H129ZM133 149V148H132ZM136 149V148H135ZM135 149H133V150H135ZM141 149V151H143V153H145V152H147V150H145V152H144V150H142ZM150 149V148H149ZM167 149V148H166ZM170 149V148H169ZM175 149V148H174ZM180 149H182V148H180ZM198 149V148H197ZM207 149V148H206ZM216 149V148H215ZM219 149V150H220ZM38 151V152H35V151ZM45 150H46V146H45ZM48 150V149H47ZM63 150H64V148H63ZM67 150V151H68ZM83 149L81 148V151H82ZM92 150V149H91ZM116 150V149H115ZM118 150V149H117ZM133 150L131 151V153H132V155L134 154V152L136 151H134L133 152ZM153 150V149H152ZM156 150V149H155ZM154 150V151H155ZM160 149H158V151H159ZM168 150V149H167ZM185 150V149H184ZM189 150V149H188ZM203 151H204V149H202ZM213 150V149H212ZM249 150L250 149H248V151L247 152H249ZM253 150V149H252ZM254 150H255V148H254ZM257 150V149H256ZM41 151H43V150H41ZM59 151V150H58ZM73 151V150H72ZM75 151V150H74ZM88 151V150H87ZM97 151V150H96ZM119 151H121L123 154L124 153H126V151L125 150H120L119 149ZM140 150H137V152H139ZM140 151V152H141ZM161 151V150H160ZM175 151V150H174ZM177 151V150H176ZM195 151H196V149H195ZM194 151V152H195ZM201 151V150H200ZM211 151V150H210ZM215 151H217V149L216 150H214V152ZM222 151V150H221ZM223 151H222V153H221V155H223ZM231 151V150H230ZM234 151V150H233ZM100 152V151H99ZM105 152H106V150H105ZM109 152L107 153L106 152V156H108L109 155ZM136 152V153H137ZM156 152L157 151H155V155H157L158 154V152H157V154H156ZM181 152V151H180ZM183 152V151H182ZM191 152V151H190ZM202 152V151H201ZM204 152H208V150L207 151H204ZM242 152V151H241ZM262 152V151H261ZM48 153V152H47ZM61 153V152H60ZM64 153V152H63ZM62 153V154H63ZM82 153V152H81ZM85 153V152H84ZM117 153V152H116ZM121 153V154H122ZM129 153V152H128ZM142 153V152H141ZM160 153V157H161V152H159ZM165 153H166V151H165ZM165 153H164V155H165ZM178 153V152H177ZM209 153V152H208ZM212 153V152H211ZM230 153V152H229ZM228 153V154H229ZM232 153V152H231ZM230 153V154H231ZM246 153V152H245ZM258 153V152H257ZM57 154H59V153H57ZM68 154H70L69 152H68ZM90 154V153H89ZM108 154V155H107ZM120 154V153H119ZM122 154V155H123ZM130 154V153H129ZM147 154H149V152L147 153ZM168 154V153H167ZM171 154V153H170ZM180 154H182V153H180ZM180 154H178L179 156H180ZM199 154V153H198ZM203 154H205V153H203ZM220 154V153H219ZM233 154V153H232ZM231 154V156L233 157L232 158V161L233 160H238L240 157H241V155L239 154V153H237L238 155H240V157L239 156H237V154H236V156H234V155H232ZM46 155H49V154H46ZM55 155V154H54ZM61 155V154H60ZM79 155V154H78ZM78 155L76 156V157H78ZM82 155V154H81ZM102 155L104 156V154L102 153ZM112 154H110V156H111ZM117 155V154H116ZM122 155H119V156H121L122 157V159H123V156ZM131 155V154H130ZM137 156H138V154H136ZM136 155L134 154V156L133 157H136ZM150 155V154H149ZM152 155V154H151ZM171 155H173V154H171ZM175 155H177L176 154V152H175ZM174 155V156H175ZM177 155V156H178ZM186 155H187V153H186ZM185 154H184V156H186ZM194 154H193V152H192V156H193ZM195 155H197V154H195ZM243 156H244V154H242ZM72 156H73V153H72ZM80 156V155H79ZM92 156V155H91ZM100 156V155H99ZM115 155H113V157H114ZM127 156H129V155H126L125 157H127ZM146 156V155H145ZM158 156V157H159ZM166 156V155H165ZM164 156V157H165ZM168 156H170V155H168ZM173 156V157H174ZM177 156H176V159L178 160V158H177ZM199 156V155H198ZM213 156V155H212ZM217 156H219L218 155V153H217ZM230 156V155H229ZM230 156V157H231ZM259 156H260V154H259ZM262 156V155H261ZM51 157V156H50ZM53 157V156H52ZM65 157V156H64ZM88 157V156H87ZM98 157V156H97ZM105 157V156H104ZM117 157V156H116ZM124 157V158H125ZM132 157V159H134ZM141 157V161H142V159H144V158H147V159H149L150 157H148V155H147V157H144V158H142L143 156L141 155L140 156ZM153 157H155V156H153ZM158 157H157V159H158ZM190 157V156H189ZM197 157V156H196ZM200 157V156H199ZM203 157V156H202ZM210 157H211V154H210ZM209 157V158H210ZM223 157V156H222ZM221 157V158H222ZM225 157H226V155H225ZM230 157H229V160H230ZM245 157V156H244ZM54 159H55V157H53ZM61 158V157H60ZM63 158V157H62ZM67 158H70L69 156L67 157ZM74 158V157H73ZM103 158V157H102ZM106 159H108L107 157H105ZM111 159H112V157H110ZM109 158V159H110ZM115 158V157H114ZM114 158H113V161H114ZM128 158V157H127ZM156 158V157H155ZM166 158V159H165ZM164 159L165 160H167V156L165 157ZM175 158V157H174ZM193 158V157H192ZM212 158V157H211ZM211 158L209 159V160H211ZM219 158V157H218ZM224 158V157H223ZM237 158V159H236ZM242 158V157H241ZM264 158V157H263ZM262 158V160H264ZM132 159L131 160H129L128 162H130L131 164L133 163L132 162ZM136 160H139V156H138V158L136 157L135 158ZM134 159V160H135ZM154 159V158H153ZM169 159H172V158H169ZM168 159V160H169ZM179 159H181V158H179ZM203 159V158H202ZM207 159V158H206ZM205 159V160H206ZM216 159V158H215ZM226 159V158H225ZM243 159H245V158H243ZM243 159H241L242 160V162H244L245 163V161H243ZM58 160H59V157H58ZM77 160V159H76ZM80 160V159H79ZM98 160V159H97ZM96 160V161H97ZM116 160V159H115ZM124 160V159H123ZM146 160V159H145ZM150 160H152L151 158L148 160L149 162H150ZM156 160V159H155ZM159 160V159H158ZM157 160V161H158ZM188 160V159H187ZM186 160V161H187ZM195 160V159H194ZM221 160V159H220ZM246 160V159H245ZM261 160V161H262ZM65 161V160H64ZM70 161V160H69ZM81 161H83V160H81ZM126 161V160H125ZM147 161V162H148ZM159 161H163V160H159ZM170 161V160H169ZM215 161V160H214ZM219 161V160H218ZM217 161V162H218ZM222 161V160H221ZM225 161V160H224ZM228 161V160H227ZM238 161H240V160H238ZM237 161V162H238ZM88 162H89V159H88ZM107 162V161H106ZM112 162V161H111ZM118 162V161H117ZM143 162V161H142ZM156 162V161H155ZM175 162V161H174ZM173 161H171V163H174ZM189 162V161H188ZM202 162H203V160H202ZM213 162V161H212ZM237 162H235L234 161V163H236V165H237ZM77 163V162H76ZM86 163V162H85ZM104 163V162H103ZM110 162H108V164H109ZM115 164H117V165H119V163L120 162H118V163H116V162H114ZM134 163H135V161H134ZM137 163V162H136ZM141 163V162H140ZM144 163V162H143ZM146 163V162H145ZM144 163V164H145ZM152 163H154V161L152 160L151 161V164ZM164 163V162H163ZM175 163H177V162H175ZM183 163H184V161H183ZM198 163V162H197ZM223 163V162H222ZM231 163V162H230ZM247 163V162H246ZM245 163V164H246ZM112 164V163H111ZM127 164V163H126ZM129 164V163H128ZM150 164V163H149ZM178 164H181V163H178ZM187 164V163H186ZM185 164V166L183 165V167H184V170L186 169V165ZM215 164V163H214ZM226 164H228V163H226ZM239 164V163H238ZM249 164V163H248ZM247 164V165H248ZM261 164V163H260ZM58 165V166H57ZM64 165V164H63ZM71 165L72 164H70V168H71ZM73 165H74V163H73ZM72 165V167H75V166H73ZM105 165V164H104ZM116 165V166H117ZM122 165H124L123 163H122ZM122 165L120 164V166H118V167H121L122 168ZM137 166H138V164H136ZM135 165V166H136ZM153 165V164H152ZM160 165H162V163L160 164ZM165 165H166V163H165ZM168 165H170V164H168ZM167 165V166H168ZM188 165H190V164H188ZM201 165V164H200ZM203 165V164H202ZM224 165H225V163H224ZM229 165V164H228ZM231 165V164H230ZM242 165H243V163H242ZM262 165V164H261ZM263 165H264V163H263ZM80 166V165H79ZM83 166V165H82ZM90 166V165H89ZM88 166V167H89ZM95 166V165H94ZM110 166V165H109ZM127 166V165H126ZM134 166V165H133ZM133 166H131L132 168L131 169H133ZM156 166H158V165H156ZM171 167H169L168 166V168L170 169L169 171H168V169H167V167L166 166H164V167H166V169L165 170H167L168 172V174H170L171 175V177L172 176H177V174H179V172L183 169H181V165L179 166V165H175V164H171L170 165ZM196 166V165H195ZM204 166V165H203ZM213 166H215V165H213ZM223 166V165H222ZM233 166V165H232ZM246 166V165H245ZM251 165H249V167H250ZM254 166V165H253ZM76 167H78L77 165H76ZM87 167V166H86ZM96 167V166H95ZM101 167V166H100ZM114 167V166H113ZM112 167V168H113ZM118 167H117V169H118ZM129 167V166H128ZM151 167V166H150ZM159 167V166H158ZM163 167V166H162ZM162 167H160L161 169H162ZM217 166H215V168H216ZM219 167H220V165H219ZM218 167V168H219ZM229 167V166H228ZM233 167H235V166H233ZM241 167V166H240ZM243 167V166H242ZM248 167V166H247ZM67 168V167H66ZM90 168V167H89ZM108 168V167H107ZM110 168V167H109ZM154 168V167H153ZM190 168V167H189ZM187 169V170H183V172H186V175H188L187 177H188V179H185L186 177V175L184 176V179L185 180H187V181H189V183L187 182V181H185L183 178V180L185 181H182V184H183V182H184V185L187 187V186H189L190 185V183H193L194 181H192L193 179L191 178V177H193V173H191L189 170H191V169ZM192 168H193V166H192ZM199 168H201L202 170H204L202 167H199ZM210 168H212V167H210ZM225 168V167H224ZM227 168V167H226ZM230 168V167H229ZM239 168V167H238ZM245 168V167H244ZM252 168V167H251ZM250 168V169H251ZM255 168V167H254ZM62 169V170H61ZM73 169V168H72ZM76 169V168H75ZM83 169V168H82ZM85 169V168H84ZM114 169V168H113ZM115 169H116V167H115ZM135 169H136V167H135ZM134 169V170H135ZM144 169V168H143ZM158 169V168H157ZM196 168H194V170H195ZM197 169H198V166H197ZM213 169V168H212ZM217 169V168H216ZM216 169H214L215 171H216ZM235 169H236V167H235ZM242 169V168H241ZM66 170V169H65ZM109 170V169H108ZM124 170V169H123ZM129 170V169H128ZM139 170V169H138ZM164 170V169H163ZM193 170V169H192ZM193 170V172H196V171H194ZM200 170V169H199ZM222 169L220 168V171H221ZM229 170V169H228ZM233 170V169H232ZM238 170V169H237ZM243 170V169H242ZM247 170V169H246ZM249 170V169H248ZM252 170V169H251ZM250 170V171H251ZM258 170V169H257ZM76 171V170H75ZM74 171V172H75ZM131 171H133V170H131ZM141 170H139L138 172H140ZM152 171V170H151ZM155 171H156V169H155ZM159 171V170H158ZM235 171V170H234ZM253 171V170H252ZM262 171V170H261ZM73 172V171H72ZM73 172V173H74ZM79 172V171H78ZM116 172H118V171H116ZM120 172H122V171H120ZM129 172V171H128ZM135 172V171H134ZM153 172V174H155V172L154 171H152ZM165 172V171H164ZM163 172V173H164ZM182 172V171H181ZM182 172V173H183ZM200 172V171H199ZM198 172V173H199ZM213 172V171H212ZM224 172V171H223ZM255 172V171H254ZM106 173V172H105ZM112 173V172H111ZM115 173V172H114ZM119 173V172H118ZM124 173V172H123ZM123 173H121V174H123ZM141 173L142 174H144L142 171H141ZM149 173H150V170H149ZM204 173V172H203ZM218 173V172H217ZM225 173V172H224ZM224 173H222L223 175H225ZM231 173V172H230ZM234 173V172H233ZM248 173V172H247ZM71 174V173H70ZM133 174H135V173H133ZM132 174V175H133ZM158 174V173H157ZM156 174V175H157ZM164 174H166V173H164ZM197 174V173H196ZM196 174H194V175H196ZM228 174V173H227ZM232 174V173H231ZM235 174V173H234ZM246 174V173H245ZM259 174V173H258ZM104 175V174H103ZM106 175V174H105ZM114 175V174H113ZM117 175V174H116ZM124 175H126V174H124ZM130 175H131V173H130ZM136 175V174H135ZM146 175V174H145ZM150 175H151V173H150ZM208 175V174H207ZM206 175V176H207ZM211 175V174H210ZM221 175V174H220ZM219 175V176H220ZM241 175H242V173H241ZM240 175V176H241ZM250 175V174H249ZM248 175V176H249ZM255 175H256V173H255ZM261 175V174H260ZM66 176V177H65ZM70 176V175H69ZM75 176V175H74ZM118 176V175H117ZM120 176V175H119ZM119 176H118V178H119ZM134 176V175H133ZM143 176V175H142ZM155 176V175H154ZM153 176V177H154ZM160 176V175H159ZM164 176H167V175H164ZM180 176H181V174H180ZM179 176V177H180ZM197 176V175H196ZM199 176H202V175H199ZM222 176V175H221ZM234 176V175H233ZM235 176H237V175H235ZM239 176V177H240ZM259 175H257L256 177H258ZM65 177V178H64ZM88 177V176H87ZM98 177V176H97ZM126 177V176H125ZM130 177V176H129ZM132 177V176H131ZM135 177V176H134ZM140 177H141V175H140ZM147 177V176H146ZM149 177H151V176H149ZM161 177V176H160ZM208 177V176H207ZM213 177V176H212ZM224 176H222V178H223ZM231 177V176H230ZM250 177H251V175H250ZM252 177H254V175L252 176ZM263 177V176H262ZM73 178V177H72ZM77 178V177H76ZM81 178V177H80ZM100 178V177H99ZM165 178H167V177H165ZM199 178H202V177H199ZM198 178V179H199ZM211 178V177H210ZM215 178V177H214ZM226 178H227V176H226ZM225 178V179H226ZM233 178V177H232ZM237 179H238V177H236ZM241 178V177H240ZM67 180L66 181V183H65V181L64 180ZM89 179V178H88ZM123 179H124V177H123ZM122 179V180H123ZM136 179H138L139 180V177L138 178H136ZM146 179V178H145ZM149 179V178H148ZM168 179V178H167ZM169 179H170V177H169ZM180 179V178H179ZM195 179V178H194ZM218 179V178H217ZM233 179H235V178H233ZM244 179V178H243ZM242 179V180H243ZM247 178H245V180H246ZM252 179H254V178H252ZM257 179H259L260 180V176L257 178ZM70 180H71V178H70ZM73 180V179H72ZM125 180V179H124ZM129 180V179H128ZM132 180H133V178H132ZM137 180V181H138ZM147 180V179H146ZM145 180V181H146ZM152 181H154L153 179H151ZM166 180V179H165ZM172 180V179H171ZM206 180V179H205ZM227 180H230L231 181V179H227ZM240 180V179H239ZM242 180H240V181H242ZM258 180V181H259ZM261 180H263L262 178H261ZM76 181V180H75ZM79 181V180H78ZM80 181H81V179H80ZM80 181H79V183H80ZM85 181V180H84ZM88 181V180H87ZM93 181V180H92ZM92 181H90V182H92ZM111 182H112V180H110ZM120 181V180H119ZM131 181V180H130ZM157 181V180H156ZM169 181V180H168ZM177 181V180H176ZM192 181V182H191ZM197 181V180H196ZM202 181H204V180H202L201 179V181H198V182H202ZM211 181V180H210ZM220 181H221V179H220ZM219 181V182H220ZM229 181V182H230ZM247 181V180H246ZM249 181H251L250 180V178H249ZM256 181V180H255ZM257 181V182H258ZM67 182H68V184H67ZM77 182V181H76ZM76 182H75V184H76ZM103 182H105V181H103ZM102 182V183H103ZM108 182V181H107ZM122 182V181H121ZM121 182H119V184L121 183ZM126 182H128L127 180H126ZM132 182V181H131ZM141 182L143 183L144 181H142L141 180ZM172 182V181H171ZM197 182V183H198ZM206 182V181H205ZM209 182V181H208ZM212 182H213V180H212ZM212 182H210V184H212V186L214 187L215 185H213V183ZM222 182V181H221ZM228 182V181H227ZM232 182V181H231ZM230 182V183H231ZM235 182H236V180H235ZM256 182V183H257ZM261 182H263V181H261ZM78 183V182H77ZM88 183V182H87ZM87 183H86V185H87ZM97 183V182H96ZM151 183V182H150ZM158 183V182H157ZM163 183H164V181H163ZM163 183H161L162 185H163ZM166 183H168L167 181H166ZM165 183V184H166ZM172 183H174V182H172ZM178 183H179V180H178ZM185 183H188V184H185ZM203 183V182H202ZM223 183V182H222ZM230 183H227V184H230ZM234 182H232V184H233ZM239 183V182H238ZM247 183V182H246ZM250 183V182H249ZM249 183H248V186H250L249 185ZM89 184V183H88ZM94 184V183H93ZM100 184H101V182H100ZM122 184V183H121ZM126 184V183H125ZM131 184V183H130ZM129 184V185H130ZM133 184V183H132ZM138 184V183H137ZM144 184V183H143ZM146 184V183H145ZM158 184H160V183H158ZM160 184V185H161ZM203 184H205V183H203ZM217 184H218V182H217ZM236 185H237V183H235ZM243 184H245V183H243ZM251 184V183H250ZM106 185V184H105ZM124 185V184H123ZM128 185V186H129ZM139 185V184H138ZM146 185H148V184H146ZM152 185H153V183H152ZM159 185V186H160ZM167 185V184H166ZM175 185H177L176 184V182H175ZM175 185H173L172 184V186H175ZM178 185H180V184H178ZM194 185V184H193ZM200 185V184H199ZM207 185V184H206ZM225 185H226V183H225ZM231 185V184H230ZM251 185H253V184H251ZM258 185V184H257ZM259 185H261L262 186V184H259ZM259 185H258V187H259ZM89 185H87L86 187H88ZM91 186V185H90ZM125 186V185H124ZM127 186V185H126ZM133 186H134V184H133ZM132 186V187H133ZM144 186V185H143ZM142 186V187H143ZM151 186V185H150ZM150 186L148 185V187L150 188ZM171 186V185H170ZM183 186V185H182ZM181 186V187H182ZM191 186V185H190ZM211 185H209V187H210ZM223 186V185H222ZM235 185H233V187H234ZM121 187H122V185H121ZM141 187V186H140ZM139 187V188H140ZM156 187H157V185H156ZM164 187V186H163ZM167 187V186H166ZM165 187V188H166ZM194 187H195V185H194ZM202 187H204L203 185H202ZM206 187V186H205ZM208 187V188H209ZM224 187V186H223ZM228 187H229V185H228ZM242 187H243V185H242ZM253 187V186H252ZM257 187V188H258ZM84 188V187H83ZM104 188H105V186H104ZM128 188H130V187H128ZM128 188H126L127 190H128V192H129V190L130 189H128ZM138 188V189H139ZM162 188V187H161ZM168 188H169V185H168ZM198 188H199V186H198ZM198 188H195V189H197V191L199 192L198 194H200L202 191L201 190H203V188L201 189V190H199ZM215 188V187H214ZM221 188V187H220ZM239 188H240V186H239ZM248 188V187H247ZM76 189V191H74ZM87 189V188H86ZM126 189H125V191H126ZM158 189V188H157ZM167 189V188H166ZM165 189V190H166ZM172 188H170V190H171ZM174 189V188H173ZM177 188H175L174 189V191H172V192H175V190H176ZM222 189V188H221ZM224 189H226V188H224ZM232 189H234V188H232ZM248 189H250V187L248 188ZM263 189H264V187H263ZM80 190H81V188H80ZM83 190V189H82ZM85 190V189H84ZM91 190V191H90ZM107 190V189H106ZM117 190V189H116ZM115 189H114V191H116ZM124 190V189H123ZM133 190V189H132ZM137 190V189H136ZM140 191H141V188L139 189ZM164 190V189H163ZM178 190H180V188L178 189ZM182 190V189H181ZM192 190V189H191ZM228 190V189H227ZM240 190V189H239ZM239 190H237V191H239ZM256 190V189H255ZM258 190H260V188L258 189ZM112 191V190H111ZM118 191V190H117ZM121 191H122V188H121ZM131 191V190H130ZM161 191H162V189H161ZM184 191V190H183ZM196 191V192H197ZM209 191H211L212 192V190H211V188H210V190ZM219 191V190H218ZM241 191V190H240ZM242 191H243V188H242ZM245 191H247V190H245ZM80 192V191H79ZM95 192V193H94ZM97 192H99L98 194H97ZM100 192H102V193H100ZM119 192V191H118ZM137 192V191H136ZM146 192V191H145ZM172 192H170V193H172ZM177 192V191H176ZM185 192V191H184ZM230 192V191H229ZM254 192V191H253ZM259 192V191H258ZM258 192H256V193H258ZM260 192H263L264 193V191L262 190H260ZM114 193V192H113ZM121 193V192H120ZM126 193V192H125ZM133 193V192H132ZM139 193V192H138ZM168 193V192H167ZM177 193H179V192H177ZM195 193V192H194ZM203 193V192H202ZM201 193V194H202ZM204 193H205V191H204ZM210 193V192H209ZM215 193H217L216 191H215ZM221 193V192H220ZM241 193V192H240ZM240 193H239V195H240ZM95 194H97L96 196H95ZM100 194H102V195H104V199L101 197V195ZM110 194H112V193H110ZM117 194H119V193H117ZM122 194H124L123 192H122ZM129 194H130V192H129ZM166 194V193H165ZM169 194V193H168ZM174 194V193H173ZM173 194H172V196H173ZM176 194V193H175ZM186 194H187V192H186ZM208 194V193H207ZM230 194V193H229ZM234 194L236 195V193H235V191H234ZM248 194H249V192H248ZM252 194H254V193H252ZM260 194V193H259ZM258 194V195H259ZM131 195V194H130ZM133 195H139V194H135V193H133ZM140 195H141V193H140ZM143 195V194H142ZM179 195H181V193L179 194ZM184 195V194H183ZM215 195V194H214ZM220 195V194H219ZM227 195V194H226ZM257 195V196H258ZM82 196V197H81ZM92 196H94L93 198H92ZM101 197V199H100V197ZM120 196V195H119ZM155 196V195H154ZM162 196V194L159 196V198ZM185 196V195H184ZM190 196V195H189ZM189 196H187V198H190ZM196 196V195H195ZM204 196V195H203ZM202 196V197H203ZM207 196V195H206ZM231 196V195H230ZM233 196V195H232ZM238 196V195H237ZM252 196V195H251ZM250 196V197H251ZM254 196H256V194H254ZM257 196H256V198H257ZM260 196V195H259ZM258 196V197H259ZM262 196V195H261ZM261 196H260V198H261ZM121 197V196H120ZM123 197V196H122ZM121 197V198H122ZM126 197V196H125ZM128 197V196H127ZM131 197V196H130ZM130 197H128L129 198V200H131V198ZM137 197V196H136ZM136 197H133V198H135V200L136 199H139V198H136ZM165 197V196H164ZM164 197H162V198H164ZM168 197V196H167ZM177 197V196H176ZM200 197V196H199ZM209 197H210V195H209ZM212 197V196H211ZM228 197V196H227ZM227 197H223V198H227ZM235 197V196H234ZM234 197H232V198H234ZM242 197V196H241ZM249 197V196H248ZM263 197V196H262ZM108 198V197H107ZM115 198L116 197H114V200H115ZM184 197H182V199H183ZM192 198V197H191ZM216 198H217V196H216ZM230 198V197H229ZM237 198V197H236ZM244 198V197H243ZM245 198H246V195H245ZM255 198V197H254ZM111 199V198H110ZM119 199V198H118ZM125 199H127V198H125ZM154 200L155 199H157V197L156 198H153ZM170 199V198H169ZM179 198H177L176 200H178ZM182 199H181V201H182ZM185 200H186V197L184 198ZM193 199H194V197H193ZM206 199V198H205ZM208 199V198H207ZM218 199V198H217ZM220 199V198H219ZM238 199V198H237ZM241 199V198H240ZM263 199V198H262ZM93 200V201H94ZM95 200V201H96ZM128 200V201H129ZM133 200V199H132ZM131 200V201H132ZM142 200V199H141ZM159 200V199H158ZM157 200V201H158ZM162 200H164V199H162ZM198 200V199H197ZM200 200V199H199ZM210 200V199H209ZM208 200V201H209ZM227 200V199H226ZM236 200V199H235ZM235 200H234V202H235ZM244 201H245V199H243ZM249 200V199H248ZM256 200V199H255ZM96 201V202H97ZM118 201V200H117ZM121 201V200H120ZM119 201V202H120ZM130 201V202H131ZM151 201L152 200H150V203H151ZM165 201V200H164ZM174 201V200H173ZM190 201V200H189ZM192 201V200H191ZM190 201V202H191ZM201 201V200H200ZM211 201V200H210ZM232 201H233V199H232ZM237 201V200H236ZM244 201H243V203H244ZM247 201V200H246ZM92 202V201H91ZM123 202V201H122ZM130 202H128V203H130ZM138 202V201H137ZM136 202V203H137ZM146 202V201H145ZM177 202V201H176ZM199 202V201H198ZM202 202H204V201H202ZM229 202V201H228ZM237 202H241V201H237ZM252 202H254L253 200H252ZM256 202H257V200H256ZM100 204V202H97V203H95V204ZM105 203V202H104ZM124 203V202H123ZM127 203V202H126ZM135 203V202H134ZM142 203H143V201H142ZM156 203V202H155ZM184 203V202H183ZM183 203H182V205H183ZM208 203H210V202H208ZM221 203V202H220ZM250 204H251V202H249ZM258 203V202H257ZM260 203H262V202H260ZM102 204V203H101ZM113 204V203H112ZM132 204H133V202H132ZM132 204H130L131 206H133ZM138 204V203H137ZM139 204H140V202H139ZM139 204L138 205H136V207L138 206V207H141V210H140V208L138 209V212H140V211H142L143 209H142V207L143 208H145L144 210H143V212L142 213H144V212H146V213H148L149 212V210L150 209H152V207L150 208V206L149 207H147V209L148 208H150L149 210H147L146 209V206L144 205V203L142 204L143 206H139ZM148 204V203H147ZM146 204V205H147ZM152 204V203H151ZM154 204V203H153ZM157 204H160V205H162L161 203H158L157 202ZM194 204V203H193ZM192 204V205H193ZM198 204H200V203H198ZM206 204V203H205ZM204 204V205H205ZM216 204V203H215ZM232 204H233V202H232ZM238 204V203H237ZM259 204V203H258ZM84 205H86V210L84 209ZM87 205L89 206L88 208H87ZM116 205V204H115ZM114 205V206H115ZM120 205H121V203H120ZM126 205H128V204H126ZM125 205V207H127ZM135 205V204H134ZM154 205H156V204H154ZM153 205V206H154ZM166 205V204H165ZM170 205V204H169ZM168 205V206H169ZM187 205V204H186ZM185 205V206H186ZM213 205V204H212ZM211 205V206H212ZM223 205V204H222ZM221 205V206H222ZM227 205V204H226ZM230 205V204H229ZM241 205V204H240ZM244 205V204H243ZM253 205V204H252ZM255 205V204H254ZM262 205V204H261ZM113 206V205H112ZM152 206V205H151ZM156 206H158V205H156ZM168 206L166 207L167 209H169L168 208ZM179 206V205H178ZM190 206V205H189ZM188 206V207H189ZM194 206H195V204H194ZM197 206V205H196ZM195 206V207H196ZM199 206V205H198ZM218 206H219V204H218ZM231 206V205H230ZM230 206H229V208H230ZM259 206H260V204H259ZM263 206V205H262ZM261 206V207H262ZM116 207V206H115ZM135 206H133L132 208H134ZM137 207V208H138ZM164 207V206H163ZM172 207V206H171ZM174 207V206H173ZM224 207H225V205H224ZM234 207V206H233ZM236 207V206H235ZM241 207V206H240ZM249 207V206H248ZM252 207V206H251ZM255 206H253V208H254ZM92 208H94V207H92ZM96 208V207H95ZM94 208V209H95ZM103 208V207H102ZM117 208V209H118ZM166 208H164V209H166ZM185 208V207H184ZM219 208H221V207H219ZM223 208V207H222ZM227 208V207H226ZM242 208H244V207H242ZM252 208V209H253ZM88 209V210H87ZM94 209H93V211H92V209H90V211L93 213L94 212V214H95V211H96V209H95V211H94ZM101 209V208H100ZM100 209H99V211H100ZM129 209H130V207H129ZM160 209H161V207H160ZM190 209V208H189ZM193 209V208H192ZM195 209V208H194ZM206 209V208H205ZM205 209H203V210H205ZM233 209V208H232ZM238 209V208H237ZM246 209V208H245ZM261 209V208H260ZM259 208H258V210L259 211H261ZM98 210V209H97ZM104 210H107V209H104ZM131 210V209H130ZM130 210H129V212H130ZM140 210V211H139ZM145 210H147V211H145ZM153 210V209H152ZM157 210V209H156ZM171 210V209H170ZM170 210H169V212H170ZM202 210V209H201ZM201 210H199L200 211V214L202 215V213H201ZM202 210V211H203ZM213 210V209H212ZM231 210V209H230ZM230 210H226V211H230ZM236 210V209H235ZM241 210V209H240ZM248 210V209H247ZM247 210H246V212H247ZM256 210V209H255ZM98 211V212H99ZM101 211H103V210H101ZM110 211V210H109ZM112 211V210H111ZM135 211V210H134ZM166 211H168V210H166ZM186 211H188V210H186ZM185 211V212H186ZM197 211V210H196ZM215 211H216V209H215ZM214 211V212H215ZM221 211V210H220ZM225 211V212H226ZM231 211H234V210H231ZM238 211V210H237ZM236 211V212H237ZM242 211V210H241ZM253 211V210H252ZM258 211V212H259ZM262 211H263V209H262ZM108 212V211H107ZM113 212V211H112ZM133 212V211H132ZM137 211H135V213H136ZM137 212V213H138ZM157 212V211H156ZM159 212H161V211H159ZM177 212V211H176ZM224 212V213H225ZM245 212V213H246ZM251 212V211H250ZM249 212V213H250ZM255 212H257V211H255ZM97 213V212H96ZM134 213V212H133ZM136 213V214H137ZM152 213H154V212H152ZM152 213H149V214H152ZM168 213V212H167ZM170 213H172V212H170ZM169 213V214H170ZM213 212L211 211V214H212ZM217 213V212H216ZM219 213H221V212H219ZM222 213H223V211H222ZM226 213H228V212H226ZM226 213H225V215H226ZM240 213V212H239ZM248 213V212H247ZM100 214V213H99ZM105 214V213H104ZM103 214V215H104ZM135 214V215H136ZM141 214V213H140ZM145 214V213H144ZM160 214V213H159ZM182 214H183V210H182ZM186 214H187V212H186ZM191 215H192V213H190ZM194 214V213H193ZM197 214V213H196ZM198 214H199V212H198ZM204 214H205V212H204ZM207 214V213H206ZM210 214V215H211ZM218 214V213H217ZM229 215L230 214H233L232 212L231 213H228ZM227 214V215H228ZM236 214V213H235ZM238 214V213H237ZM236 214V215H237ZM107 215V214H106ZM146 215H148V214H146ZM142 216L143 218H145V217H147V216ZM154 215H156V217H157V213H155ZM161 215H162V213H161ZM208 215V214H207ZM221 215V214H220ZM227 215H226V217H227ZM243 215V214H242ZM96 216V215H95ZM133 216V215H132ZM137 216V215H136ZM153 216V215H152ZM166 216V215H165ZM185 216V215H184ZM231 217H232V219L231 220H234L233 219V217L235 218V220H239V221H237V222H241L240 221V219H239V217L241 216V215H239V217L238 218H236V216H232V215H230ZM251 215L249 214V217H250ZM255 216V215H254ZM125 217H123V220L124 219H126ZM138 217H139V215H138ZM149 217V220L151 221L152 220V222H154L152 225H154V226H152V225H150V227H156V232H158L157 230V227H158V225H156L155 223V219H150V216H148ZM147 217V218H148ZM179 217V216H178ZM188 217V216H187ZM220 217H222V216H220ZM242 218H243V216H241ZM240 217V218H241ZM247 217H248V215H247ZM264 217V216H263ZM96 218V217H95ZM105 218L106 219H108L106 216H105ZM104 217H103V219H105ZM128 218V217H127ZM196 218H197V216H196ZM201 218V217H200ZM213 218V217H212ZM223 218V217H222ZM245 218V217H244ZM254 218V217H253ZM256 218V217H255ZM135 219H137V217L135 218ZM171 219V218H170ZM203 219V218H202ZM206 219V218H205ZM204 219V220H205ZM211 219V218H210ZM217 219V218H216ZM221 219V218H220ZM228 219V218H227ZM121 220H122V218H121ZM128 222H129V218L128 219H126ZM131 220H133L132 218H131ZM130 220V221H131ZM140 220V219H139ZM142 220H144V219H142ZM146 220V219H145ZM199 220H201V219H199ZM198 220V221H199ZM208 220V219H207ZM219 220V219H218ZM242 221H243V219H241ZM246 220V219H245ZM255 220V219H254ZM109 221V220H108ZM119 221L121 222V223H119ZM137 221V220H136ZM136 221H134V222H136ZM141 221V220H140ZM146 221H148V219L146 220ZM156 221H158L157 219H156ZM163 221V220H162ZM172 221V220H171ZM190 221V220H189ZM217 221V220H216ZM222 221H224V220H222ZM222 221H219V222H221V226L224 224V222L222 223ZM249 221V220H248ZM250 221H251V218H250ZM258 221V220H257ZM105 222V221H104ZM111 222V221H110ZM110 222H108V223H110ZM124 222H125V220H124ZM123 222V223H124ZM128 222H125V224L126 223H128ZM133 222V221H132ZM164 222V221H163ZM173 222H175V220L173 221ZM185 222V221H184ZM187 222V221H186ZM185 222V223H186ZM211 222H212V220H211ZM234 222V224H235V221H232V223ZM246 222V221H245ZM253 222V221H252ZM262 222H263V220H262ZM141 223H142V221H141ZM141 223H139L138 222V224H141ZM147 223V222H146ZM160 223V222H159ZM190 223V222H189ZM192 223V222H191ZM196 223V222H195ZM201 223V222H200ZM202 223H205L204 221H202ZM207 223H208V221H207ZM217 223V222H216ZM215 223V224H216ZM250 223V222H249ZM258 223L260 224V222H257L256 224L258 225ZM132 224V223H131ZM158 224V223H157ZM164 224V223H163ZM162 224V225H163ZM169 224V223H168ZM172 224V223H171ZM209 224V223H208ZM212 224L213 223H211V226H212ZM218 224V223H217ZM229 224V223H228ZM244 224V223H243ZM253 224H254V222H253ZM99 225V226H98ZM109 225V224H108ZM147 225H149V224H147ZM170 225V224H169ZM187 225V224H186ZM194 225V224H193ZM232 227H233V225L232 224H230ZM239 225V224H238ZM241 225V224H240ZM245 225V224H244ZM251 225V224H250ZM136 226H138V225H135L134 227H136ZM142 226V225H141ZM172 226V225H171ZM174 226V225H173ZM201 226V225H200ZM206 226H207V224H206ZM220 226V225H219ZM228 226V225H227ZM259 226V225H258ZM264 226V225H263ZM122 227H126L124 224L122 225ZM130 227H131V225H130ZM149 227V228H150ZM188 227H191V225L189 226L188 225ZM193 227V226H192ZM197 227V226H196ZM199 227V226H198ZM201 227H204V226H201ZM208 227V226H207ZM214 227H215V225H214ZM225 227H226V225H225ZM235 227V226H234ZM233 227V228H234ZM239 227V226H238ZM260 227V226H259ZM258 227V228H259ZM118 228H119V225H118ZM117 228V229H118ZM127 228H128V225H127ZM133 228V227H132ZM131 228V229H132ZM143 231L147 228L148 229V226L145 228L144 226H143ZM153 228V229H154ZM161 228V227H160ZM159 228V229H160ZM168 228V227H167ZM174 228V227H173ZM172 228V229H173ZM200 228V227H199ZM217 228H218V226H217ZM217 228H212V229H214V234L216 233V231L218 230ZM220 228V227H219ZM222 228H224V226L222 227ZM231 228V227H230ZM242 228H243V226H242ZM252 228V226L249 228L248 227V229H251ZM255 228V227H254ZM257 228V229H258ZM120 229V228H119ZM122 229V228H121ZM120 229V230H121ZM129 229V228H128ZM147 229L145 230V231H147ZM161 229H163V227L161 228ZM170 229V228H169ZM177 229V228H176ZM179 229V228H178ZM182 229V228H181ZM192 229H194V228H192ZM202 229H204V228H202ZM207 229H209V228H207ZM207 229H204V231L206 230V232H207ZM217 229V230H216ZM227 229V228H226ZM235 229V228H234ZM233 229V230H234ZM237 229V228H236ZM245 229V228H244ZM6 230H8V231H6L7 233H6V235L7 236H5L4 234H5V231ZM14 230H18V235H20L19 237H23V240H21L20 238H18L19 240H20V242H19V240L15 237L16 235H17V233H16V235H15V231ZM114 230V229H113ZM116 230V229H115ZM135 230H137V229H135ZM140 230V229H139ZM149 230H152V229H149ZM211 230V229H210ZM223 230V229H222ZM229 230V229H228ZM227 230V231H228ZM253 230H255V229H253ZM260 230H262L261 228H260ZM2 231L4 232V234L2 233ZM14 231V232H13ZM20 231V232H19ZM119 231V230H118ZM123 231H125V230H123ZM129 231V230H128ZM142 231V230H141ZM141 231H139V232H141ZM153 231V230H152ZM160 231V230H159ZM174 231V230H173ZM177 231V230H176ZM175 231V232H176ZM179 231V230H178ZM187 231V230H186ZM190 231V230H189ZM209 231V230H208ZM220 231V230H219ZM234 231H237V230H234ZM239 232L241 231V227H240V230H238ZM238 231H237V233H238ZM244 231V230H243ZM251 230H249V232H250ZM112 232V233H111ZM127 232V231H126ZM133 232V231H132ZM136 232V231H135ZM139 232H137V233H139ZM161 232H162V230H161ZM172 232V231H171ZM193 232V231H192ZM199 232V231H198ZM218 232V231H217ZM221 232V231H220ZM226 231H224V233H225ZM242 232V231H241ZM258 232V231H257ZM261 232V231H260ZM260 232H258V233H260ZM13 233V234H12ZM117 233H120V232H117ZM143 233H145V232H143ZM149 233V232H148ZM154 233V231L151 233V234H153ZM174 233V232H173ZM178 233V232H177ZM187 233V232H186ZM197 233V232H196ZM223 233V234H224ZM227 234H228V232H226ZM245 233V232H244ZM251 233H255V232H251ZM264 233V232H263ZM123 234H125V232L123 233ZM132 234H134V233H132ZM139 234H141V233H139ZM156 234V233H155ZM168 234V233H167ZM179 234V233H178ZM210 234V233H209ZM214 234H213V236H214ZM257 234V233H256ZM11 235H13V236H11ZM17 235V236H18ZM22 235V236H21ZM119 235V234H118ZM121 235V234H120ZM150 235V234H149ZM154 235V234H153ZM152 235V236H153ZM161 235V234H160ZM170 235V234H169ZM190 235V234H189ZM193 235V234H192ZM203 235H204V233H203ZM203 235H202V237H203ZM208 235V234H207ZM211 235V234H210ZM219 235H220V233H219ZM229 235V234H228ZM250 235V234H249ZM252 236H253V234H251ZM262 235V234H261ZM141 236V235H140ZM140 236H139V238H140ZM142 236H143V238L145 239L146 238V236L144 237V235L142 234ZM148 236V235H147ZM157 236V235H156ZM156 236H154V239L156 238ZM180 236V235H179ZM194 236V235H193ZM198 236V235H197ZM256 236V235H255ZM264 236V235H263ZM8 237V238H9ZM118 237V236H117ZM122 237H124V236H122ZM133 237V236H132ZM137 237V236H136ZM159 237V236H158ZM166 237H168V235H166ZM166 237H163V238H166ZM171 237H172V235H170V239H171ZM177 237V236H176ZM175 237V238H176ZM182 237V236H181ZM191 237V236H190ZM196 237V236H195ZM207 238V236H204V238ZM231 237V236H230ZM248 237V236H247ZM260 237V236H259ZM16 238V239H15ZM24 238H25V240H24ZM114 238L115 239H117V241H115L114 240ZM118 238H120V237H118ZM131 238V237H130ZM129 238V239H130ZM142 238V239H143ZM151 238V237H150ZM180 238V237H179ZM178 238V239H179ZM185 238V237H184ZM183 238V239H184ZM189 238V237H188ZM205 238V239H206ZM245 238V237H244ZM252 238V237H251ZM254 238H256V237H254ZM254 238H252V241H253V239ZM122 239H124V238H122ZM128 239V240H129ZM133 239V238H132ZM141 239V238H140ZM140 239H139V241H140ZM153 239V238H152ZM173 239H174V237H173ZM173 239H172V241H170V243L172 242V246L174 247V244H173ZM200 239V238H199ZM226 239V238H225ZM236 239V238H235ZM242 239V238H241ZM246 239V238H245ZM7 240V241H6ZM18 242H17V241ZM131 240V239H130ZM129 240V241H130ZM156 240V239H155ZM159 240H160V238H159ZM166 240V239H165ZM165 240H162V243H163V241H165ZM181 240V239H180ZM207 240V239H206ZM208 240H209V238H208ZM251 240V239H250ZM258 240V239H257ZM256 240V241H257ZM13 241H15L14 243H18V245L16 244V246H15V244L13 245ZM123 241V240H122ZM121 241V242H122ZM128 241V242H129ZM146 241V240H145ZM148 241V240H147ZM161 241V240H160ZM176 240H174V242H175ZM196 241V240H195ZM200 241V240H199ZM202 241V240H201ZM228 241H229V239H228ZM233 241V240H232ZM243 241V240H242ZM248 240H246V242H247ZM263 241V240H262ZM1 242H2V240H1ZM3 242V243H4ZM125 242V241H124ZM127 242V243H128ZM133 242V241H132ZM136 242V241H135ZM143 242V241H142ZM150 242H152V240L150 241ZM153 242H154V240H153ZM157 243L159 242V241H156ZM167 242V241H166ZM165 242V243H166ZM168 242H169V239H168ZM181 242V241H180ZM180 242H179V244H180ZM198 242V241H197ZM204 242V241H203ZM207 242V241H206ZM210 242V241H209ZM215 242V241H214ZM214 242H213V244H214ZM219 242V241H218ZM220 242H222V240L220 241ZM219 242V243H220ZM237 242V241H236ZM245 242V241H244ZM243 242V243H244ZM260 242V241H259ZM120 243V244H119ZM139 243V242H138ZM145 243V245H147L146 244V242H144ZM149 243V242H148ZM186 243V242H185ZM195 243V242H194ZM211 243V242H210ZM223 243V242H222ZM225 243V242H224ZM231 243V242H230ZM240 244H241V242H239ZM238 243V244H239ZM242 243V244H243ZM258 243V242H257ZM10 244V245H9ZM130 244V243H129ZM133 244V243H132ZM135 244H137V242L135 243ZM139 244H143V243H139ZM160 244V243H159ZM169 244V243H168ZM181 244H182V242H181ZM188 244V243H187ZM256 244V243H255ZM259 244V243H258ZM1 245V243H0V246H2ZM151 245V244H150ZM152 245H153V243H152ZM151 245V246H152ZM156 245V244H155ZM158 245V244H157ZM193 245V244H192ZM200 245V244H199ZM198 244H197V246H199ZM216 245V244H215ZM215 245H213V246H215ZM218 245V244H217ZM222 245V244H221ZM228 245V244H227ZM245 245V244H244ZM247 245V244H246ZM257 245V244H256ZM263 245V244H262ZM12 246H14L13 248H11ZM131 246V245H130ZM160 246V245H159ZM162 246V245H161ZM170 246V245H169ZM172 246H170V248H172ZM179 246V245H178ZM180 246H182V245H180ZM186 246V245H185ZM189 246V245H188ZM207 246V245H206ZM206 246H204V249H207V248H205ZM209 246V245H208ZM261 246V245H260ZM127 247H129V246H127ZM132 247H133V245H132ZM137 247V246H136ZM142 247H144V246H142ZM154 247H155V249H154ZM153 247V249L154 250H156L157 248H158V246H157V248H156V246H154ZM166 247V245H164V247L163 248H165ZM190 247V246H189ZM200 247V246H199ZM198 247V248H199ZM211 247H212V245H211ZM224 247V246H223ZM252 247V246H251ZM138 248H140V246L138 247ZM149 248V250H150V247H148ZM147 248V249H148ZM162 248V247H161ZM167 248H169L168 246H167ZM167 248H166V250H167ZM169 248V249H170ZM180 248H182V247H180ZM192 248V247H191ZM190 248V249H191ZM197 248V247H196ZM216 248V247H215ZM214 248V249H215ZM227 248V247H226ZM225 248V249H226ZM229 249L231 248L230 246L228 247ZM245 248V247H244ZM247 248V247H246ZM256 248V247H255ZM261 248V247H260ZM259 248V249H260ZM0 249H1V247H0ZM8 249V248H7ZM128 249H130V248H128ZM141 249V248H140ZM146 249V248H145ZM144 249V250H145ZM160 249V248H159ZM175 249V248H174ZM214 249L212 250L213 252H214ZM217 249V248H216ZM215 249V250H216ZM221 249V248H220ZM233 249V248H232ZM261 249H263V247L261 248ZM138 250V249H137ZM172 250V249H171ZM176 250V249H175ZM174 250V251H175ZM231 250V249H230ZM242 250V249H241ZM248 250H250V248L248 249ZM251 250H252V248H251ZM133 251V250H132ZM152 251V250H151ZM159 251V250H158ZM165 251V250H164ZM164 251H162V252H164ZM168 251V250H167ZM178 251V250H177ZM177 251H175L176 253H177ZM183 251V250H182ZM186 251H188V250H186ZM199 251V250H198ZM205 251V250H204ZM207 251V250H206ZM211 251V252H212ZM218 251H219V249H218ZM218 251H216L217 252V254H218ZM244 251H245V249H244ZM4 252H6V253H4ZM148 252V251H147ZM147 252H145V253H147ZM172 252V251H171ZM175 252H172V253H174L175 254ZM189 252V251H188ZM197 252V251H196ZM234 252H235V250H234ZM233 252V253H234ZM257 252V251H256ZM256 252H254V253H256ZM263 252V251H262ZM12 255H11V254ZM152 253V252H151ZM155 253V252H154ZM164 253H167L166 251L164 252ZM183 253H185V252H183ZM223 253V252H222ZM254 253H253V255H254ZM5 254H7V256L5 255ZM8 254H10L11 256H14L13 257V260H11V257L8 255ZM153 254V253H152ZM168 254V253H167ZM169 254L171 255V253L169 252ZM173 254V255H174ZM181 254V253H180ZM224 254V253H223ZM230 254V253H229ZM231 254H232V252H231ZM239 254V253H238ZM260 254V253H259ZM3 255L5 256V257H10L9 259H6L5 260V258H3ZM149 255V254H148ZM160 254L158 253V257H160L159 256ZM170 255H168L169 257H170V259L172 260L173 258H171V256ZM173 255H172V257H173ZM177 255V254H176ZM179 255V254H178ZM177 255V256H178ZM183 256H186L185 254H182ZM189 255V254H188ZM204 255H207V253L206 254H204ZM214 255V254H213ZM225 255V254H224ZM227 255V254H226ZM233 255V254H232ZM242 255H243V253H242ZM248 255H251V254H248ZM248 255H245V256H247V257H249ZM256 255V254H255ZM254 255V256H255ZM151 256V255H150ZM156 256V255H155ZM168 256H165V257H167V259H169L168 258ZM192 256V255H191ZM207 256H210L209 254L207 255ZM218 257H219V255H217ZM222 256V255H221ZM228 256V255H227ZM238 256V255H237ZM254 256H252V257H254ZM37 257V258H36ZM38 257H41V258H38ZM143 257V258H142ZM145 257H147V255L145 256ZM188 257H190V256H188ZM211 257V256H210ZM210 257H208V258H210ZM230 257V256H229ZM239 257H240V255H239ZM256 257V256H255ZM3 258V259H2ZM26 258V259H25ZM27 258H29L30 260H28ZM34 258H35V260H38L39 259V262L38 261H35L34 260ZM149 258V257H148ZM163 258V257H162ZM180 258H181V256H180ZM212 258V257H211ZM258 258V257H257ZM33 259V260H32ZM151 259V258H150ZM156 259V258H155ZM160 259V258H159ZM178 259V258H177ZM192 259H194V257L192 256ZM192 259H190V260H188L189 262L190 261H192ZM205 259V258H204ZM225 259V258H224ZM228 259V258H227ZM234 259H236V258H234ZM250 259V258H249ZM254 259V258H253ZM260 259V258H259ZM26 260H28V261H26ZM31 260L33 261V263L31 262ZM146 260V261H145ZM152 260H153V258H152ZM158 260V259H157ZM165 260V259H164ZM171 260H169V261H171ZM181 260H183V259H181ZM210 260V259H209ZM213 260V259H212ZM223 260V259H222ZM231 260V259H230ZM245 260V259H244ZM243 260V261H244ZM258 260V259H257ZM24 261V262H23ZM151 261V260H150ZM154 261V260H153ZM156 261V260H155ZM161 261V260H160ZM163 261V260H162ZM174 261V260H173ZM195 261H196V259H195ZM198 261V260H197ZM220 261V260H219ZM223 261H225V260H223ZM228 261V260H227ZM227 261H226V263H227ZM243 261H242V263H243ZM261 261V260H260ZM259 261V262H260ZM264 260L262 259V263H264L263 262ZM7 262V261H6ZM6 262H4L3 264H6ZM7 262V263H8ZM165 262H166V260H165ZM168 262V261H167ZM172 262V261H171ZM174 262H176V261H174ZM173 262V263H174ZM189 262H188V264H189ZM200 262V261H199ZM203 262V261H202ZM207 261H205V263H206ZM216 262V261H215ZM246 262V261H245ZM249 262V261H248ZM256 262V261H255ZM152 262H150V264H151ZM182 263V262H181ZM183 263H184V260H183ZM191 263V262H190ZM195 264H197L196 262H194ZM235 263V262H234ZM240 263V262H239ZM253 263V262H252ZM178 264H179V262H178ZM191 264H193V261H192V263ZM207 264V263H206ZM210 264V263H209ZM212 264H215V263H212ZM216 264H218V263H216ZM230 264V263H229ZM256 264V263H255ZM257 264H258V262H257ZM260 264V263H259Z\"/></svg>", "mask_w": 264, "mask_h": 264}, {"label": "crops", "instance_id": "crops-1", "mask_svg": "<svg viewBox=\"0 0 264 264\" xmlns=\"http://www.w3.org/2000/svg\"><path fill=\"white\" fill-rule=\"evenodd\" d=\"M253 55L256 59L261 61L264 64V46L259 47L253 51Z\"/></svg>", "mask_w": 264, "mask_h": 264}, {"label": "trees", "instance_id": "trees-1", "mask_svg": "<svg viewBox=\"0 0 264 264\" xmlns=\"http://www.w3.org/2000/svg\"><path fill=\"white\" fill-rule=\"evenodd\" d=\"M235 69H236V67L233 66V67H231V68H229V69H225V71H226L227 73H232Z\"/></svg>", "mask_w": 264, "mask_h": 264}, {"label": "water", "instance_id": "water-1", "mask_svg": "<svg viewBox=\"0 0 264 264\" xmlns=\"http://www.w3.org/2000/svg\"><path fill=\"white\" fill-rule=\"evenodd\" d=\"M233 37H234L235 39H238V34H237V33H233Z\"/></svg>", "mask_w": 264, "mask_h": 264}]
</instances>
